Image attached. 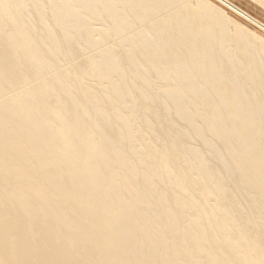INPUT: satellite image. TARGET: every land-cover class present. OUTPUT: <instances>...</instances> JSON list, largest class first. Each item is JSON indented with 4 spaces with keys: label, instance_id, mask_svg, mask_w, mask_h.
Here are the masks:
<instances>
[{
    "label": "bare ground",
    "instance_id": "obj_1",
    "mask_svg": "<svg viewBox=\"0 0 264 264\" xmlns=\"http://www.w3.org/2000/svg\"><path fill=\"white\" fill-rule=\"evenodd\" d=\"M15 1V3L13 2V0H0V13L4 16H9V12L10 11H12L11 13L12 14H14L13 12H14V9L12 8V5H11V2L12 3H14L13 4V6H16V7H19V6H17V3H19L18 1H20V3H23V2H21V0H14ZM27 3H28V5H29V2L27 1V0H25ZM42 1V0H41ZM48 1V0H47ZM50 1V0H49ZM60 1V0H59ZM70 1V3H71V0H69ZM73 2L72 3H80V2H74L75 0H72ZM83 1H85V0H83ZM89 1V0H88ZM88 1H86V2H88ZM93 1V0H92ZM102 3L104 2V3H106V4H102L101 3V5H104V7L105 6H107V4H110V3H112L110 0V3H107V2H105V0L104 1H102V0H100ZM106 1H108V0H106ZM123 1V0H122ZM151 1V0H150ZM153 1V0H152ZM160 1V0H159ZM169 2H171L172 0H168ZM175 1V3H177L178 2V0H174ZM174 1L172 2V4L174 3ZM180 1V0H179ZM193 1H195V0H193ZM197 1V0H196ZM195 1V2H196ZM202 1V2H201ZM199 0V2H201V3H203V1H205V0ZM232 2H233V0H231ZM237 1H239V0H237ZM247 0H245V2H246ZM252 2L253 1H255L256 3H258L259 5H261L262 6V8L264 9V1L263 0H251ZM37 2V1H36ZM51 2H52V0H51ZM58 2V1H57ZM118 2V1H117ZM116 2V3H117ZM124 2V1H123ZM130 2V1H129ZM129 2H124V4H130ZM137 2H139V3H141V4H146V6H148L149 5V8H151L152 6H153V3L151 4V7H150V3H149V0H137ZM149 4H148V3ZM154 2L156 3V1L154 0ZM163 2H165V1H163ZM162 2V3H163ZM181 2H184V0L183 1H180L179 3H181ZM187 2H189V0H187ZM214 1H212V3H213ZM221 2V1H220ZM230 3L229 2V0L228 1H226V3ZM231 2V7H233L234 8V10H236V11H234L236 14H237V16L239 15V16H243L242 18H244L245 20L244 21H249L248 23L251 25V23H253V24H255L256 25V27L257 26H260V29H261V26H263L264 25V16L262 17V19L261 18H259V19H261V20H259V19H257L258 17H260V16H258L257 15V18H256V16L254 17L253 15H252V13L251 12H248V11H251V10H249V9H251V8H249L250 7V4H248V3H251V2H246L247 4V6H248V10H247V8H246V5H244L243 3H241V1H239V4H243L244 6L242 7V8H246V9H242L241 7H239L238 5H236V4H238V2H236V4L234 3H232ZM244 2V1H243ZM255 2H254V4H255ZM25 3V2H24ZM23 3V4H24ZM38 3V2H37ZM45 3V2H44ZM44 3H43V5H44ZM50 3V2H49ZM85 3V2H84ZM93 4L95 3V1L94 2H92ZM120 3H121V1H120ZM134 3H136V2H134ZM133 3V4H134ZM160 3V2H159ZM159 3H157L159 6H162V4H159ZM178 3V4H179ZM207 3H209V1L207 2V0H206V2H205V4L204 5H208ZM211 3V4H212ZM217 3V2H216ZM215 3V4H216ZM33 4V3H32ZM32 4H31V6H32ZM40 4V3H39ZM48 4V3H47ZM58 4H59V2H58ZM62 4V3H61ZM60 4V5H61ZM65 4H67V3H65ZM86 4V3H85ZM84 4V5H85ZM90 4V3H89ZM89 4H87L88 6H89ZM93 4H91V5H93ZM97 4V3H96ZM98 4H99V1H98ZM97 4V7L99 6L100 7V5H98ZM112 4H114V2L112 3ZM112 4H110V5H112ZM117 4H119V3H117ZM123 4V3H122ZM128 4H127V7H126V5H125V7L126 8H128L129 6H128ZM140 4V5H141ZM156 4V7L158 6ZM167 5H169L168 3H166ZM184 4H186V3H184ZM183 4V5H184ZM188 4V3H187ZM197 4V6H198V3H196ZM252 4V3H251ZM258 4H256V5H254L253 7H254V9H253V11L255 10V6H257ZM37 5V4H36ZM49 5V4H48ZM73 5H76V4H73ZM81 5H82V3H81ZM165 5V4H164ZM191 5V4H190ZM204 5H203V7H204ZM216 5H219L218 3L216 4ZM225 5V4H224ZM228 5V4H227ZM11 6V7H10ZM26 6V5H25ZM31 6H28L29 8H31ZM38 6V5H37ZM44 6H46V3H45V5ZM57 6V5H56ZM62 6V5H61ZM94 6H96V5H94ZM118 6V5H117ZM116 6V7H117ZM131 6V5H130ZM143 5H141V7H142ZM158 6V7H159ZM175 6V5H174ZM173 5H171V7H173V8H177L178 6H175L174 7ZM179 6H180V4H179ZM202 5H200V7H201ZM211 5H210V3H209V7H210ZM212 6H214V7H216L215 9H212L211 10V8H210V13H212V12H214V10H217L218 8V6H215V5H212ZM211 6V7H212ZM229 6V7H230ZM27 7V6H26ZM28 7H27V9H28ZM40 7H41V4H40ZM39 7V8H40ZM51 7V6H50ZM59 7V6H58ZM64 7V6H63ZM62 7V8H63ZM66 7H67V5H66ZM65 7V8H66ZM69 7V6H68ZM67 7V8H68ZM74 7V9L76 8V9H78V7H75V6H73ZM73 7H71V8H73ZM92 7V6H91ZM101 7H103V6H101ZM100 7V8H101ZM104 7H103V11H107V10H111L112 11V9H111V7H113V6H111L109 9H108V7L109 6H107V7H105V8H107V10H104ZM115 7V6H114ZM116 7H115V9H116ZM121 7H123L122 5H121ZM125 7H123V8H125ZM139 7V6H138ZM137 7V8H138ZM145 7V6H144ZM157 7V8H158ZM165 7V6H164ZM169 7H170V5H169ZM202 7V8H203ZM208 6H205V8H206V10L208 11V9L207 8H209ZM214 7H212V8H214ZM220 7V6H219ZM222 7V6H221ZM224 7V6H223ZM45 8V7H44ZM46 8H47V6H46ZM45 8V9H46ZM60 8V7H59ZM64 8V9H65ZM66 8V9H67ZM70 7H69V10H72ZM87 8V7H86ZM131 8V7H130ZM130 8H129V12H130ZM134 8V7H133ZM148 8V7H147ZM146 8V9H147ZM149 8H148V10H149ZM161 8V7H160ZM180 8V7H179ZM189 8V7H188ZM199 8V7H198ZM197 8V9H198ZM205 8H203L204 9V11L205 12H207L206 10H205ZM225 8V7H224ZM232 8V9H233ZM258 8V7H257ZM260 8V7H259ZM19 9H20V7H19ZM45 9H43V10H41L40 9V11H43V13H45L44 11H46ZM51 9V8H50ZM49 9V10H50ZM64 9H62V10H64ZM73 9V10H74ZM75 9V10H76ZM81 9V8H80ZM89 8H87L86 10H88ZM115 9H114V12H115ZM119 9H121V8H119ZM142 9V8H141ZM151 9H153V12H150L151 11ZM150 9V14H152V13H155V14H157V16H158V12L160 13V12H162L163 10H160V11H158V12H155V8L153 7V8H151ZM162 9V8H161ZM167 9H169L168 7H167ZM172 9V8H171ZM182 9V8H181ZM180 9V10H181ZM187 9V8H186ZM190 9V8H189ZM202 9V10H203ZM226 10L228 9V7H226L225 8ZM21 10H22V6H21ZM29 10V9H28ZM61 9H59L57 12H59ZM79 10V9H78ZM77 10V11H78ZM83 10V9H82ZM82 10H81V12H79L80 13V15L82 14ZM92 10V9H91ZM97 10V9H96ZM95 10V11H96ZM101 10H102V8H101ZM100 10V11H101ZM110 10L108 11V12H106V14H109L110 13ZM118 9H116V11H117ZM132 10V12L134 11L133 9H131ZM137 10V9H136ZM157 10V9H156ZM175 10V9H174ZM179 9H177V11H178ZM192 10V9H191ZM198 10H201V9H198ZM219 10V9H218ZM247 10V11H246ZM260 10V9H259ZM258 10V11H259ZM68 10H66V12H67ZM76 11V12H77ZM90 10H88V12H89ZM102 11V12H103ZM120 11V10H119ZM121 11H122V9H121ZM143 11V10H142ZM164 11H166V9H164ZM163 11V12H164ZM168 11V10H167ZM193 11H195L194 9H193ZM204 11H202V12H199L198 11V13H197V11L195 12V13H193L192 11H189V12H192L193 13V15H195L194 17H193V19L191 20V23L193 24H191V23H189V25L191 24V26H193V28H191V30H192V32L193 31H195V30H197L198 31V29L199 30H201V31H199V32H201L199 35H198V37H202V38H204L203 36H206V34L208 33L207 32V30H206V32H205V34L203 35V31H205L204 29V27H205V23H206V25H209L208 27L210 28V26H211V24H212V26H213V28H215V30L217 31V30H220V29H216V26H215V24L217 25V28H219L218 26V24L217 23H219L220 22V20H222V18H224V17H220V16H218V15H221V13L223 14L225 11H222V10H219V11H222L221 13L219 12V14H217V13H214V14H212V16L211 15H209V13H205ZM212 11V12H211ZM229 11V10H228ZM252 11V12H253ZM255 11H257V9L255 10ZM262 11V10H261ZM260 11V12H261ZM29 12L31 13L32 12V10L30 11L29 10ZM28 12V13H29ZM35 12V11H34ZM37 12H39V11H36V13ZM51 12V11H50ZM65 12V11H64ZM63 13V14H66V15H64L67 19H65V20H69L70 19V17L72 18V15L74 16V14H70L69 12H67V13ZM74 12V11H73ZM98 12V11H97ZM113 12V13H114ZM118 12V11H117ZM127 12H128V10H127ZM140 12V11H139ZM144 12H146V10L144 11ZM170 12H172V11H170ZM176 11H174V13H175ZM180 12V15H181V13H183V11L181 10V11H179ZM178 12V13H179ZM217 12V11H216ZM231 12V11H230ZM233 12V11H232ZM263 12H264V10H263ZM23 13V12H22ZM25 13H27V12H25ZM27 13V14H28ZM35 13V14H36ZM42 13V12H41ZM41 13L39 14V15H41ZM60 13V12H59ZM59 13H58V15H59ZM62 13L60 14V15H62ZM83 13H84V11H83ZM91 13V12H90ZM99 13V12H98ZM104 14H105V12H103ZM102 13V14H103ZM112 13V12H111ZM116 13V12H115ZM114 13V14H115ZM119 13V12H118ZM122 13V12H121ZM123 13H124V10H123ZM136 13V12H135ZM141 13V12H140ZM177 13V14H178ZM188 13V12H187ZM226 13V12H225ZM251 13V14H250ZM257 13H259V12H257ZM12 14H10V15H12ZM34 14V15H35ZM38 14V13H37ZM68 14H70V15H68ZM78 14V13H77ZM92 14H93V12H92ZM100 14V13H99ZM99 14H98V16H99ZM117 14V13H116ZM116 14H115V16H116ZM125 14H128V13H126L125 12ZM129 14H131V13H129ZM128 14V15H129ZM170 14V13H169ZM184 15L186 14V13H183ZM197 14V15H196ZM216 14V15H215ZM230 14V13H229ZM232 14H234V13H232ZM262 15L264 14V13H261ZM261 14H259V15H261ZM15 15V14H14ZM16 15H18V13L16 14ZM15 15V16H16ZM20 15L22 16L23 14H21L20 13ZM30 15H31V17H32V15L33 14H29V17H30ZM45 15H48L47 14V12H46V14ZM51 15V14H50ZM85 15V14H84ZM101 15V14H100ZM111 15V14H110ZM134 15V14H133ZM133 15H131L132 17H133ZM138 15V14H137ZM139 15H141V14H139ZM148 15H149V13H148ZM160 15V14H159ZM165 15V14H164ZM164 15H162L161 14V16H164ZM168 15V14H167ZM174 15H176V14H174ZM174 15L173 14H171L170 16L171 17H174ZM180 15L178 16L179 18H181V20H180V22H182V20H183V22L184 21H186L187 22V20H188V22H190L189 20V17L190 18H192L191 16H192V14H191V16H188V19H187V17H185L184 15H181L182 17H180ZM225 15V18L227 17L226 16V14H224ZM224 15H222V16H224ZM254 15H256V13L254 14ZM261 15V16H262ZM3 16H1L2 18H5V20H6V17H3ZM15 16H12V17H14V20L16 19V20H19V23H21V24H23V26H21V24H19V23H17V22H15L13 19H11L12 17L11 16H9V20L12 22V29L13 30H11L9 27V25H8V27L7 28H5L6 30L7 29H9V30H11V31H13V33L15 34V36H17V40H14V39H16V38H11L12 37V35L11 34H13L11 31H10V34H9V30L7 31L8 33V36L10 37V38H8V36H6L5 34H4V36L7 38V40L5 41V39H3L4 41H1L2 39V37H1V35H3V33L1 32L2 30H0V264H218V262H223V264H264V231L261 229L260 231H258L257 229H256V227H255V225H252V224H245L244 222H245V219H243L244 221L242 222V219L241 220H239V221H236V220H238V219H240V218H238L237 217V215H236V217H237V219L235 218V220L234 221H236L234 224L235 225H237L235 228H225L224 226H223V224H222V221L221 220H218L217 222H221V224L220 225H218L217 223H216V225L214 224V220L216 221V219H207V218H205V220H199L198 219V217H199V215H198V210H197V205L199 206V203H198V200H200L199 198H197L199 195H207V197L209 198V196H210V194H211V197H213L214 199H218V193H219V196H220V198H222V197H225V192L224 191H221L220 189H222V186H221V183H220V180L218 181L220 184V189H215V192H214V190L212 189L213 187L215 188V186H214V184H212L213 185V187L211 188H209V183L207 182V184L205 183V184H203V183H194V181H195V179L193 180L192 178H188V176H187V178H186V176L185 175H188V174H185V172L183 173V171H185V170H183V169H181L182 167L184 168V166H182V165H180V166H182L181 168H179V167H177V165H175L176 167V170H175V172L173 171H171V168H172V166H174V163H176L175 161H173V159L174 158H176L175 157V155H176V153H177V155L179 154L180 155V153H181V151H182V147L180 146L179 148L177 147V146H175V148L174 149H171L172 147H170V149L171 150H167L166 149V152L168 151L169 153H165V148H164V146L163 147H161V149L162 150H164V153H162V151L155 145V144H152L151 143V145H149V146H147V144L145 145V146H147V147H145L144 146V149H143V151H142V153H143V155H142V157L144 156V157H147L146 159H145V161L147 160H149V162H145V165H148V166H145L144 165V163H143V165L145 166V167H147L146 169H144L143 167V169H144V172H143V170H141L142 168L140 167V165H138L137 166V163H135V161H137V159H139V157L138 156H141L140 154L141 153H139L138 154V156H135V155H137V153L135 152L134 153V155L133 154H131V153H133L132 151H129V152H125L124 153V151L121 149L122 148V146H121V144L119 143V139H123V138H120V132H122V133H124L125 132V135L127 134L126 133V131H128V130H125L124 128H123V124L125 123H123L122 124V121H124V119H122L123 118V115H122V117L120 118V116L119 115H117L116 113V117L117 118H119V119H121L119 122L117 121V120H119V119H117L116 120V122H118L117 124L118 125H120V126H118L117 124V127H116V125H114V122H115V119H113V117H114V115L113 114H108L107 113V110L105 111V109L107 108H105V106H104V102L103 103H101L100 101H102L101 99H100V95L98 94V92L96 91V93L94 92V90H91L90 91V93L89 94H91L92 92H93V101L95 100V103L93 104V108L91 107V106H89V108H92V109H90L89 111L88 110H86L85 108H84V102L82 103V101H75V99H74V97H73V95H72V88L75 86V84L73 85V84H71V83H73L70 79L73 77V78H76V79H74V80H76V81H78V79H79V81H80V79H83L84 80V82H86L85 80H87V79H84L83 78V76L81 75L83 72L82 71H85L84 69H83V67H80V69H83V70H81L80 71V73H79V71L77 72V73H79V74H77V73H75L74 74V71L75 70H77V69H79L78 67H79V65H81L80 64V60L78 61L77 59H80L81 58V56L80 55H82V54H79V53H81V52H78V54H77V56L79 55V57L80 58H77V56H75L73 53V49H72V46L70 45V47H68L69 46V44H71L70 42H68V46H66L65 44V46L66 47H68V48H70L71 50L70 51H72L73 53L72 54H70L71 52H69V49H67L68 51V53L67 54H69L68 56H71V55H74V57H72L73 59L75 58H77L76 59V62L78 63V65H76V66H78L77 68H75V70L73 71L72 69H73V65L75 66V64H73V65H71L70 66V59H72L71 57H70V59L68 60L69 62H68V69H70V71L72 70V76H70V75H68L69 77V80H70V82H67V81H65L66 83H64L63 81H61L60 79H58V81H57V83H55V82H53V83H50V79H49V81L46 79V77L47 76H45V78H43V76H40L39 78L37 77V80H36V83L32 86V87H30L28 84H29V82H30V80H31V78L34 80V82H35V79L33 78L34 76H39V69H41V68H39L38 70L39 71H36L37 69V67L39 66V67H42V66H44V65H42L43 63H45V61L47 60L46 58L49 56V55H47L46 57H45V55H44V53L46 54V51H44L43 49H40L39 51H41L42 50V55H40L39 53H37V52H35L37 49H35V51H34V48H35V44H36V46H37V44H39V43H37V41H33L32 40V38H30L31 36L29 35V33L27 32V30H26V32H23L22 30H25V29H22V28H24V23L23 22H29L30 20H29V18H26L27 16H26V14L25 15H23V17H25L24 19H26V20H24L23 19V17H22V19L23 20H21V19H18L17 18V16H16V18H15ZM64 16H62L63 17V20L62 21H64ZM69 18H68V17ZM75 16H76V14H75ZM78 16H79V14H78ZM92 16V15H91ZM109 16V15H108ZM112 16V15H111ZM114 16V15H113ZM118 16H120V13H119V15ZM122 16H124V14L123 15H121V17ZM126 16V15H125ZM124 16V17H125ZM146 16H147V14H146ZM146 16H144V18L146 19L147 17ZM177 16H175V18L177 17ZM208 16H209V18H208ZM212 18H211V17ZM232 16V15H231ZM234 16V15H233ZM33 17H37L36 15L35 16H33ZM40 17H42V16H40ZM46 17H48V16H46ZM45 17V18H46ZM51 17V16H50ZM77 17V16H76ZM84 17V16H83ZM95 17V16H94ZM103 17H107V15L106 16H103ZM124 17H122V18H124ZM129 17H130V15H129ZM128 17V18H129ZM141 17V16H140ZM160 17V16H159ZM158 17V18H159ZM168 17V16H167ZM171 17H168V20H164L163 18V22H161L162 23V25L161 24H159V23H156L157 25H160L159 27L161 28V30L163 29V24L165 25V22H166V24L168 23L169 24V27H170V23H171V20L173 19H171ZM178 17H177V19H178ZM241 17H239V18H241ZM42 18H44V16L42 17ZM44 18V19H45ZM49 18V17H48ZM61 17H59V19H60ZM78 19H80V18H82V16H80V18L79 17H77ZM90 18V17H89ZM110 19L112 18V17H109ZM117 18V17H116ZM143 18V17H142ZM148 18H150V16L148 17ZM152 18V17H151ZM170 18V19H169ZM183 18V19H182ZM186 18V19H185ZM227 18H229L230 19V17H227ZM226 18V19H227ZM233 18H236V17H233ZM8 19H7V22H8ZM27 19H28V21H27ZM39 19V18H38ZM50 19V18H49ZM72 19H76V18H72ZM77 19V20H78ZM83 19V18H82ZM81 19V20H82ZM84 19H86V16L84 17ZM94 19V18H93ZM97 19V18H96ZM102 19V18H101ZM100 19V20H101ZM108 19V18H107ZM115 19V18H114ZM127 19V18H126ZM126 19L124 18V20L126 21ZM140 19V18H139ZM138 19V20H139ZM154 19V18H153ZM166 19V18H165ZM238 19V18H237ZM2 20V19H1ZM34 22L33 23H35L36 24V19L34 20V19H32ZM52 20V19H51ZM81 20H79V21H81ZM90 20H92V19H90ZM89 20V21H90ZM113 20V19H112ZM115 20H117V19H115ZM118 20H120V18H118ZM133 20H134V18H133ZM132 20V21H133ZM138 20H137V22H138ZM143 20V19H142ZM148 20H150V19H148ZM225 20V19H224ZM222 21L223 23L224 22H227V21ZM236 20V19H235ZM235 20H234V22H235ZM239 21H240V19H238ZM241 20H243V19H241ZM262 20H263V22H262ZM23 21V22H22ZM40 21H42V20H40ZM53 21V20H52ZM55 21V20H54ZM53 21V22H54ZM72 21H76V20H72ZM71 21V22H72ZM84 23H85V20H82ZM81 21V24H83V22ZM87 21V20H86ZM89 21H87L86 23L88 24L89 23ZM129 21V20H128ZM140 21V20H139ZM147 21V20H146ZM161 21V20H160ZM173 21H174V19H173ZM173 21H172V23H173ZM219 21V22H218ZM230 21V20H229ZM229 21H228V23H229ZM238 21V22H239ZM1 22H4L5 23V25L7 24V22L6 21H4V19H3V21H1ZM44 22V21H43ZM58 22H61L60 20L58 21ZM57 22V23H58ZM68 22V21H67ZM77 22V21H76ZM92 23H93V20L91 21ZM95 22V21H94ZM97 22V21H96ZM99 22V21H98ZM104 22H106V21H104ZM107 22H108V24H109V22L110 21H108L107 20ZM106 22V23H107ZM120 22V21H119ZM118 22V23H119ZM127 22V21H126ZM130 22V21H129ZM155 22V21H154ZM182 22V23H183ZM231 22H232V26H233V24H236V25H234L233 26V29L235 28H237L238 26H237V22H235V23H233V21H232V19H231ZM4 23H1L0 24V29L2 28H4L3 26H2V24H4ZM27 23H25V24H27ZM32 23V24H33ZM47 23H49V22H47ZM62 23V28H63V23H66V22H61ZM60 23V24H61ZM69 23V22H68ZM67 23V24H68ZM79 23V22H78ZM105 23V25H107ZM111 23H114V21H111ZM111 23L109 24L110 26H111ZM116 23V22H115ZM114 23V24H115ZM118 23H117V25H118ZM124 23V22H123ZM140 23V22H139ZM143 24H144V21L142 22ZM146 23H148V21L146 22ZM176 23V22H175ZM175 23H173V24H171L172 26L174 25L175 26ZM177 23H178V21H177ZM182 23H180V27H182ZM211 23V24H210ZM223 23H220V27H223ZM240 23V22H239ZM241 23H242V21H241ZM244 23V22H243ZM34 24V25H35ZM67 24H64L65 26L67 25ZM72 24H74V23H72ZM81 24H79V25H81ZM90 24V23H89ZM96 24V23H95ZM119 24H121V23H119ZM133 24H135V22L133 23ZM155 23H153V25H154ZM155 24V25H156ZM179 24V23H178ZM178 24H176V26L178 25ZM187 24V23H186ZM186 24H185V26H186ZM246 24V23H245ZM249 24H247V25H249ZM29 25H31L30 24V22H29ZM34 25L32 26V27H30V28H33L34 29V32H35V27H34ZM43 25V24H42ZM47 25H49V24H47ZM47 25H45V28L47 27ZM70 25V24H69ZM78 25V26H79ZM83 25H85V24H83ZM83 25H81L80 26V28L81 27H84ZM113 25V24H112ZM122 25V24H121ZM121 25H119V26H121ZM124 25H126V24H124ZM140 25V24H139ZM138 24H137V26H139ZM142 25V24H141ZM157 25L155 26L156 27V31L159 29L158 27H157ZM222 25V26H221ZM228 25V24H227ZM239 25V24H238ZM254 25V26H255ZM74 26H77V24L75 23V25ZM85 26H87V28H89V26H91V25H85ZM128 26V25H127ZM137 26L136 27H131V28H136L137 29ZM144 26V25H143ZM150 26V25H149ZM148 26V27H149ZM173 26V27H174ZM175 26V27H176ZM178 26V27H179ZM204 26V27H203ZM212 26H211V28H212ZM215 26V27H214ZM226 24L224 23V28L226 29ZM237 26V27H236ZM240 27H242V28H245V27H243V25L241 26V25H239ZM253 26V25H252ZM29 27V26H28ZM67 27V26H66ZM69 27L70 26H68V28H65V29H67V30H69ZM92 27V26H91ZM124 27H126V26H124ZM147 27V26H146ZM145 27V28H146ZM148 27H147V29H148ZM204 28V29H201V28ZM207 27V26H206ZM228 27V26H227ZM229 27H231L230 25H229ZM250 27V26H249ZM255 27V28H256ZM264 27V26H263ZM29 28V30H31ZM40 28V27H39ZM38 27H37V32H40L38 29H39ZM45 28H44V30H45ZM54 28V27H53ZM52 28V29H53ZM77 28V27H76ZM76 28H74V29H76ZM85 29V28H83V29H85V31L87 30L88 32H90L89 30H90V28H89V30L88 29ZM102 28V27H101ZM113 28V27H112ZM120 28V27H119ZM121 28H123V25H122V27ZM129 28V27H128ZM224 28H221V29H224ZM252 28V27H251ZM258 28V27H257ZM256 28V29H257ZM32 29V30H33ZM59 29V28H58ZM64 29V28H63ZM64 29V30H65ZM70 29L72 30V26L70 27ZM72 30V31H75V33H76V30ZM82 29V28H81ZM93 28H91V30H92ZM117 29H118V27H117ZM117 29H115V31H117ZM126 29H127V27H126ZM138 29H139V27H138ZM142 29H143V27H142ZM141 29V30H142ZM154 29V28H153ZM173 30H171V32L172 31H174V30H177V29H174V28H172ZM184 29H185V27H184ZM187 29H189L188 27H187ZM195 29V30H194ZM207 29V28H206ZM43 30V32H44V34L43 33H41V34H43L44 35V37L45 38H48L49 36H50V34H52V32L50 33V31L49 30H51L50 29V25H49V30H48V32H49V36L47 35V36H45L46 35V33H45V31ZM77 30H79L78 32H80V29H77ZM97 30V29H96ZM99 30H102V29H99ZM98 30V31H99ZM105 30V29H104ZM108 30V29H107ZM112 30H114V29H112ZM125 30V29H124ZM130 30V29H129ZM128 30V31H129ZM141 30H139V32L141 31ZM145 30V29H144ZM155 30V29H154ZM165 30H166V27H165ZM186 30V29H185ZM190 30V31H191ZM209 30V29H208ZM214 30V31H215ZM227 31L229 30V29H226ZM226 30H224L225 32H226ZM231 30V29H230ZM243 30H246V32H248L249 31V29H243ZM241 28H237L236 30H235V32H234V34L236 33V35L237 36H241V38L242 39H240V38H238L236 35H234L235 37L233 38L232 37V41H230V39L228 40V42L230 41V42H235L237 39H239V41L237 42H235L236 44L235 45H239L240 46V44H241V46H246L249 42H252V40H250L248 37H246V35H243L244 33V31H243ZM248 30V31H247ZM259 30V29H258ZM257 30V31H258ZM3 31H5V30H3ZM52 31V30H51ZM56 31H58V30H56ZM56 31H54V34L52 35L53 37H55L54 35H56ZM66 31V30H65ZM70 31V30H69ZM83 31V30H82ZM84 31V34L85 33H87V32H85ZM95 31V30H94ZM103 31V30H102ZM133 31H135V29L133 30ZM179 31V30H178ZM212 30L210 29L209 30V33L211 34H213V31L211 32ZM216 31H215V33H216ZM222 31V33L224 34V32H223V30H220V32ZM254 31H256L255 29H254ZM29 32H31V31H29ZM33 32V33H34ZM71 32V31H70ZM119 32V31H118ZM120 32H121V30H120ZM119 32V33H120ZM125 32V31H124ZM142 32V31H141ZM149 32V31H148ZM153 33L155 32V31H152ZM158 32V31H157ZM157 32H155V34H157ZM162 32V31H161ZM167 32V31H166ZM177 32V31H176ZM181 32H182V30H181ZM199 32H196V33H199ZM220 32H218L217 31V35L219 34V36H220ZM259 32V31H258ZM257 32V33H258ZM264 32V31H263ZM262 32V33H263ZM36 33V32H35ZM59 33V32H58ZM57 33V34H58ZM65 33V32H64ZM69 33V32H68ZM68 33L66 34V35H68ZM74 33V32H73ZM83 32H81V34H82ZM91 34H92V32H90ZM96 33V32H95ZM94 33V34H95ZM100 33V32H99ZM104 33H107V31L106 32H104ZM114 33H116V32H114ZM131 33H133V32H131ZM135 33V32H134ZM137 33V32H136ZM144 33H146V31H144ZM143 33V34H144ZM152 33V34H153ZM163 33V32H162ZM168 33V32H167ZM170 33V32H169ZM179 33H180V31H179ZM179 33H178V35H179ZM208 33V34H209ZM222 33H221V37H222ZM228 33H230V31H228ZM232 33V32H231ZM231 33H230V35H231ZM17 34V35H16ZM30 34H32V32L30 33ZM39 34V33H38ZM60 34V33H59ZM59 34H58V36H59ZM70 34H72V32L70 33ZM79 34V33H78ZM90 34V35H91ZM103 34V33H102ZM107 34H109V33H107ZM113 34V33H112ZM111 34V32H110V34L109 35H111V40H112V38H113V35ZM125 34H126V32H125ZM124 34V35H125ZM154 34V35H155ZM159 34H160V31H159ZM173 34H175V33H173ZM173 34L171 33V34H167V37H166V40L164 39H162L161 41H167L166 43L167 44H169L168 46H170V45H173L174 43L172 42V41H174V38H173ZM193 35L195 34L194 32L192 33ZM208 34H207V39L206 40H208V38H210L209 40L210 41H212V36L214 35H211V37H209L208 36ZM227 34V33H226ZM225 34V35H226ZM233 34V33H232ZM246 34V33H245ZM253 34V33H252ZM264 34V33H263ZM263 34H259L260 35V37H263ZM32 35H34V34H32ZM36 35H37V33H36ZM86 35V34H85ZM89 35V34H88ZM96 35V34H95ZM105 35V34H104ZM103 35V37H102V39L104 40V36ZM122 35H123V31H122ZM135 35H142V33L141 34H135ZM134 35V36H135ZM146 35V34H145ZM145 35L142 37V40L144 39V37H145ZM149 35V34H148ZM147 35V36H148ZM161 35V34H160ZM159 35V36H160ZM182 35V33L180 34V36ZM190 35H191V33H190ZM202 35V36H201ZM247 35H248V33H247ZM255 35V34H254ZM14 36V35H13ZM14 36V37H15ZM37 36H39V35H37ZM63 36H64V34H63ZM72 37L74 36V34H72L71 35ZM80 36V35H79ZM114 36H116V35H114ZM129 36H131V35H129ZM146 36V37H147ZM162 37H163V35H161ZM160 36V37H161ZM184 36V35H183ZM216 35H214L213 36V39H214V37H215ZM224 36V35H223ZM229 36V35H228ZM233 36V35H232ZM257 38L259 37V36H257V35H255ZM33 37H35V35L33 36ZM53 37H51V38H53ZM57 37V36H56ZM55 37V38H56ZM66 37V36H65ZM69 37H70V35H69ZM77 37V36H76ZM90 37H92L93 38V34H92V36H89L88 38L89 39H91V40H89L90 42L91 41H93L92 40V38H90ZM97 37V36H96ZM96 37H94L93 39H95ZM108 37V39H110L109 38V36H107ZM106 37V38H107ZM133 37V36H132ZM140 38H141V36H139ZM137 38L138 40L140 39V38ZM145 37V38H146ZM149 38H150V36H148ZM154 37V36H153ZM182 37V36H181ZM180 37V38H181ZM187 37L189 38V33H187ZM191 37V36H190ZM194 37L196 38V40L198 41L197 43H195V39H194ZM192 39H194L195 41H194V45L195 44H197L198 46L200 45H202V43L204 42V41H202V40H205V38L204 39H202L201 41H199L198 39L199 38H197V35L196 36H194ZM237 37V39L235 40V41H233V39H235ZM259 37V38H260ZM4 38V37H3ZM36 38V37H35ZM39 38V37H38ZM41 38H42V35H41ZM40 38V39H41ZM44 38V39H45ZM50 38V37H49ZM48 38V39H49ZM59 38H61L60 36H59ZM68 38V36L66 37V40H68L69 41V38ZM71 38V37H70ZM81 38V37H80ZM79 38V39H80ZM106 38H105V40H106ZM119 38V37H118ZM128 38V37H127ZM126 37H124V39H127ZM130 38V37H129ZM148 38V39H149ZM163 38H165V36L163 37ZM176 38H178L177 36H176ZM187 38V39H188ZM224 38H226V36L225 37H223V39H222V41H220L219 42V45H220V43L221 42H223V40H225ZM231 38V37H230ZM257 38H255V39H257ZM40 39H39V41L38 42H40ZM43 39V38H42ZM47 39V41L49 42V41H51V42H53L54 44H56L58 47L57 48H61V47H59V46H61L62 45V41H60L61 39H59V41L61 42H58V41H55V40H52V39H50V40H48ZM101 39V38H100ZM120 40H121V38H119ZM201 39V38H200ZM218 39V38H217ZM12 40H14V41H12ZM36 40H38V39H36ZM56 40H58V38H56ZM65 40V39H64ZM71 40H72V38H71ZM70 40V41H71ZM74 40V39H73ZM76 40V39H75ZM96 40H98V39H96ZM95 40V41H96ZM104 40V41H105ZM131 40H132V38H131ZM134 40V39H133ZM156 40V39H155ZM182 40V39H181ZM205 40V41H206ZM240 40H241V42H240ZM259 40V39H258ZM261 40V42H264L263 41V39L261 38L260 39ZM259 40V41H260ZM44 41H46V39L44 40ZM80 41V40H79ZM95 41H93L94 42V44L96 43ZM103 41V42H104ZM109 41V40H108ZM113 41V40H112ZM119 41V40H118ZM126 41V40H125ZM128 41V40H127ZM140 41V40H139ZM153 41V40H152ZM158 41V40H157ZM225 41H227V40H225ZM256 41V40H255ZM258 41V42H259ZM65 42H67V41H65ZM72 42V41H71ZM74 42V41H73ZM75 42H77V44L75 43ZM74 43L77 45V46H79L80 47V44L78 43V41H75ZM99 42V41H98ZM129 43H130V40L128 41ZM148 42V41H147ZM154 43H155V41H153ZM159 42V41H158ZM169 42V43H168ZM192 40H191V44H192ZM213 42V41H212ZM228 42L226 43L227 44V47L226 48H228ZM46 43V42H45ZM100 43H102L101 42V40H100ZM100 43L97 45V48L100 46ZM110 43V42H109ZM117 43V42H116ZM121 43V42H120ZM127 43V42H126ZM128 43V44H129ZM141 43V42H140ZM146 43V42H145ZM160 43V42H159ZM166 43L164 44V45H166ZM177 43H178V45H181L180 43H182V41H179V39L177 40ZM177 43L175 44L176 46H178L177 45ZM187 43V42H186ZM189 43V42H188ZM187 43V44H188ZM189 43V44H190ZM215 43V42H214ZM224 43V44H225ZM240 43V44H239ZM47 44H49V45H46V46H48L47 47V49L49 50V46H51L50 44H52V43H47ZM58 44H60V45H58ZM89 44H91V45H94L92 42L91 43H89ZM103 44V43H102ZM132 44V43H131ZM133 44H135V42L133 43ZM141 44H144V43H141ZM163 44H161V46L163 45ZM204 44V43H203ZM208 44V43H207ZM210 44H211V42H210ZM210 44H208V46L210 45ZM256 45H257V43H255ZM261 44V43H260ZM263 44V43H262ZM261 44V47H260V45H259V47L261 48V50H263L262 49V45ZM40 45H41V42H40ZM63 45V46H64ZM118 45H119V42H118ZM130 45V44H129ZM129 45L127 46V47H129ZM147 44H144L143 46L141 45V48H143V47H146V49H147V46L149 45H147ZM154 45V44H153ZM156 45L158 46V44L156 43ZM155 45V46H156ZM193 45V44H192ZM193 45V46H194ZM197 45H195V47L197 46ZM218 45V44H217ZM216 45V46H217ZM223 45V44H222ZM222 45H220V47L222 46ZM238 45H237V48H240V50H241V48H243V47H238ZM255 45V46H256ZM257 45V46H258ZM39 46V45H38ZM37 46V48H40V47H38ZM43 46H45V44H44V42H43ZM46 46H45V48H46ZM62 47L63 48V50H65L66 49V47ZM77 46H76V48H77ZM95 46H96V44H95ZM95 46H94V48H95ZM107 46H110L109 44L107 45ZM121 45H119L118 46V48L120 47ZM133 47H136V46H134V45H132ZM204 46H205V44L202 46V47H198L200 50H198L197 48H195V47H192L193 49L195 48L196 50H197V53L198 54H195V52L193 51V50H190L189 48H188V50H190V51H188V53L190 52L191 53V56H192V58L193 59H190V57H189V59H190V61L192 60V62H194L193 60L195 59V58H197V60H199V61H201V63H202V61H203V59H209V57H210V59H212L215 55H211L209 52V55H207V51H208V49H206V46H205V48H204ZM256 46V47H257ZM53 47V46H52ZM75 47V46H74ZM111 47V46H110ZM113 47V46H112ZM117 47V46H116ZM122 47V46H121ZM138 47V46H137ZM160 47V46H159ZM164 47V46H163ZM220 47H218L219 49H220ZM223 47V46H222ZM221 47V48H222ZM236 47V46H235ZM247 47H248V45L246 46V50L244 49V51H246V53H249L250 51H249V49L247 50ZM254 47V46H253ZM44 48V47H43ZM65 48V49H64ZM88 48V47H87ZM105 49H106V47H104ZM125 48H126V46H125ZM140 48V50H142ZM150 48V47H149ZM165 48V47H164ZM172 48V47H171ZM191 48V47H190ZM231 49H233L232 47H230ZM250 48H252V47H250ZM25 49H27V50H30L29 51V53H31L32 52V54L30 55V61H31V63H32V66L34 67V65H33V63L34 64H36V62H37V67H34V68H32V67H30L29 66V62L27 63L26 61H23L24 59V55L26 56V54H24V55H21V52H23ZM56 49V48H55ZM79 49V48H78ZM77 49V50H78ZM92 49H93V47H92ZM98 49H100V48H98ZM121 48H119V50H120ZM131 49V48H130ZM166 49V48H165ZM165 49H164V51H165ZM170 49V48H169ZM178 49H179V46H178ZM180 49H182V48H180ZM223 49V48H222ZM236 49V48H235ZM255 49H258V48H255ZM26 50V52H23V53H27L28 51ZM58 50V49H57ZM62 50V49H61ZM77 50H75L74 49V51H76V53H77ZM90 50V49H89ZM101 50V49H100ZM99 50V51H100ZM103 50V49H102ZM117 50V49H116ZM127 50V49H126ZM128 50H129V48H128ZM139 50V51H140ZM162 50V49H161ZM167 50V49H166ZM195 50V51H196ZM224 50H226V49H224ZM234 50V49H233ZM233 50H232V52H233ZM239 50V49H238ZM252 50V49H251ZM259 50L260 49H258L257 51L259 52ZM50 51V50H49ZM92 51V50H91ZM94 51V53L96 52L95 50H93ZM93 51H92V53H93ZM98 51V50H97ZM98 51V52H99ZM113 51H115V49L113 50ZM118 51V50H117ZM123 51V50H122ZM131 51V50H130ZM133 51V50H132ZM138 51V52H139ZM145 50L143 49V51H141V52H144ZM149 50H147V53H150V52H148ZM157 51H159L158 49L156 50V52ZM168 51V50H167ZM166 51V52H167ZM178 51V50H177ZM198 51H200V52H198ZM210 51V50H209ZM220 51H222V50H220ZM220 51H219V53H220ZM247 51H249V52H247ZM253 51V50H252ZM251 51V52H252ZM51 52H53V51H51ZM54 52H55V50H54ZM58 53H59V51H57ZM57 52H55V53H57ZM90 52V51H89ZM110 51L108 50V52H107V55L109 54L110 56H108V60H107V58H106V56L107 55H104L106 52H104L103 53V55H101V56H104V58H106V60H107V62L110 60V58H111V60H112V58H113V61H118L119 62V59H121L120 57H118V59H114V57L116 58V56H118L119 54H121V53H124V52H121L120 51V53L118 54V55H116L115 53H114V55H116V56H113L112 57V55H113V53L111 52V53H109ZM127 52V51H126ZM126 52H125V54H126ZM134 52V51H133ZM133 52H131L132 54H133ZM152 52H153V50H152ZM154 52H155V50H154ZM156 52L155 53H153V54H156ZM160 52V51H159ZM162 52H163V50H162ZM181 52H182V50H181ZM192 52H193V54H192ZM223 52H225V51H223ZM229 52V51H228ZM238 52V51H237ZM240 52V51H239ZM250 52V57L249 56H247L249 59H253V58H255L257 61H255V62H259V54H260V52H259V54L257 53V57L258 58H256L255 56H252V53ZM262 52V51H261ZM22 53V54H23ZM49 54H50V52H48ZM62 55H61V54ZM60 53L59 54H54V55H60V57L62 56H64V53H66V51H64V53H62L61 51H60ZM75 53V54H76ZM145 53V52H144ZM144 53H141L142 55H146V54H144ZM164 53V52H163ZM162 53V54H163ZM167 53H169V52H167ZM166 53V54H167ZM174 53V52H173ZM183 53V52H182ZM218 53V54H219ZM240 53H242V52H240ZM255 53H256V50H255ZM264 51L262 52V55H263V60H264ZM53 54V53H52ZM67 54H65V56H66V59L68 58L67 57ZM96 54V53H95ZM100 54V53H99ZM101 54H102V51H101ZM128 54H130V53H128ZM128 54H126L127 55V57H128ZM131 54V55H132ZM138 54V53H137ZM152 54V53H151ZM158 55H160L159 53H157ZM170 54V53H169ZM180 54V53H179ZM187 54V53H186ZM218 54H216V56L218 55ZM221 54H223V53H221ZM237 54V53H236ZM27 55H28V53H27ZM43 55H44V58L46 59H44L43 58ZM97 55V54H96ZM122 55H124V54H122ZM121 55V56H122ZM131 55H130V57H128V59H129V61H130V58H131ZM136 55V54H135ZM140 55V54H139ZM158 55H157V58H156V55L155 56H153V57H155V58H153L152 60H156V62L158 63V62H161V61H159V60H161V58H159L158 57ZM168 55V54H167ZM190 55V54H189ZM195 55H198V57L197 56H195ZM227 54H225V56H226ZM233 55V54H232ZM244 55H246L245 54V52H244ZM248 55V54H247ZM262 55H260L261 56V58H262ZM93 56H94V54H93ZM101 56L99 55V58H100V60L99 61H101L102 60V58H101ZM134 56V55H133ZM147 56V55H146ZM183 56V55H182ZM195 58H194V57ZM207 56H209L208 58H207ZM211 56H212V58H211ZM221 56V55H220ZM229 56V57H228ZM227 56V58H230V55H228ZM238 56V55H237ZM29 57V55L27 56V58ZM51 57V56H50ZM49 57V61H50V58ZM59 57V58H60ZM91 57V62H94L92 59H93V57L92 56H90ZM97 57V56H96ZM110 57V58H109ZM125 57V56H124ZM138 57V56H137ZM151 56L149 55V58H150ZM165 57V56H164ZM246 57V58H247ZM251 57H253V58H251ZM52 58H55V57H53L52 56ZM86 58V57H85ZM94 58H95V56H94ZM141 59H142V56L140 57ZM148 58V57H147ZM159 58V60H157ZM181 58V57H180ZM215 58H217V57H215ZM260 58V59H261ZM45 61H44V60ZM74 59V60H75ZM98 59V58H97ZM96 59V60H97ZM125 59V58H124ZM123 58H122V60H120L121 62L124 60ZM131 59H133V58H131ZM151 59V58H150ZM150 59H145V62H148ZM171 59H173V58H171ZM174 59H175V57H174ZM209 59V62H211L212 63V61H214L213 59H212V61ZM226 59V58H225ZM239 59H240V55H239ZM47 60V61H48ZM55 61H59L58 59L56 60V58L54 59ZM81 60H83L82 58H81ZM104 60V59H103ZM102 60V61H103ZM106 60L105 61H103L104 63V66H105V64H108L107 62H106ZM137 60V59H136ZM136 60H135V62H136ZM155 60H154V62H155ZM176 60V59H175ZM182 60V59H181ZM185 60H187L188 61V59H186L185 58ZM197 60H195V61H197ZM220 60H222V62H223V60H224V56L223 57H221L220 58ZM220 60H219V62H220ZM230 60V59H229ZM228 60V61H229ZM244 60V59H243ZM242 60V58H241V60H239V61H243ZM248 60V59H247ZM262 60V61H263ZM28 61H29V58H28ZM42 61H44V62H42ZM55 61H53V63L55 62ZM61 61H62V59H61ZM65 61V60H64ZM67 61V60H66ZM73 61V60H72ZM98 60H97V64H98V62H99ZM125 61L127 62V60L125 59ZM124 61V62H125ZM134 60H132V62H133ZM143 61H144V59H143ZM167 61V60H166ZM172 61V60H171ZM186 61V62H187ZM199 61H197V62H199ZM215 61H216V59H215ZM225 61V60H224ZM227 61V62H228ZM231 61V60H230ZM238 61V60H237ZM252 61V60H251ZM261 61V60H260ZM38 62H42V64L40 63V64H38ZM51 62V61H50ZM74 62V61H73ZM81 62H83V64L85 65L86 63H84V61H81ZM86 62V61H85ZM96 62V61H95ZM95 62L93 63V64H89V62L87 63V64H89L90 66L88 67V66H86V68L88 67V69L86 70L87 72H86V74H88V71H92L91 69H94V67L96 68V66H94L93 67V65L95 64ZM111 62V61H110ZM112 63V64H114V66L115 67H118L119 65H121V63L119 64V63ZM126 62H125V65H127V67L128 66H130V65H128V63L126 64ZM153 62V61H152ZM169 62V61H168ZM173 62V61H172ZM176 62V61H175ZM191 62V63H192ZM204 62H205V60H204ZM217 63H215V65L217 64V69L219 70L220 69V67H219V65H222V64H219L218 63V61H216ZM232 62V61H231ZM248 62V61H247ZM246 62V63H247ZM249 62H250V60H249ZM248 62V63H249ZM254 62V60H253V63H255ZM24 63H26L28 66L26 67V65L24 64ZM30 63V64H31ZM47 63H49V62H47ZM46 63V64H47ZM70 63V64H69ZM75 63V62H74ZM100 63H102V62H99V64ZM149 63V62H148ZM161 63H163V62H161ZM174 63V62H173ZM173 63H171V64H173ZM200 63V62H199ZM206 63V62H205ZM210 63V64H211ZM221 63V62H220ZM225 63V62H224ZM223 63V64H224ZM229 63V62H228ZM237 63V62H236ZM244 63V62H243ZM242 63V64H243ZM262 64H259L261 67L262 66H264V61L263 62H261ZM45 64V65H46ZM57 64V66H59V64H58V62H56L54 65H56ZM67 64V63H66ZM112 64H108V65H111V67H110V69L112 68L113 69V67H112ZM118 64V65H117ZM134 64V63H133ZM132 64V65H133ZM145 64V63H144ZM152 64H154L155 65V63H152ZM159 65H160V63H158ZM193 64V63H192ZM192 64H188V67L190 66V65H192ZM197 64V63H196ZM195 64V65H196ZM208 63H206V64H204V65H207ZM219 64V65H218ZM239 64V63H238ZM250 64V66L252 65V63H249ZM249 64H247V65H249ZM255 64H257V63H255ZM40 65H42V66H40ZM47 65H51V64H47ZM92 65V66H91ZM117 65V66H116ZM124 65V64H123ZM131 65V66H132ZM134 65H136V64H134ZM134 65H133V67H134ZM149 65H151L150 63H149ZM153 65V66H154ZM159 65H157L158 67L157 68H161V67H159ZM174 65V64H173ZM182 65V64H181ZM186 65V64H185ZM185 65L183 64L182 66L183 67H185ZM201 65V64H200ZM232 65L234 66V64L232 63ZM231 65V66H232ZM236 65V64H235ZM244 65V64H243ZM25 66V67H24ZM36 66V65H35ZM57 66H54V67H52V66H49V67H51V71H52V68H56ZM82 66V65H81ZM107 66V65H106ZM122 66V65H121ZM152 66V65H151ZM150 66V67H151ZM152 66V67H153ZM164 66H165V64H164ZM163 66V67H164ZM169 66H170V64H169ZM182 66L181 67H178L179 69H182ZM187 66V65H186ZM211 67L212 66H214L213 64H211L210 65ZM230 66V65H229ZM239 66V65H238ZM241 66V65H240ZM252 66H254V64L252 65ZM258 66V65H257ZM24 67V71H22V68ZM46 67H48V66H46ZM48 67V68H49ZM70 67H72V68H70ZM93 67V68H92ZM98 67V66H97ZM114 67V68H115ZM120 67V66H119ZM119 67L118 68H116L117 70H115V72H113V70L112 71H110V69H109V73H111V72H113L116 76L119 74V73H121L120 71H119ZM123 67V66H122ZM121 67V68H122ZM143 69H145L143 66H141ZM150 67H148V68H146L145 70H146V72H147V69H150ZM167 67H168V65H167ZM171 67V66H170ZM193 67V65L191 66V68ZM199 67V66H198ZM219 67V68H218ZM249 66H247V68H248ZM59 68V67H58ZM99 68H101V65H100V67ZM104 68V67H103ZM103 68H102V70H103ZM125 68V70L126 69H128V68H126V67H124ZM132 68V67H131ZM169 68V67H168ZM187 68V67H186ZM208 69L207 70H204V71H208L209 70V67H207ZM212 68H214V67H212ZM221 68H223V67H221ZM227 67H226V65H224V69L225 70H227L226 69ZM243 68V67H242ZM245 68H246V66H245ZM251 67H249L248 68V70L250 69ZM254 68H255V66H254ZM254 68H251V69H254ZM257 68V70L255 69V71H259V73H260V70H258V68H260V67H256ZM47 69V68H46ZM45 68H44V72H45V70H46ZM50 69V68H49ZM67 69V68H66ZM104 69H106V68H104ZM108 69V68H107ZM136 69V68H135ZM134 69V70H135ZM155 69V70H154ZM164 69V68H163ZM179 69H177V70H179ZM197 69V68H196ZM196 69H193V72H191V73H196L197 71H196ZM211 69V68H210ZM216 68H214L213 70H215ZM264 67H262V72L260 73L261 75L263 74V76H264ZM56 70V69H55ZM64 70V68L61 70V73H62V71ZM101 70V69H100ZM101 70V71H102ZM130 70V69H129ZM134 70H133V72H134ZM162 70V69H161ZM176 70V71H177ZM182 70H184V69H182ZM190 70H192V69H190ZM202 70V69H201ZM221 70V69H220ZM225 70H221V71H223L224 73H225V75H227L226 73L230 70H228V71H226L225 72ZM231 70H232V68H231ZM237 70V69H236ZM42 71H43V69H42ZM42 71H40V72H42ZM51 71H46V72H48V74L47 75H49V73L51 72ZM69 71V70H68ZM95 70H93V72H94ZM97 71L99 72V73H101L98 69H97ZM122 71V70H121ZM128 71V70H127ZM131 71V70H130ZM129 71V72H130ZM143 71V70H142ZM153 71H156V66H154V68H153V70H152V72ZM169 71H170V69H169ZM180 71V70H179ZM189 71V70H188ZM187 71V72H188ZM196 71V72H195ZM210 71H212V70H209V73H208V77H206L207 78V83H210L211 84V82H208V79H209V81L211 80L212 82H213V77L214 76H216V75H214L213 77L211 76L212 74H216V73H214V71H212V74H211V72ZM232 71H234V70H232ZM231 71V72H232ZM245 71V70H244ZM251 71V70H250ZM64 72V71H63ZM67 72V71H66ZM76 72V71H75ZM96 72V71H95ZM95 72H94V74H95ZM103 72L104 73H106V71H104L103 70ZM138 72V71H137ZM144 72V71H143ZM148 72H149V70H148ZM171 72V71H170ZM178 72V71H177ZM186 72V73H187ZM215 72H216V70H215ZM217 72H219V74H221V72L220 71H217ZM230 72V73H231ZM235 73H236V71H234ZM234 72H232V73H234ZM240 72V71H239ZM238 72V73H239ZM252 72V71H251ZM52 73H53V71H52ZM58 73H60V71L59 72H57V74L55 75V74H53L54 75V77H53V79L55 78L56 79V77L55 76H57V78L59 77V74ZM60 73V74H61ZM70 73V72H69ZM108 73V74H109ZM117 73V74H116ZM123 73V72H122ZM121 73V74H122ZM134 73H136V72H134ZM162 73V76H163V74H165V73H163V72H161ZM179 73V72H178ZM184 73V72H183ZM200 73V72H199ZM202 73H203V71H202ZM229 73V72H228ZM42 74V73H41ZM40 74V75H41ZM63 74V73H62ZM84 74V73H83ZM103 74V73H102ZM107 74V75H108ZM120 74V75H121ZM148 74V76L150 75V74H152V75H154L155 77H157V75H156V72H155V74H153V73H151V69H150V73H147ZM157 74H159V72L157 73ZM175 74H176V72H175ZM190 74V73H189ZM204 74H205V72H204ZM203 74V75H204ZM207 74V73H206ZM209 74H211L210 76L211 77H209ZM218 74V73H217ZM245 74V73H244ZM256 74V76H257V73H255ZM43 75H45L44 73H43ZM63 75H65V74H63ZM67 75V74H66ZM97 75V74H96ZM95 75V76H96ZM99 75V74H98ZM106 74H104V75H101V76H103V78H104V76H105ZM113 75V74H112ZM123 75H124V73H123ZM123 75H121V76H123ZM128 75V74H127ZM130 75H131V73H130ZM130 75H129V79H130ZM135 75V74H134ZM141 75H143V74H141ZM141 75H136V76H140L141 77ZM170 75H172L173 76V74H170ZM186 75V74H185ZM187 75H188V73H187ZM197 75V74H196ZM234 75V74H233ZM232 75V76H233ZM246 75V74H245ZM248 75V74H247ZM250 75H252V77H253V81H252V78H251V76H250V79H249V81L251 80L252 82H251V85H254V84H252V83H254V81H255V78H254V74H250ZM89 76V75H88ZM88 76L86 75L85 76V78L87 77L88 78ZM92 76V75H91ZM95 76H93L94 77V79H93V81L94 80H96V78L97 77H95ZM101 76H98V78H100ZM114 76V75H113ZM120 76V77H121ZM125 76V75H124ZM136 76H134L135 78H138V77H136ZM151 76V75H150ZM149 76V77H150ZM165 76H167V78L169 77L168 75H165ZM176 76L177 75H175V82H177V78H176ZM189 76L190 75H188V78H189ZM223 77H225L224 75H222ZM227 76H231V74L229 75H227ZM235 76V75H234ZM243 77L241 74L239 75V77ZM63 77V76H62ZM62 77H60V78H62ZM66 77V76H65ZM92 77V78H93ZM106 77V76H105ZM108 77H111V76H108ZM115 77V76H114ZM113 77V78H114ZM119 76H117V78H118ZM120 77H119V80H120ZM125 77H127V76H125ZM132 77V76H131ZM139 77V78H140ZM144 77H146V76H142V78L141 79H143ZM178 77V76H177ZM195 76L194 75H191V79L192 78H194ZM198 77V76H197ZM200 77V76H199ZM219 77H220V75H219ZM238 77V78H239ZM240 77V78H241ZM247 77V76H246ZM260 77H262V76H260ZM36 78V77H35ZM91 78V77H90ZM102 78V77H101ZM100 78V79H101ZM102 78V79H103ZM112 78V77H111ZM111 78H109V79H111ZM116 78V77H115ZM122 78V77H121ZM135 78L133 79V80H135ZM158 78V77H157ZM166 78V77H165ZM165 78H159L160 80L162 79V80H166ZM189 78V79H190ZM202 78V77H201ZM204 78V77H203ZM215 78V77H214ZM231 78V77H230ZM236 78V77H235ZM249 78V77H248ZM54 79V80H55ZM108 79V80H109ZM124 79V78H123ZM132 79V78H131ZM146 78H144V80H145ZM150 79H151V77H150ZM154 79V78H153ZM156 79V78H155ZM191 79L188 81V84H187V82H186V84H187V87H188V85H190V83L189 82H191ZM225 79V81H227L228 82V80H226V79H228V78H224ZM257 79L258 78H256V81H255V83L256 82H258L257 81ZM53 80V81H54ZM60 80V81H59ZM63 80V79H62ZM68 80V81H69ZM73 80V81H74ZM83 80H81V81H83ZM90 80V79H89ZM105 81L107 80V78L106 79H104ZM113 80H115V79H113ZM118 80V79H117ZM140 79H138V81H139ZM144 80H143V83L145 84V82H144ZM159 80V81H160ZM168 80V79H167ZM174 80V79H173ZM172 80V81H173ZM179 80V79H178ZM198 80V79H197ZM201 80H203V79H201ZM216 80H218V77L216 78V79H214V82L213 83H215V81ZM235 80V79H234ZM238 80V79H237ZM241 80H242V78H241ZM78 81V82H79ZM92 81V82H93ZM97 81V80H96ZM101 81V80H100ZM121 81H123L122 79H121ZM121 81H119V82H121ZM132 81V80H131ZM187 81V80H186ZM205 81V80H204ZM221 81V80H220ZM230 81V80H229ZM243 81H245L246 82V80H245V78H244V80ZM248 81V80H247ZM78 82H77V84H78ZM99 82V81H98ZM116 82V81H115ZM118 82V83H119ZM124 82H127V80L126 81H124ZM137 82V81H136ZM135 81H134V83H136ZM152 83L154 82V81H151ZM150 82V83H151ZM174 82V83H175ZM206 82V81H205ZM203 83V84H205V85H208L207 83ZM223 82H224V80H223ZM231 82V81H230ZM229 82V83H230ZM237 82H240V81H237ZM237 82H235L236 84H237ZM260 82V81H259ZM81 83H83V82H81ZM87 83V82H86ZM101 83V82H100ZM104 83H106V82H104ZM118 83H116V84H118ZM133 83V82H132ZM141 83H142V80H141ZM151 83V84H152ZM158 83V82H157ZM167 83V82H166ZM222 83V82H221ZM244 83V82H243ZM247 83H250V82H247ZM85 84V83H84ZM84 84H82V85H84ZM123 84V83H122ZM129 84V83H128ZM143 84V85H144ZM154 84H156L155 82H154ZM164 84H165V82H164ZM163 84V82H162V85H164ZM180 84V83H179ZM186 84H184L185 86H186ZM196 84H198V85H200L199 84V82L198 83H196V81H195V85ZM209 84V86H211ZM227 84V83H226ZM261 84V83H260ZM28 85V87H26L24 90L22 89V87H24V86H27ZM31 85V84H30ZM72 85H73V87H72ZM79 85V84H78ZM101 85V84H100ZM109 85V84H108ZM126 85H127V83H126ZM142 85V84H141ZM140 85V89H141V87H142V89H143V86H141ZM157 85V84H156ZM168 84H166V86H167ZM175 85H176V83H175ZM197 85V86H198ZM218 85H219V83H218ZM224 86H225V84H223ZM229 84H227V86H228ZM238 85V84H237ZM247 85V84H246ZM54 86H56V87H59V89H61L62 90V92H63V94H64V96H61L60 95V97L59 96H57L56 94V99H54V100H52V101H49L48 100V96L49 95H51L52 96V94L54 93H52V94H50L52 91H53V89L55 90V88H54ZM85 86V85H84ZM83 86V87H84ZM87 86H89V85H87ZM110 86V85H109ZM114 86V84H112L111 85V87L112 88H114L113 87ZM118 86L119 85H117V86H115L116 87V89L118 88ZM128 86V85H127ZM146 86V85H145ZM144 86V87H145ZM168 86H170V85H168ZM168 86H167V88H168ZM174 86V85H173ZM172 86V87H173ZM177 86V85H176ZM180 86H181V84H180ZM180 86H179V88H180ZM209 86H207L208 88H209ZM215 86H216V84H215ZM236 85H234V87H235ZM254 86H256V84L254 85ZM259 86H263V89H264V85H259ZM258 86V87H259ZM76 87H77V85H76ZM76 87H74V88H76ZM80 87V85L77 87V89H75L76 90V92L77 93H81L82 92V88L80 89L79 88ZM97 87H98V85H97ZM101 87H103V86H101ZM150 87L151 88H148V89H152V85H150ZM154 87H155V85H154ZM162 87V86H161ZM216 87H218V86H216ZM222 87V86H221ZM221 87H219V88H221ZM230 87H232V86H229V87H227L226 89L225 88H223L224 90H226V91H228L229 89H233V88H230ZM241 87V86H240ZM257 87V86H256ZM257 87V88H258ZM22 89L21 91V93H18L20 90L19 89ZM95 88V87H94ZM100 88V87H99ZM107 88V87H106ZM106 88H105V91H106ZM119 88H121V87H119ZM130 88H131V86H130ZM136 88V87H135ZM156 88V87H155ZM158 88V87H157ZM160 88V87H159ZM158 88V89H159ZM171 88V87H170ZM176 88V87H175ZM190 88V87H189ZM205 88V87H204ZM203 88V89H204ZM236 88V87H235ZM234 88V89H235ZM242 88H244V89H246L245 88V86L244 87H241V89ZM250 88V87H249ZM261 88V87H260ZM58 89V88H57ZM57 89H56V91H57ZM78 89H80L81 90V92H78L79 90ZM84 89V88H83ZM93 89V88H92ZM97 89V88H96ZM108 89V88H107ZM145 89V88H144ZM173 89H174V87H173ZM181 89V88H180ZM187 89V88H186ZM199 89V88H198ZM197 89V90H198ZM207 88H205L204 90H206ZM213 89V88H212ZM211 89V90H212ZM215 89V88H214ZM223 89H221V91H223ZM238 89V88H237ZM240 88L238 89V90H236L235 91V93H238L240 90H241ZM243 89V90H244ZM262 89V90H263ZM14 90H19V91H14ZM74 90V89H73ZM110 90V89H109ZM117 90H119V89H117ZM116 90V91H117ZM124 90H125V88L122 90L123 92H124ZM131 90V89H130ZM161 90H162V88H161ZM161 90H159V91H161ZM172 90V89H171ZM175 91H176V89H174ZM202 90V89H201ZM242 90V91H243ZM247 91H250V89H246ZM255 90V89H254ZM84 91V90H83ZM105 91H102V93L103 92H105ZM127 91H128V89H127ZM143 91V90H142ZM151 91H154V92H156L157 90H151ZM150 91V92H151ZM165 91H167V90H165L164 89V91H163V93H165ZM170 91V90H169ZM173 91V90H172ZM171 91V92H172ZM196 91V90H195ZM208 91H209V89H208ZM213 91V90H212ZM211 91V93H213ZM217 91H219L218 89H217ZM225 91V92H226ZM238 91V92H237ZM242 91L240 92V94L242 93ZM247 91H245L244 93H246L247 94ZM251 91H252V89H251ZM257 91V90H256ZM261 91V90H260ZM60 94H62L61 92H60V90L58 91ZM75 92V91H74ZM85 92V91H84ZM107 92H110V91H106L105 93L107 94ZM123 92L121 93L122 94V96L124 95L123 94ZM131 92V91H130ZM145 92H147V91H145ZM154 92H153V94H154ZM168 92V91H167ZM166 92V93H167ZM182 92V91H181ZM187 92V91H186ZM190 92H191V90H190ZM224 92V91H223ZM223 92H221V93H223ZM228 92H230L229 94L230 95H232L231 93L233 92V90L231 91H228ZM258 92V91H257ZM262 92V91H261ZM99 93H100V91H99ZM112 93V92H111ZM161 93H162V91H161ZM188 93V92H187ZM191 93H193V92H191ZM202 93V92H201ZM206 93H207V91H206ZM234 93V92H233ZM244 93H242L241 95V97H242V99L245 97V95H243ZM253 93V92H252ZM254 93H255V91H254ZM253 93V94H254ZM258 93H260V92H258ZM101 94V93H100ZM113 94V93H112ZM112 94H110V95H112ZM130 94V93H129ZM134 94V93H133ZM138 94H140L139 92H138ZM147 94H150L149 92L147 93ZM156 94V93H155ZM154 94V95H155ZM170 94V93H169ZM177 94L179 95L180 93H179V91L177 92ZM202 94H204L205 95V93H202ZM210 94V93H209ZM218 94V93H217ZM228 94V95H229ZM239 94V95H240ZM249 94L250 95H252L251 94V92H249ZM54 95V94H53ZM77 95V94H76ZM79 95H84L85 96V93L83 94H79ZM92 95V94H91ZM115 94H113V96H114ZM131 95V94H130ZM135 95V94H134ZM133 95V96H134ZM137 95V94H136ZM175 97H176V93H174L173 94ZM185 95H186V93H185ZM191 95V94H190ZM199 95H201V94H199ZM206 95H208V94H206ZM205 95V96H206ZM213 95H215V94H213ZM219 95V94H218ZM223 95V94H222ZM227 96V93H226V95H224V96H226V97H233L234 95H236V94H233V96ZM238 95V94H237ZM249 95V96H250ZM258 95V94H257ZM256 95V96H257ZM262 95V96H261ZM260 96V98H262V99H260L259 98V100H263V102H264V92L261 94ZM50 96V97H51ZM147 96H149V95H147ZM172 96V95H171ZM174 96H172L173 98H174ZM193 96H194V94H193ZM224 96H222V97H224ZM244 96V97H243ZM249 96H248V94H247V96H246V98H244V100H247L248 101V99L250 100H252V99H254L255 97H253V98H249ZM255 96V95H254ZM87 97V99L90 97V96H86ZM119 97L121 98V96L119 95ZM135 97V96H134ZM150 97V96H149ZM154 97V96H153ZM163 97V96H162ZM191 97V96H190ZM189 97V98H190ZM197 97V96H196ZM202 97H203V95H202ZM207 97V96H206ZM205 97V98H206ZM212 96H210V98H211ZM215 97V96H214ZM218 97V96H217ZM222 97H221V99H222ZM252 97V96H251ZM259 97V96H258ZM53 98H55V97H52V99ZM84 97H82V99H83ZM95 98V99H94ZM102 98V97H101ZM124 98V97H123ZM123 98H121V99H123ZM140 98V97H139ZM138 98V99H139ZM145 98V97H144ZM144 98L142 99V98H140V100L139 101H141V99L142 100H144ZM148 98V97H147ZM155 98V97H154ZM165 98V97H164ZM176 98H178V96L176 97ZM186 98H188V95H187V97ZM210 98H209V100H207V102L208 101H210ZM219 98V97H218ZM227 98V99H228ZM238 98V97H237ZM248 98V99H247ZM80 99H81V97H80ZM97 99H100V100H97ZM125 99V98H124ZM130 99H132L133 100V98H130ZM149 99V102H150V100L152 101L153 100V104H154V99H152V96H151V99L150 98H148ZM192 99V98H191ZM203 100H204V98H202ZM212 99H213V97H212ZM220 99V100H221ZM232 100L234 99V97L233 98H231ZM257 99V98H256ZM109 100V99H108ZM113 99H111V101H112ZM117 100H119V98H117ZM185 100H187V99H185ZM213 100H216V98H214ZM219 100V99H218ZM219 100V101H220ZM223 100V99H222ZM240 100V99H239ZM250 100V101H251ZM115 101V100H114ZM124 100H122V101H120V102H122V103H124L123 102ZM138 101V100H137ZM136 100H135V104H136V102H137ZM146 101H148L147 99H146ZM161 101V100H160ZM162 101H164L163 99H162ZM165 101H167V99L165 98ZM183 100H181V102H182ZM205 101V100H204ZM212 101V100H211ZM210 101V102H211ZM226 101V100H225ZM228 101V100H227ZM230 101L231 100H229L228 102L230 103ZM250 101H248V102H250ZM257 101V100H256ZM67 102H69L68 104H69V108H66V107H64L63 105H64V103H67ZM88 102H89V100H88ZM107 102V101H106ZM116 102V101H115ZM115 102H112V103H115ZM133 102V101H132ZM148 102V103H149ZM191 102V101H190ZM214 102V101H213ZM213 102H212V105H214L213 104ZM218 102V101H217ZM233 102V101H232ZM231 102V103H232ZM243 101H241V103H242ZM253 102L254 101H252V102H250V104H248V105H250L251 106V103L253 104ZM262 102V101H261ZM90 103V102H89ZM88 103V104H89ZM111 103V104H112ZM118 103V102H117ZM139 102H137V104H138ZM141 103H144V101L142 102L141 101ZM151 103V104H152ZM157 102H156V100H155V105H160V104H156ZM165 103H167L168 104V102H165ZM189 103V102H188ZM192 104L194 103L193 101L191 102ZM196 103H198V102H196ZM209 103V102H208ZM223 103V102H222ZM228 103V104H229ZM239 103V102H238ZM238 103H236V104H238ZM246 102H244V104H245ZM259 103H260V101H259ZM67 104V105H68ZM70 104H72L73 105V109L72 110H70L71 108H70ZM87 104V105H88ZM103 105V106H100V105ZM119 104V103H118ZM118 104H116V105H118ZM145 104V103H144ZM192 104H188L189 106H191ZM195 104V103H194ZM216 104V103H215ZM233 104V103H232ZM231 104V105H232ZM236 104H233V107H234V105H236ZM110 105V104H109ZM123 105H125L126 106V104H123ZM123 105H122V107L120 106V105H118L120 108H123ZM164 105V104H163ZM171 105V104H170ZM224 105H225V103H224ZM242 105V104H241ZM241 105H239V106H241ZM257 105H258V103H257ZM262 105H264V103H262ZM113 106V105H112ZM117 106V107H118ZM133 106H134V104H133ZM142 106H144V105H142ZM147 106V105H146ZM174 106V105H173ZM176 106V105H175ZM182 106V105H181ZM209 106V105H208ZM211 106V105H210ZM238 106V105H237ZM238 106V107H239ZM249 106V107H250ZM253 106V105H252ZM261 105L259 104V107H260ZM160 107H161V105H160ZM159 107V108H160ZM166 107V106H165ZM164 107V108H165ZM169 109H170V107L172 108V106H167ZM195 107H199L198 105H196ZM203 107V106H202ZM201 107V108H202ZM227 107V106H226ZM225 107V108H226ZM232 106L230 107V109L231 110H233L234 108H238V107H234L233 108ZM243 107V106H242ZM242 107H240V108H242ZM245 107V109H248V107H247V105H245L244 106ZM247 107V108H246ZM258 107V106H257ZM256 107V108H257ZM64 108H66V109H69L70 111H68V110H66V109H64ZM135 108V107H134ZM143 108V107H142ZM144 108H146V107H144ZM154 108V107H153ZM163 108V107H162ZM163 108V109H164ZM174 108V107H173ZM190 108H193V106L192 107H190ZM206 108H207V106H206ZM216 108H217V106H216ZM219 108V107H218ZM223 108V107H222ZM263 108V109H262ZM112 109V108H111ZM119 109V108H118ZM126 109V108H125ZM138 109H139V107H138ZM150 108H147V110H149ZM152 109V108H151ZM150 109V110H151ZM154 109H156V108H154ZM176 108H174L173 110H175ZM182 109H183V106H182ZM227 110H228V115H229V108H226ZM245 109H241V111L244 113V112H246V113H244V114H242L241 113V116L242 115H245L244 117L245 118H247V119H249V118H251V121H254L252 118V116H249V111L248 110H246L245 111ZM252 109V108H251ZM263 110L264 111V106H262L261 108H258V110L260 111V110ZM120 110H122V109H120ZM126 110H128V109H126ZM140 110V109H139ZM144 110V109H143ZM143 110H141V112L143 111ZM176 110H178V109H176ZM191 110V109H190ZM194 110V109H193ZM196 110V109H195ZM201 110H204V108L203 109H201ZM201 110H200V112H201ZM206 110V109H205ZM208 110H209V107H208ZM231 110H230V112H231ZM244 110V111H243ZM253 110V109H252ZM257 110V111H258ZM261 110V111H262ZM115 111V110H114ZM136 111H138V110H136ZM146 111V110H145ZM153 111V110H152ZM170 111V110H169ZM179 111V110H178ZM177 111V112H178ZM210 111H212V108L210 109ZM210 111H208V112H210ZM221 111V110H220ZM225 111V110H224ZM235 111H236V109H235ZM238 111V110H237ZM240 111V112H241ZM257 112V114H255L256 112H255V110L254 111H252V112H255V113H252V114H255V115H258L259 116V114L258 113H260V112ZM91 112H93V114H95V113H97L99 116H101L100 114H102V115H104V118H103V123L105 124H103V123H101L102 124V126H101V124H99L101 121V119L100 120H98L97 118H95V119H97V121H99V122H96L95 124L93 123V119H94V116H92V113ZM95 112V113H94ZM121 112V111H120ZM155 112V111H154ZM180 112V111H179ZM186 112V111H185ZM197 112H198V109H197ZM205 112V111H204ZM203 112V114H201V113H197L198 115H204V114H206V115H204V116H207V113L208 112H206V113H204ZM218 112V111H217ZM232 112H234V111H232ZM251 112V111H250ZM100 113V114H99ZM104 113V114H103ZM123 113H124V111H123ZM126 113V112H125ZM129 113V112H128ZM131 113V112H130ZM146 114L147 113H149V112H145ZM152 114V116H153V112H151ZM182 113V112H181ZM184 113V112H183ZM182 113V114H183ZM189 113V112H188ZM195 113H196V111H195ZM210 113H212V112H210ZM210 113H209V115H208V117L210 116ZM222 113H223V110H222ZM225 113V112H224ZM235 113V112H234ZM247 113H248V115H247ZM262 113H264V112H261V115H260V117L261 116H264ZM121 114V113H120ZM127 114V113H126ZM132 114H134V113H132ZM136 114V113H135ZM175 114H176V112H175ZM178 114H180V113H178ZM177 114V115H178ZM185 114V113H184ZM183 114V116L182 117H186V114L184 115ZM213 114V113H212ZM217 114V113H216ZM215 114V115H216ZM220 114V113H219ZM141 115H142V113H141ZM158 116H160L159 114H157ZM162 115V114H161ZM189 115V114H188ZM231 116L232 115H234V114H230ZM229 115V116H230ZM239 115V117H240V114H238ZM98 116V117H99ZM119 116V117H118ZM130 116V115H129ZM132 116H133V118H132ZM131 116V118L132 119H136L135 117H134V115H132ZM144 116H146L145 114H143V117ZM157 116V117H158ZM164 116V115H163ZM167 116V115H166ZM171 116V115H170ZM203 116V117H204ZM211 116H213L212 118H214V115H211ZM211 116L209 117L210 118V121H212L213 119H211ZM219 116V115H218ZM217 116V117H218ZM235 116H237L236 114H235ZM234 116V117H235ZM248 116H249V118H248ZM254 116V115H253ZM92 117H93V119H92ZM95 117H97V115L95 116ZM126 117V116H125ZM124 117V118H125ZM147 117H150V116H147ZM174 117V116H173ZM176 117V116H175ZM180 116H178L177 118H179ZM182 117H180V118H182ZM200 118L199 119H201V117L202 116H199ZM202 117V118H203ZM208 117H207V120H208ZM221 117V116H220ZM220 117H219V119H220ZM256 117V116H255ZM259 117V118H260ZM99 118H101V117H99ZM130 117H128L127 119H131ZM141 118H142V116H141ZM140 118V119H141ZM145 118V117H144ZM156 118V117H155ZM163 118V117H162ZM165 119H166V117H164ZM168 118H169V116H168ZM172 118V117H171ZM171 118H169V119H171ZM176 118V119H177ZM245 118H243L242 117V119H245ZM259 118L257 117V118H254L256 121H257V119H258V121H259ZM264 117H262L261 119L262 120H264L263 119ZM114 120V121H111V120ZM126 119V120H127ZM137 119H139V118H137ZM149 119V118H148ZM153 119H154V117H153ZM157 119V118H156ZM164 119V120H165ZM168 119V120H169ZM186 119V118H185ZM190 119V118H189ZM188 119V121H190ZM204 119V118H203ZM206 119V118H205ZM223 119V118H222ZM231 119H233V118H231ZM236 119H237V117H235V122H239V118L237 119V121H236ZM242 119H240V121H242L243 122V120ZM260 119V120H261ZM90 120H92L91 122L93 123V125H90L91 123H90ZM159 120V119H158ZM175 120V119H174ZM181 120V119H180ZM184 120V119H183ZM187 120V119H186ZM198 120V119H197ZM202 120V119H201ZM216 120V119H215ZM221 120V119H220ZM223 120H225V119H223ZM223 120L221 121V122H223ZM129 121V120H128ZM141 121V120H140ZM148 121V120H147ZM146 121V122H147ZM154 121H156V120H154ZM167 121V120H166ZM171 121V120H170ZM195 120H193V122H194ZM203 121H205V120H203ZM202 121V122H203ZM230 121H232V120H230ZM245 122H247V120L245 119L244 120ZM251 121H249L248 120V124L246 123V133H247V135H245V136H248V134H251V129H253L254 130V126L255 125H249L250 123L249 122H251ZM94 122H95V120H94ZM109 122V123H108ZM111 122V123H110ZM115 122V123H116ZM121 122V123H120ZM130 122V121H129ZM132 122V121H131ZM131 122H130V124H131ZM145 122V123H146ZM160 122H161V119H160ZM176 122V121H175ZM178 122V121H177ZM182 122L183 123H186V122H184V121H182L181 120V122H179V124H182ZM191 122V121H190ZM192 122V123H193ZM201 121H199L198 123H200ZM234 121H233V123H235ZM237 122V123H238ZM255 122V121H254ZM253 122V123H254ZM260 122V121H259ZM258 122V123H259ZM90 123V124H89ZM99 125H98V124ZM120 123V124H119ZM141 123V122H140ZM162 123V122H161ZM164 123H165V121H164ZM172 123V122H171ZM197 123V122H196ZM204 123V122H203ZM207 123V122H206ZM206 123H204V124H206ZM224 123V122H223ZM232 123V124H233ZM252 123V122H251ZM263 123L264 122H262V123H260V126L262 127V125H263ZM89 124V125H88ZM106 124L107 125H109L110 126V130L109 129H107L109 126H106ZM137 124H138V122H137ZM163 124V123H162ZM168 122H167V127H168ZM172 124H175V123H172ZM188 123H186V125H187ZM210 124V123H209ZM211 124H215L214 123V121H213V123H211ZM239 124H241V126L243 127L244 126V122H243V124L242 123H239ZM254 124H256V123H254ZM262 124V125H261ZM122 125V126H121ZM128 125V124H127ZM132 125H133V123H132ZM135 125H136V123H135ZM170 125V124H169ZM199 125H201V124H199ZM199 125H198V128H200L199 127ZM218 125H221L220 123L218 124ZM217 124L215 125V126H218ZM104 126H106L107 128L105 129V130H108V132H107V134H105L103 131L104 130H102L103 129V127ZM137 126V125H136ZM143 126V125H142ZM153 126V125H152ZM152 126L150 125V126H148L147 127V131L145 130V132H143V135L141 136V135H139V139L140 138H142V139H144V138H147V137H150L149 135L151 134V133H153V132H160L159 134H160V136H161V134H163V133H161V130L160 131H158L160 128L158 127V129H157V127H155L154 126V130H153V128H152ZM163 126V125H162ZM165 126V125H164ZM163 126V127H164ZM182 126V125H181ZM185 126V125H184ZM188 126H189V124H188ZM193 126H194V123H193ZM192 126V127H193ZM215 126H213V127H215ZM232 126H234V124L232 125ZM102 127V129H101V132L100 133H104V135H97V137L95 136L96 135V133L98 134V132L100 131V128ZM119 127V128H118ZM121 127V128H120ZM134 127V126H133ZM138 127H139V125H138ZM141 127V126H140ZM171 127H172V125H171ZM203 127V126H202ZM221 127V126H220ZM226 127V126H225ZM236 127V126H235ZM245 127V126H244ZM243 127V128H244ZM260 127V128H261ZM263 127H264V125H263ZM262 127V128H263ZM123 128V129H122ZM137 128V127H136ZM148 128H150V129H148ZM151 128H152V130H151ZM157 130H156V129ZM169 128V127H168ZM175 128H176V125H175ZM180 128V127H179ZM186 128H188V127H186ZM208 128V127H207ZM256 128V127H255ZM122 129V130H121ZM138 129H140V128H138ZM138 129H135V131H134V129H132L131 131H130V134H129V132H128V134H127V136L129 135H134V134H136L137 133V131H138ZM165 129V128H164ZM173 129V128H172ZM177 129H178V127H177ZM182 129V128H181ZM184 129V128H183ZM190 129V128H189ZM210 129V128H209ZM222 129V128H221ZM233 129V128H232ZM237 129V128H236ZM235 129V130H236ZM257 130H258V127L256 128ZM255 129V130H256ZM99 130V131H98ZM121 130V131H120ZM156 130V131H155ZM201 130H203V129H201ZM201 130H199V131H201ZM213 130H214V128H213ZM223 130V129H222ZM234 130V129H233ZM254 130V131H255ZM141 131H142V129H141ZM177 130L175 129L174 130V132H176ZM185 131H187L186 129H185ZM194 130H192V132H193ZM196 131V130H195ZM207 131H208V129H207ZM218 131V130H217ZM225 131V130H224ZM244 131V132H245ZM253 131V132H254ZM260 131H261V129H260ZM262 131H264V130H262ZM167 132V131H166ZM179 132H183V130L181 131H179ZM179 132H178V134H179ZM190 132H191V129H190ZM197 132V131H196ZM215 132V131H214ZM221 132V131H220ZM234 132H236V131H234ZM122 133H121V136H122ZM168 133V132H167ZM166 133V134H167ZM188 133H189V130H188ZM203 133V132H202ZM201 133V134H202ZM210 133V132H209ZM216 133V132H215ZM225 133V132H224ZM238 133V134H237ZM263 133V132H262ZM182 134V133H181ZM185 133H183L182 135H184ZM186 134H187V132H186ZM203 134H205V133H203ZM210 134H212V133H210ZM217 134V133H216ZM226 135H228L227 133H225ZM241 135L242 133H239L238 132V130H237V132H236V136L237 135ZM256 134H259L258 133V131L256 132ZM264 134V133H263ZM262 134V135H263ZM124 135V134H123ZM137 135V134H136ZM153 135V134H152ZM154 135H156L155 133H154ZM192 135V134H191ZM206 135H208V134H205V136ZM232 135V134H231ZM235 135V134H234ZM239 135V136H240ZM243 135V136H244ZM141 136V137H140ZM156 136H158V138L160 137L159 135H156ZM196 136V135H195ZM204 136V135H203ZM205 136H204V138H205ZM223 137H224V135H222ZM250 136V135H249ZM255 136H258V135H255V132H254V136H251V137H255ZM261 136V135H260ZM132 137H134V136H132ZM170 137V138H169ZM175 137V136H174ZM173 137V135L171 134L170 136L169 135H163L162 137H160V138H162V139H160V140H162V142L163 141H165L166 142V140L167 139H171V138H174ZM178 137H180V135L178 136ZM191 137V136H190ZM222 137V138H223ZM238 137V136H237ZM263 137H264V135H263ZM119 138V139H118ZM135 138H136V136L134 137V139H133V141H132V144H133V142H135L136 140H138V139H136L135 140ZM198 138V137H197ZM227 138V140H229L228 139V136L226 137ZM225 138V139H226ZM244 139H243V144H244V140H246L245 139V137H243ZM248 138L249 137H247V144H248ZM256 138V137H255ZM262 137H260V139H261ZM148 139V138H147ZM152 139H154V137L152 136ZM156 139V138H155ZM182 139H184V138H182ZM187 139H188V136H187ZM200 139H201V137H200ZM238 139H239V137H238ZM250 139V138H249ZM263 139V138H262ZM262 139H261V143H262ZM131 140V139H130ZM145 140V139H144ZM172 140V139H171ZM174 140V139H173ZM172 140V141H173ZM188 140H190V139H188ZM224 140V139H223ZM257 140H259V137L257 138ZM111 142L110 144H112V141H113V143L115 142L116 143V145L117 146H113V147H116L115 149H112L111 148V145H110V151H112L113 150V152H108L106 149H105V144H103L104 142L106 143V142ZM126 141V140H125ZM124 141V142H125ZM149 141V140H148ZM179 141V140H178ZM186 142H187V140H185ZM185 141H183L182 140V142L184 143ZM192 141V140H191ZM204 141V140H203ZM206 141V140H205ZM212 141H213V139H212ZM226 140H224L223 141V143L225 142ZM236 141V140H235ZM246 141H245V143H246ZM251 141H252V139H251ZM123 142V143H124ZM128 142H129V140H128ZM156 142V141H155ZM170 142V141H169ZM185 142V143H186ZM189 142V141H188ZM200 142V141H199ZM202 142V141H201ZM211 142V141H210ZM210 142H208V144L210 143ZM218 141H216V144H218L217 143ZM230 142V141H229ZM253 142V141H252ZM251 142V143H252ZM77 143L80 145L81 144V146L80 147H78V150H76V151H72V149H73V147L75 146V145H77ZM114 143V144H115ZM127 143V142H126ZM136 143V142H135ZM138 143V142H137ZM149 144H150V142H148ZM166 143H168V142H166ZM173 143V142H172ZM183 143H181V144H183ZM184 143V144H185ZM192 143V142H191ZM206 143V142H205ZM221 143V142H220ZM254 143H255V141H254ZM253 143V144H254ZM258 143V144H257ZM257 143H255V147L258 145L259 146V141L257 142ZM109 144V143H108ZM142 144H143V141H142ZM145 144V143H144ZM143 144V145H144ZM163 144V143H162ZM174 144H175V140H174ZM186 144H188V143H186ZM201 144H203V143H201ZM200 144V145H201ZM232 144V143H231ZM238 144V146H239V142L237 143ZM236 144V145H237ZM263 144V143H262ZM84 146V148H83V146ZM138 145H141L140 143L138 144ZM163 145H165V144H163ZM180 145V144H179ZM178 145V146H179ZM210 145H213V144H209V146ZM225 145V144H224ZM229 145V144H228ZM227 145V146H228ZM235 145V144H234ZM264 145V144H263ZM78 146V145H77ZM137 146V145H136ZM166 146H168V144L166 145ZM165 146V147H166ZM172 146V145H171ZM186 146V145H185ZM202 146V145H201ZM231 146V145H230ZM237 146V147H238ZM243 146H246L245 148H244V150H246L247 149V147H249V145H243ZM250 146L252 147V145L250 144ZM254 146V145H253ZM256 147V148H258V149H260L261 147L259 146V147ZM106 147H107V145H106ZM128 147V146H127ZM132 147H134V146H132ZM139 147V146H138ZM142 147V146H141ZM140 147V148H141ZM191 147V146H190ZM203 147V146H202ZM211 147V146H210ZM213 147H215L214 145H213ZM109 148V147H108ZM143 148V147H142ZM157 148H158V150H157ZM186 148V147H185ZM191 148H193V147H191ZM226 148V147H225ZM228 148V147H227ZM229 148H233V145H232V147H229ZM228 148V149H229ZM235 148V147H234ZM233 148V149H234ZM255 148V150H257ZM262 148H264V146H262ZM261 148V149H262ZM180 149H181V151H180ZM189 149V148H188ZM198 149V148H197ZM222 149V148H221ZM236 149V148H235ZM254 149V148H253ZM260 149V150H261ZM159 150H160V152L162 153H160L161 154V156H163L162 157V159L160 158L161 156H160V154H159ZM185 149L183 148V151H184ZM192 150V149H191ZM223 150V149H222ZM250 150H252V149H247L246 151H250ZM263 150V149H262ZM262 150L260 151V152H262ZM126 151V150H125ZM178 151V152H177ZM187 151V150H186ZM185 151V152H186ZM189 151V150H188ZM187 151V152H188ZM194 151V150H193ZM192 151V152H193ZM224 151V150H223ZM259 151V150H258ZM264 151V150H263ZM190 152V151H189ZM197 152V151H196ZM206 152V151H205ZM209 152V151H208ZM234 152V151H233ZM232 152V153H233ZM243 152H245V151H243ZM230 153V152H229ZM232 153H230V154H232ZM234 153H239L238 151H236V152H234ZM248 154L250 153V152H247ZM253 153V152H252ZM252 153H250L249 154V156L252 154ZM166 154H167V156H166ZM183 154H185V153H183ZM194 155H195V153H193ZM243 154H246V153H243ZM258 154V153H257ZM261 154V153H260ZM259 154V155H260ZM135 156V158L133 157H130V156ZM147 155V156H146ZM182 155V154H181ZM191 155V154H190ZM261 155H263V153L261 154ZM260 155V156H261ZM189 156V155H188ZM192 156V155H191ZM198 156H199V153H198V155H196V160H198ZM208 156V155H207ZM216 156V155H215ZM224 156V155H223ZM223 156H222V158H223ZM231 156V155H230ZM246 156H248V155H246ZM246 156H245V158H246ZM247 157V158H251V156L250 157ZM138 157V158H137ZM178 157V156H177ZM190 157V156H189ZM243 157V156H242ZM97 159L94 163H92L91 164V160H92V162L94 161V159ZM130 158H131V161H130ZM137 158V159H136ZM151 160H150V159ZM167 159L168 158V160L171 162H166L167 160H165V159ZM183 158V157H182ZM192 158V157H191ZM211 158H212V156H211ZM224 158H225V156H224ZM223 158V159H224ZM238 158V157H237ZM252 158H254V156L252 157ZM251 158V159H252ZM264 158V157H263ZM262 158V159H263ZM133 159H136V160H133ZM141 159V158H140ZM143 159V160H144ZM181 159V158H180ZM186 159V158H185ZM194 159V160H195ZM209 159V158H208ZM217 159V156H216V158H215V160ZM230 159H232V158H230ZM242 159V158H241ZM257 159V158H256ZM256 159H254V160H256ZM132 160L134 161V162H132ZM143 160H140L141 162L143 161ZM165 160V161H164ZM174 160H176V159H174ZM186 160H188L189 161V159H186ZM185 160V162H187L188 163V161H186ZM193 159H192V161H194ZM200 160V159H199ZM203 160V159H202ZM214 160V159H213ZM219 160V159H218ZM225 160V159H224ZM238 160H239V158H238ZM254 160H250V161H252V164H256V163H254ZM258 160V159H257ZM257 160L255 161V162H257ZM260 160V159H259ZM258 160V162L260 163V164H257V165H260V166H258L261 170L264 168V163L262 162V165H261V162ZM151 161V162H150ZM181 161V160H180ZM179 161V162H180ZM183 161V160H182ZM244 160H242V162H243ZM261 161H263V160H261ZM57 162H60L59 164H57ZM138 162V161H137ZM179 162H177V163H179ZM184 162V161H183ZM195 162V161H194ZM197 162V161H196ZM204 162V161H203ZM238 162V161H237ZM242 162H240V163H242ZM57 165H56V164ZM146 163H148V164H146ZM181 163V162H180ZM199 163V162H198ZM197 163V164H198ZM234 163V162H233ZM233 163L231 162V163H229V164H231V165H233ZM239 163V162H238ZM249 163H251V162H248V164ZM141 164V163H140ZM182 164V163H181ZM188 164H192V162L191 163H188ZM196 164V163H195ZM196 164V167L198 166ZM216 164V163H215ZM236 164V163H235ZM142 165V164H141ZM194 165V164H193ZM228 165V164H227ZM230 165V166H231ZM242 165L243 164H241V167H242ZM244 165H245V163H244ZM204 167H205V163H204V165H203ZM214 167H215V165H213ZM216 166H218V164L216 165ZM223 166V165H222ZM225 166V165H224ZM250 166V165H249ZM254 166V165H253ZM263 166V167H262ZM138 167H140L139 168V171L141 172L142 171V173L140 174V172L138 171ZM255 167V166H254ZM257 167V169H255V170H258L259 168ZM181 169V170H179V169ZM221 168V167H220ZM229 168H231V167H229ZM237 168H240V166H238V164H237ZM247 168V167H246ZM253 168V167H252ZM251 168V169H252ZM170 169V170H169ZM172 169H174V168H172ZM189 169V168H188ZM199 169L200 168H198V171H199ZM215 169H217V168H215ZM223 169V168H222ZM244 169V171L246 170L245 168H243ZM191 170V169H190ZM202 170V169H201ZM205 170H206V168H205ZM211 170V169H210ZM239 170V169H238ZM253 170V169H252ZM261 170H259L258 172H261ZM171 172V174H170V172ZM197 171V172H198ZM208 171V170H207ZM212 171H214V170H212ZM223 170H221V173H223L222 172ZM240 171H242V173L243 174H241V175H243L244 176V174L246 175V171L245 172H243V170H240ZM247 171H248V169H247ZM264 171V170H263ZM189 172H191V171H189ZM195 173H196V171H194ZM206 172V171H205ZM205 172H203V173H205ZM218 172V171H217ZM250 172V171H249ZM253 172V171H252ZM163 173L166 175H164L163 176ZM173 173V174H172ZM188 173V172H187ZM192 173V172H191ZM202 172H200V174H201ZM202 173V174H203ZM208 173L211 175L212 173H210V171H208ZM208 173H206V174H208ZM233 173V172H232ZM238 173V172H237ZM237 173H234L235 175L237 174ZM262 174L264 173V172H261ZM261 173L257 176V177H259V176H263V175H261ZM199 174V173H198ZM198 174H196V175H198ZM216 174V173H215ZM219 174V173H218ZM239 174H240V172H239ZM247 174H248V172H247ZM254 175H255V173H253ZM207 176V175H205V177L207 176V177H211V176ZM219 175H221V174H219ZM249 175V174H248ZM251 175V174H250ZM256 175H257V173H256ZM193 176V175H192ZM214 177L216 176V175H213ZM212 176V180H214V179H218V178H214ZM237 176H239V175H237ZM190 177V176H189ZM198 177H199V175H198ZM204 177V176H203ZM206 177V178H207ZM236 177V176H235ZM240 177V178H239ZM239 177H237L236 179H240L241 181H242V179H241V176H239ZM245 177V176H244ZM246 177H247V175H246ZM251 176H248V180H251V178H250ZM255 177V176H254ZM257 177H255L256 179H257ZM243 178V177H242ZM262 178V177H261ZM263 178H264V176H263ZM186 179L187 180H189L190 181V179H192L193 180V186H190V189L188 190V188L186 189V185H184V184H187L188 182H186ZM205 179V178H204ZM219 179H221V178H219ZM236 179H234V180H236ZM245 179V178H244ZM246 179V180H247ZM260 179V178H259ZM50 182H49V181ZM164 180V181H163ZM200 180V179H199ZM207 180H208V178H207ZM222 180V179H221ZM240 180H237V181H239L240 182ZM245 180V181H246ZM247 180V181H248ZM254 180V178H252V181ZM262 179H260L259 181H261ZM47 181L49 182L48 184H47ZM251 181V182H252ZM255 181H257V180H255ZM172 183L173 185H167L168 183ZM186 182V183H185ZM205 182H206V179H205ZM215 182H216V180H215ZM217 182V183H218ZM222 182V181H221ZM225 182V181H224ZM262 182V181H261ZM261 182H260V184H261ZM190 183V182H189ZM191 183H192V181H191ZM243 183H245L246 184V182H243ZM258 183V181L255 183V185ZM263 183V182H262ZM167 186H169V187H172L173 189H172V191H169V190H171V189H169L168 190V192L170 193H166V195L167 196H164V197H162V198H160V200H161V202L160 203H158V204H156V205H154L153 204V201H152V199H153V196H155V195H158V194H160V192L162 191V188L163 187H165V189H168L167 187H166V185ZM224 184V183H223ZM238 184H240L241 185V183H238ZM248 184V183H247ZM251 184V183H250ZM252 184H253V182H252ZM259 184V183H258ZM165 185V186H164ZM186 186L185 188H184V186ZM189 185V184H188ZM244 185V184H243ZM243 185H242V187H243ZM245 186V185H244ZM246 186H249V185H246ZM252 186V185H251ZM262 186H263V184H262ZM224 187V186H223ZM241 187V188H242ZM253 188L255 187H257V185L256 186H252ZM251 187V188H252ZM261 187V186H260ZM244 188V187H243ZM249 188H250V186H249ZM258 188V187H257ZM211 189H212V191H211ZM264 189V188H263ZM164 190V189H163ZM210 190V191H209ZM216 190H217V192H216ZM251 190V189H250ZM253 190V189H252ZM255 190V189H254ZM259 190H260V188H259ZM165 191V190H164ZM180 191V192H179ZM218 191H221V193L220 192H218ZM248 191V190H247ZM112 192H114L113 194H111ZM177 192H179L178 194H180L181 192H182V194H180V195H177ZM264 192V191H263ZM162 193V192H161ZM164 193V192H163ZM237 193H239V192H237ZM253 193V192H252ZM261 193H262V191H261ZM109 194V195H108ZM224 194V195H223ZM233 194V193H232ZM242 194V193H241ZM250 194H251V192H250ZM256 194V196H257V194H259V193H255ZM262 194H264V193H262ZM162 196H163V194H161ZM228 195V194H227ZM235 195V194H234ZM233 195V196H234ZM244 196V195H243ZM251 196V195H250ZM255 195H253V197H254ZM261 196V195H260ZM158 197V196H157ZM207 197H206V199H207ZM262 197V196H261ZM212 198V201L214 200ZM228 198H229V196H228ZM258 198V197H257ZM159 199V198H158ZM197 199V200H196ZM252 199V198H251ZM250 199V200H251ZM256 199V198H255ZM260 199V198H259ZM246 200V199H245ZM257 200V199H256ZM209 201V200H208ZM216 201H218V200H216ZM231 201V200H230ZM229 201V202H230ZM234 201V200H233ZM258 201V200H257ZM262 201V200H261ZM260 201V202H261ZM207 202V201H206ZM210 202V201H209ZM235 202V201H234ZM260 202H258V203H260ZM198 203V204H197ZM217 203V202H216ZM225 203V202H224ZM230 203H233V202H230ZM230 203H228V204H230ZM244 204V203H243ZM250 204V203H249ZM264 204V203H263ZM207 205H208V203H207ZM214 205V204H213ZM212 205V206H213ZM231 205H233V204H231ZM230 205V206H231ZM235 205V204H234ZM237 205V204H236ZM256 205V204H255ZM205 206V205H204ZM247 206V205H246ZM258 206V205H257ZM202 207V206H201ZM208 207V206H207ZM220 206H218V208H219ZM228 207V206H227ZM232 207V206H231ZM260 207V206H259ZM263 207H264V205H263ZM206 208V207H205ZM204 208V209H205ZM210 208H211V204H210ZM216 208V207H215ZM215 208H213L212 207V210L213 209H215ZM230 208V207H229ZM228 208V209H229ZM248 208V207H247ZM203 210V207L202 208H200V211H202ZM220 209V208H219ZM237 208L235 207V210H236ZM260 209V208H259ZM264 209V208H263ZM262 209V210H263ZM206 210V209H205ZM210 210V209H209ZM234 210V209H233ZM233 210H231V212L233 211ZM237 210H239L238 212H237V214H238V216L239 217H241L242 215H240L241 213H242V210H240V208L239 209H237ZM189 211H191L190 213H189ZM218 211V210H217ZM250 211V210H249ZM248 211V212H249ZM221 213H222V211H220ZM230 212V211H229ZM228 210L227 209H225L224 210V212H223V214H220V215H222V217L219 215V217H221V218H223V217H226L227 215H229L228 213ZM230 212V213H231ZM234 213L236 212V211H233ZM239 212H241V213H239ZM244 212V211H243ZM261 212V211H260ZM245 213V212H244ZM259 213V212H258ZM263 213H264V211H263ZM188 214H192V217H190L191 215H189L188 216ZM200 214V213H199ZM207 214H210V212L209 213H207ZM207 214L206 215H204V216H207ZM219 214V213H218ZM243 214V213H242ZM255 214V213H254ZM214 215V214H213ZM213 215H211V217L213 216ZM230 215H233V214H230ZM229 215V216H230ZM216 216V215H215ZM218 216V215H217ZM235 216V215H234ZM257 216V215H256ZM263 216V215H262ZM261 216V217H262ZM202 217V216H201ZM200 217V219H203V218H201ZM214 217V216H213ZM233 217V216H232ZM232 217H231V219H232ZM247 217V216H246ZM221 218H219V219H221ZM245 218V217H244ZM263 218H264V216H263ZM224 219V218H223ZM230 219V218H229ZM253 219V218H252ZM261 219V218H260ZM233 220V219H232ZM199 221H202V226L206 229V231L211 227V225L214 227H216V226H218V227H223V229H224V236H225V238H226V236H227V241H226V239H225V241H226V243L228 244V248L229 247H231L232 249H230V250H232V251H230L231 253L228 255V256H224V255H222V252H220V255H219V257H218V255L216 254L217 253V249H215V248H212V247H210V245H213V243H214V245H215V243L216 242H219L218 241V238H219V235H218V238H217V234H216V238H215V236H213V232H214V230H216L215 229V227H214V230H213V232L211 231V233H212V237H211V234L209 233L210 231H208V236H210V238L208 237V239H206L207 238V234L205 233V237L206 238H204V239H202L204 236L200 233V229H201V225H200V223L199 224H197ZM233 221V222H234ZM247 221V220H246ZM250 221H251V219H250ZM213 222V223H212ZM259 223V222H258ZM214 224V225H213ZM232 225V224H231ZM260 225V224H259ZM264 225V224H263ZM209 227V228H208ZM212 227V228H213ZM218 227H216V228H218ZM208 228V229H207ZM259 228H262V227H259ZM218 230H219V228H218ZM205 231V230H204ZM204 231H203V233H204ZM221 231V232H222ZM261 231H263V232H261ZM202 232V231H201ZM221 232H219V233H221ZM261 232V233H260ZM215 233H217L216 231H215ZM210 234V235H209ZM200 235H201V237H200ZM221 235H223V234H221ZM224 236H223V238H224ZM214 237V238H213ZM220 238H222V237H220ZM224 240V239H223ZM222 241V240H221ZM224 241V242H225ZM211 243V244H210ZM222 243H223V241H222ZM221 243V244H222ZM224 244V243H223ZM218 246H219V244H217ZM217 245H215V246H217ZM221 247H223L222 245H220ZM219 246V247H220ZM227 246V245H226ZM216 248H218V247H216ZM221 249V248H220ZM225 249V248H224ZM222 251V250H221ZM228 252V251H227ZM209 258L210 260H208L209 262L208 263H206V261L205 262H203L202 263V261H203V259L204 258ZM207 258V259H208Z\"/></svg>",
    "mask_w": 264,
    "mask_h": 264
},
{
    "label": "rangeland",
    "instance_id": "obj_2",
    "mask_svg": "<svg viewBox=\"0 0 264 264\" xmlns=\"http://www.w3.org/2000/svg\"><path fill=\"white\" fill-rule=\"evenodd\" d=\"M23 1H24L25 3H24ZM27 1L29 2V5H28V3H27L25 0H21V2H23L24 4H23V3H20V1H18L19 3H17V6L20 7V9H19V7L13 6V4L15 3V1L13 0L14 3L11 2L12 8L14 9V12H13V13H14L15 15L18 13V15H16V16H17V18L20 16L18 19H21V20H23V19L25 18V17H23V15H25V14H26V16L28 15L26 18H29V20L31 19L29 22H30V24H31L32 26L35 24V23H33L34 21H33L32 19H34V20L36 19V21H35L36 24L34 25V27H35V29H36L35 32H36L37 35H39V36L36 35V33L34 32V29H33V28H30V27H32V26L29 25V22L27 23V22H23V21H22V22L24 23V28H22V29H25V30H22V31H23V32H26V30H27V32H28L29 35L31 36L30 38H32V40L34 39L33 41H37V43H39V44H37V46L39 45L38 47L41 46L40 48H37V46H36V44H35L34 51H35V49H37L35 52L38 51L37 53H39L40 55H42V50H41V51H39V50H40V49H43L44 51L47 50V51H46V54L44 53L45 57H46L47 55H49V56L46 58L47 60H48L49 57L51 56V57H50V58H51V59H50L51 62H50L49 60L47 61V60L44 58V55H43V58L46 60V61H45V60L43 59V60L45 61V63L42 64V62H44V61H42V62H38V64L41 63L42 65H44V66L40 65V66H42V67H39V66L37 65V62H36V64L33 63L34 67H37V66H38V67L36 68V69H37L36 71H39V70L42 71V69H43V71H42V72L39 71V76H34V77H33V78L35 79V82H34V80L31 78V80H30V82H29V84H28L30 87H32V86L36 83L37 77L39 78L40 76H43V78H45V76H47L46 79L48 78V79H47L48 81H49V79H50V83H53V82L57 83L58 79H60V80L63 81L64 83H66L65 81L70 82V80H71L73 83H71V82H70V83L73 84V85L75 84L74 87H76V85H77V87L80 85L79 88H80V89L82 88V92H81L80 89H78V90H79L78 92H81V93H77L76 90H75V89H77V87L74 88L73 85H72V87H73V88H72V95H73L75 101H82V103L84 102V103H85V104H84V108H85L86 110H88V111H89L90 109L93 108V104L95 103V100L93 101V97H92V96H93V92L91 93L92 95L89 94V93H90L91 90H94L95 93H96V91H97L98 94L100 95V99H101V100L103 99V100L100 101V102H101V103L104 102L103 104H104L105 108L107 107V108L105 109V111L107 110V113H108V114H110V113L112 112L111 114L114 115L113 119H115V122H116L117 119H119V118L116 117L117 115H119L120 118H121L122 115H123V118H122V119H124V121H122L121 119H119V120H117V121L119 122V121L121 120V121H122V124L125 122V123L123 124V128L125 127L124 129H125V130H128V131H126L127 134H128V132H129V134H130V131H131L132 129H134V131H135V129L140 128V129H138V131H137V133H136L137 135L134 134V135H130V136L128 135V136H127V134L125 135V132H124V133L120 132V135H119V136H120V138H123V139H119V138H118V139H119V143H120L121 146H122L121 149L124 151V153H125V152H129V151H132V150H133L134 152L132 151L133 153H131V154L134 155L135 152L137 153V155H135V156H138V154L141 153V154H140L141 156H138L139 159H137L138 157L136 158L138 162L135 161V163H137V166L140 165V167H141V168L143 167L144 169L147 168V167H145V166H148V165H145V162H149V160H148V161H147V160L145 161V159H146L147 157H144V156H143L145 159L142 157V155H143L142 151H143L144 146H145L146 144H147V146L151 145V143H152V144H155V145H156V146L162 151V153H164V150L161 149V147H163V146H164V148H165V153H169L168 151L171 150V149H174L175 146H177L178 148L181 146V147H182V151H181V149H180V151H181L180 155H179V154L177 155V153H176V155H175L176 158H174V159H176V160L173 159V161H175L176 163H174V166H172V168H174V169L171 168V171H172V172H173V171L175 172V170H176V168H175L176 166H175V165H177V167H179V168H181L182 166H184V168H183V167L181 168V169L185 170V171H183V173L185 172V174H188V175H185L186 178H187V176H188V178H192V177H193V178L195 179L194 183L197 182V183H203V184L206 183V184H207V182L209 181V182H210V183L208 182V183H209V185H208L209 188H210V187H211V188L213 187L212 184H214V186H215V188H214V187L212 188V189L214 190V192H215V189H216V188H217V189H220V187L222 186V189H220V190L225 192V197L220 198L219 193H218V199H214L213 197H211V194H210L209 198L207 197L206 194H205L204 196H203V195H199V196L197 197V198L200 199V200H198L199 206L197 205V210H198V215H199L198 219H199V220H202V221H203V220H205V218H207V219L209 218V219H211V220H212V219H213V220L216 219V221H215V220H214V221L212 220V221L214 222L215 225H216V223H217L218 225H220L221 222H217V221H218V220H221V221H222V224H223V226H224L225 228L227 227V228H230V229H231V228H235V227L237 226V225H235V224L237 223L236 221H239V220L242 219V222H243V221H244L243 219H245V222H244L245 224H252V225H255V227H256V229H257L258 231H260L261 229L264 231V225H263V224H264V218H263V216H264V213H263V211H264V209H263V208H264V207H263V205H264V204H263V203H264V194H262V193H264V192H263V191H264V189H263V188H264V178H263L264 173H263V174L261 173V172H264V171H263L264 168L261 170V169L258 167V166H260V165H257V164H260V163L258 162L259 159H260L259 161L261 162V165H262V162L264 163V158H263V157H264V151H263L264 148H262V146H264V145H263V144H264V137H263V135H264V134H263L264 131H262V130H264V127H263L264 123H263V125L261 124L263 128L260 126V123L264 122V120L261 119V118L264 117V116H261V117H260L261 112H264V111L262 110L263 108L261 109L262 111H261V110H260V111L258 110V108H261L262 106H264V105H262V103H264L263 100H259V98L262 96L261 94L264 92L263 86H259V85H264V76H263V74H262V75L260 74V73L262 72V71H261V70H262V67H264V66L261 67V66L259 65V64H262L261 62L264 61V60H263V55H262V52L264 51V49H263V48H264V42H261V40H260V39L262 38L263 41H264V34H263V33H264V32H263V31H264V27H263V26H264V25L261 26V29H260V26H257V27H258V28H257L255 24L251 23V25H250V24H249V23H250L249 21H247V22L244 21L245 19L242 18L243 16H242V17L239 16V15L237 16V14L234 12V11H236V10H234V8L230 6V5H231V2H232L231 0H229L230 3H228V2L226 3V1H228V0H207V2L209 1V3H210L211 6H212V5L218 6L217 8H218L219 10H222V11H225V12H226V13L224 12L223 14L221 13L222 11H219L218 9H217V10H214V12H212V11H213L212 9H215L216 7H214V6H212V7H214V8H212L211 6L209 7V3H207L208 5H204L205 2H206V0L203 1V3H201V2H202L201 0H200L201 2H199V0H197V1L195 0L196 2L193 1V0H189V2H187V0H184V2H181V3H179V2H180V1H183V0H180V1L178 0L177 3H175L174 0H172L171 2H169L168 0H160V1H159V0H155L156 3L154 2V0H153V1H152V0L150 1V0H149V3L151 2V3H150V7H151V4L153 3V6H152L151 8L154 7V8H155V9H154L155 12H158V11H160V10H163V11H164V9H166V11H164V12H163V11L160 12V13L158 12V16H157V14H155V13L150 14V12H153V9L149 8V5L146 6L145 3H144V4H141V3L137 2V0H123L125 3L130 1V2H129L130 4L127 3L128 6H129L128 8H126V7H127V4H124V2H123L122 0H112V1L110 0L112 3L114 2V4L110 3L109 0H108V1L105 0V2L112 4V5L107 4V6H109L108 9H109L111 6H113V7H111L112 11L109 9V10H110V13H109V14H106V12L109 11V10H107V8H105V7H107V6L104 7V5H101L102 2H101L100 0H93V1H92V0H89V1H88V0H85V1H83V0H75L74 2H76V1H77V2H80V3H78V4H77V3H72V2H73L72 0H71V3H70L69 0H60V1H59V0H52V2H51V0H50V1H49V0H48V1H47V0H42V1H41V0H27ZM36 1H37L38 3H37ZM57 1L59 2V4H58ZM86 1H88V2H86ZM94 1H95V3L93 4L92 2H94ZM98 1H99V4H98ZM102 1H104V0H102ZM117 1H118V2H117ZM120 1H121V3H120ZM163 1H165V2H163ZM173 1H174V3L172 4ZM212 1H214V2L212 3ZM220 1H221V2H220ZM235 1L238 2V4H236ZM239 1H241V3H243L244 5L247 4V3H246L247 1H248V2H251L252 4H251V3H248V4H250V7H249V8H251V9H249V10H251V11H248V12H251L252 15H253L254 17L256 16V18H257V15L260 16V17H258L257 19H259V18L262 19V17L264 16V14L262 15L261 13H264V12H263L264 9L262 8L261 5H259V4L256 3L255 1L252 2L251 0H247L246 2H245V0H239ZM239 1H237V0H233V2H234L236 5H238V6L240 5L239 7H241V6L243 7L244 5H243V4H239ZM243 1H244V2H243ZM263 1H264V0H263ZM44 2L46 3L47 8H46V6H44V5H45ZM49 2H50V3H49ZM84 2H85L86 4H85ZM116 2L119 3V4H117ZM134 2H136V3H134ZM159 2H160V3H159ZM162 2H163V3H162ZM216 2H217L219 5H216V4H217ZM233 2H232V3H233ZM254 2H255V4H254ZM32 3H33V4H32ZM39 3L41 4V7H40V4H39ZM43 3H44V5H43ZM47 3H48L49 5H48ZM61 3H62V4H61ZM65 3H67V4H65ZM81 3H82V5H81ZM89 3H90V4H89ZM96 3H97L98 5H100V7L103 6V7H104V10H107V11H103V7H101V8H102V10H101V8H100L99 6L97 7V4H96ZM122 3H123V4H122ZM133 3H134V4H133ZM147 3H148V2H147ZM149 3H148V4H149ZM157 3L162 4V6H159ZM166 3H168V4L170 3V4H169L170 7H169V5H167ZM178 3L180 4V6H179ZM184 3H186V4H184ZM187 3H188V4H187ZM196 3H198V6H197ZM211 3H212V4H211ZM215 3H216V4H215ZM234 3H233V4H234ZM15 4H16V3H15ZM31 4H32V6H31ZM36 4H37L38 6H37ZM60 4H61L62 6H61ZM73 4H76V5H73ZM84 4H85V5H84ZM87 4H89V6H88ZM91 4H93V5H91ZM102 4H106V3L103 2ZM140 4L143 5V6L141 7ZM156 4L159 6V7L157 6L158 8L156 7ZM164 4H165V5H164ZM183 4H184V5H183ZM190 4H191V5H190ZM224 4H225V5H224ZM227 4H228V5H227ZM248 4H247V5H248ZM256 4H258L257 6H255V10L257 9V11H255V10L253 11V9H254L253 6L256 5ZM25 5H26L27 7H28V6H31V8L28 7V9H29L30 11L32 10L31 13L29 12V10L27 9V7H26ZM56 5H57V6H56ZM66 5H67V7L69 6L70 8L73 7V6L78 7L79 10L76 9V8H75V9H76V10H75L74 7L71 8L72 10H69V7L67 8ZM94 5H96V6H94ZM117 5H118V6H117ZM121 5H122L123 7H125V5H126V7L123 8V7H121ZM130 5H131V6H130ZM171 5H173V6L175 5V6H178V7L176 8V7L174 6L175 8H173V7H171ZM200 5H202V6L200 7ZM203 5H204V7H203ZM247 5H246V8H247V10H248V6H247ZM21 6H22V10H21ZM50 6H51V7H50ZM58 6H59L60 8H59ZM63 6H64V7H63ZM91 6H92V7H91ZM114 6H115V7L117 6L116 9H118L117 11L120 13V16H118L119 13L116 11V9H115ZM138 6H139V7H138ZM144 6H145V7H144ZM164 6H165V7H164ZM205 6H208V7H209V8H207L208 11L206 10ZM219 6H220V7H219ZM221 6H222V7H221ZM223 6H224L225 8L228 7V9L226 10ZM229 6H230V7H229ZM10 7H11V6H10ZM39 7H40V8H39ZM44 7H45L46 9H45ZM62 7H63V8H62ZM65 7H66L67 9H66ZM86 7L89 8V9H88V10H90L89 12H88V10H86V9H87ZM130 7H131V8H130ZM133 7H134V8H133ZM137 7H138V8H137ZM147 7L149 8V10H148ZM160 7H161L162 9H161ZM167 7H168L169 9H167ZM179 7H180V8H179ZM188 7H189L190 9H189ZM198 7H199V8H198ZM202 7L205 8V10H206L207 12H205L204 9H203ZM242 7H241V8H242ZM257 7H258V8H257ZM259 7H260V8H259ZM50 8H51V9H50ZM64 8H65V9H64ZM80 8H81V9H80ZM119 8H121L122 11H121V9H119ZM129 8H130V12H129ZM141 8H142V9H141ZM146 8H147V9H146ZM171 8H172V9H171ZM181 8H182V9H181ZM186 8H187V9H186ZM197 8H198V9H201V10H198ZM210 8H211V10H212V11H211L212 13H210V11H209ZM232 8H233V9H232ZM246 8H242V9H246ZM252 8H253V9H252ZM40 9H41V10L45 9V10H46V11H44L45 13H43V11H40ZM49 9H50V10H49ZM59 9H61V10L59 11L60 13L57 12ZM62 9H64V10H62ZM73 9H74V10H73ZM82 9H83V10H82ZM91 9H92V10H91ZM96 9H97V10H96ZM114 9H115V12H116L117 14L114 12ZM131 9H133L134 11L132 12ZM136 9H137V10H136ZM150 9H151V11H150ZM156 9H157V10H156ZM159 9H160V10H159ZM174 9H175V10H174ZM177 9H179V10L177 11ZM180 9L183 11V13H186L185 15H184L183 13H181V15H184L185 17H187V19H188V16H191V14H192V16H191L192 18L189 17V19H190L189 21H190V22H188V20H187V22H186V21L183 22V20H182L183 23L180 22L181 18L178 17V16L180 15V12H179V11H181ZM191 9H192V10H191ZM193 9H194L195 11H193ZM202 9H203V10H202ZM259 9H260V10H259ZM66 10H68L67 12H69V13L72 11L70 14H71V15L74 14V16L72 15V18H76V19H72V18L70 17L71 15L68 14V15H70V16H69L70 19H69V20H65V19H67V18L64 16V15H66V14H63V13H65ZM77 10H78V11H77ZM81 10H82V14L80 15L79 12H81ZM95 10H96V11H95ZM100 10H101V11H100ZM119 10H120V11H119ZM123 10H124V13H123ZM127 10H128V12H127ZM142 10H143V11H142ZM145 10H146V12H144ZM167 10H168V11H167ZM228 10H229V11H228ZM247 10H246V11H247ZM258 10H259V11H258ZM261 10H262V11H261ZM34 11H35V12H34ZM36 11H39V12H37L38 14L36 13ZM50 11H51V12H50ZM64 11H65V12H64ZM73 11H74V12H73ZM76 11H77V12H76ZM83 11H84V13H83ZM97 11H98L101 15H100ZM102 11L105 12V14H104ZM139 11H140L141 13H140ZM149 11H150V12H149ZM170 11H172V12H170ZM174 11H176V12L174 13ZM189 11H192L193 13H195L196 11H197V13H198V11H199V12L204 11L205 13H209V15H211V16H212V14H214V13L219 14V12H220L221 15H218V16H220L221 18H222V17H224V18H222V20H220V22L218 21L219 23H217V24L219 25V26H218L219 28H217V25H216V24H215V26H216V29L223 30L224 34L222 33V31L220 32V30H217L218 32H220V36H219V34L217 35V31L215 30V28H213L212 24L210 23L211 26H212V28H211V26H210V28H209V27H208L209 25H206V23H205V27L203 26L205 29H204L203 27L201 28V29H204V30H205V31H203V35L205 34L206 30H207V32L209 33V30L211 29V30L213 31V34L216 35V36L214 37V39H213V36H214V35H213L212 33H211V34H210V33H209V34L207 33V34H208L209 37H211V35H213V36H212V41H213V42L210 41V40H211L210 38H208V40H206V39H207V38H206V37H207V34H206V36H203V37L205 38L206 41H205V40H202V39H204V38H202V37H198V35L201 33V32H199V31H201V30H199V29H198V31L194 29L195 31H193V32H194L195 34L193 35V34H192L193 32H192V30H191V28H193V26H191V24H192V23H191V20L193 19V17H194L195 15H193V13H192V12H189ZM216 11H217V12H216ZM230 11H231V12H230ZM232 11H233V12H232ZM252 11H253V12H252ZM260 11H261V12H260ZM11 12H12V11H10L9 13L12 14ZM22 12H23V13H22ZM25 12H27V13L29 12V13L27 14V13H25ZM41 12H42V13H41ZM46 12H47L48 15H45ZM62 12H63V13H62ZM67 12H66V13H67ZM90 12H91V13H90ZM92 12H93V14H92ZM111 12H112V13H111ZM113 12L116 14V16H115V14H114ZM121 12H122V13H121ZM125 12L128 13V14L131 13V14H129L130 17H129L128 14H125ZM135 12H136V13H135ZM178 12H179V13H178ZM187 12H188V13H187ZM257 12H259V13H257ZM20 13L23 14V15L21 16ZM35 13H36V14H35ZM40 13H41V15H39ZM58 13H59V15H58ZM61 13H62V15H60ZM77 13L79 14V16H78ZM102 13H103V14H102ZM148 13H149V15H148ZM169 13H170V14H169ZM177 13H178V14H177ZM229 13H230V14H229ZM232 13H234V14H232ZM251 13H250V14H251ZM255 13H256V15H254ZM10 14H9V16H11V17H12V16H15L14 14H12V15H10ZM29 14H33L32 17H31V15H30V17H29ZM34 14H35L37 17H33V16H35ZM50 14H51V15H50ZM75 14H76V16L79 17V18H80V16H82L83 19H82V18L78 19V18L75 16ZM84 14H85V15H84ZM98 14H99V16H98ZM110 14H111L112 16H111ZM123 14H124V16L126 15L125 17H124V16H122V17H124L125 19L127 18V19H126L127 22L124 20V18L121 17V15H123ZM133 14H134V15H133ZM137 14H138V15H137ZM139 14H141V15H139ZM146 14H147L148 17L150 16V18H148V17L146 16ZM159 14H160V15H159ZM161 14H162V15L165 14V15H164V16H161ZM167 14H168V15H167ZM171 14H173V15L176 14V15H174V17H171V16H170ZM224 14H226L227 17H230V19L227 18V17H226V18H227V19H226ZM259 14H261L262 16L259 15ZM91 15H92V16H91ZM106 15H107V17H103V16H106ZM108 15H109V16H108ZM113 15H114V16H113ZM131 15H133V17H132ZM177 15H178V16H177ZM181 15H180V17H182ZM196 15H197V14H196ZM215 15H216V14H215ZM222 15H224V16H222ZM231 15H232V16H231ZM233 15H234V16H233ZM1 16H3V15L0 13V24H1V23H4V22H1V21H3V19H4V21L7 22V19L9 18V16H7V17H6L5 15L3 16V17H6V20H5V18H2ZM16 16H15V18H16ZM40 16H42V17L44 16V18H45L46 16H48L50 19H49L48 17H46V18L44 19V18H42V17H40ZM50 16H51V17H50ZM62 16H64V21H62V20H63V17H62ZM83 16H84V17L86 16V19H84ZM94 16H95V17H94ZM140 16H141V17H140ZM144 16H146L147 18L145 19ZM159 16H160V17H159ZM167 16H168V17H171V19H172V18L174 19V21H173V19L171 20L170 27H169V24H168V23L166 24V22H167L166 20H168V17H167ZM175 16H177L178 19H177V17L175 18ZM211 16H210V17H211ZM22 17H23V19H22ZM59 17H61V18L59 19ZM67 17H68V16H67ZM69 17H68V18H69ZM89 17H90V18H89ZM109 17H112V18L110 19ZM116 17H117V18H116ZM128 17H129V18H128ZM142 17H143V18H142ZM151 17H152V18H151ZM158 17H159V18H158ZM163 17H164V18H163ZM233 17H236V18H233ZM239 17H241V18H239ZM38 18H39V19H38ZM93 18H94V19H93ZM96 18H97V19H96ZM101 18H102V19H101ZM107 18H108V19H107ZM114 18L117 19V20H115ZM118 18H120V20H118ZM133 18H134V20H133ZM139 18H140V19H139ZM153 18H154V19H153ZM162 18H163L166 22H165V25L163 24V26H162L163 29L161 30V28H160L161 26H160V25H157L156 23H159V24L162 25V23H161V22H163V19H162ZM165 18H166V19H165ZM208 18H209V16H208ZM211 18H212V17H211ZM237 18L240 19V21H239ZM1 19H2V20H1ZM11 19L14 20V17H12ZM51 19H52L53 21H54V20H55V21L53 22ZM77 19H78V20H77ZM81 19H82V20H85V23H84ZM90 19L93 20V23L91 22L92 20H90ZM100 19H101V20H100ZM112 19H113V20H112ZM138 19H139L140 21H139ZM142 19H143V20H142ZM148 19H150V20H148ZM169 19H170V18H169ZM182 19H183V18H182ZM185 19H186V18H185ZM224 19H225V20H224ZM231 19H232L233 23L237 22L239 25H241V26L243 25V27H245L246 29H249V31L247 30L248 32H246V30H243V29H245V28H242V27H240V26L237 24V26H238L239 28H241V29L244 31V32H243V33H244L243 35H246V37H248L250 40H252V42H249V43L247 44V45H248L247 50L249 49L250 52L253 50V51L251 52V53H252V56H255V55H256V56H255L256 58H258V57H257V53L259 54V52H260V54L258 55V56H259V59H258L259 62H255V61H257V60H256L255 58H253V57H251V58H253V59H249V58L247 57V56L250 57V55H251L249 51H247V52H249V53H246V51H244V49L246 48L247 45H246V46H241V44L239 43V44H240V46H239V45L237 44L238 47H243V48L245 47L244 49L241 48V50H240V48H237V45H235V44H236L235 42H236L237 40L239 41V39H237V37L240 38V39H242V38H241V36H240V37L237 36L236 33L234 34L235 30H236L238 27L236 26L237 28H236V29H235V28L233 29V26L236 25V24H233V26H232V25H231V24H232ZM235 19H236V20H235ZM241 19H243V20H241ZM261 19H259V20H261ZM15 20H16V19H15ZM15 20H14V21H15ZM24 20H26V19H24ZM40 20H42V21H40ZM59 20H60L61 22H66V23H63V28H64V29H65V28H68V26H70V27L72 26V30H73L74 28L77 27L76 29H74V30H76V33H75V31H72V30L70 29V27H69V30L72 32V34H74L73 37L71 36L72 34H70L71 32H70L69 30L65 29V30H66V31H65V30L62 28V23H61V22H58ZM72 20H76L77 22H76V21L74 22V21H72ZM79 20H81V21L83 22V24H85V25H91L92 27L89 26L90 30H89V28H87V26L81 24V21H79ZM86 20H87V21L90 20V21H89L90 24H89V23L87 24V23H86V22H87ZM107 20L110 21L109 24L111 23V21H114V23H115V22H116V23H115V24H114V23H111V26H110V25L108 24ZM128 20H129L130 22H129ZM132 20H133V21H132ZM137 20H138V22H137ZM146 20L148 21V23H146V22H147ZM160 20H161V21H160ZM223 20H224V21H227V20L229 21V20H230L229 23H228V21H227V22H224V23L226 24V26H225L226 29H229L228 31H230V33L232 32L233 34L231 33V35H230V33H228V31L224 28V23L222 22ZM234 20H235V22H234ZM27 21H28V19H27ZM43 21H44V22H43ZM67 21H68L69 23H68ZM71 21H72V22H71ZM94 21H95V22H94ZM96 21H97V22H96ZM98 21H99V22H98ZM104 21H106L107 23L104 22ZM119 21H120V22H119ZM143 21H144V24L142 23ZM154 21H155V22H154ZM168 21H169V20H168ZM172 21H173V23L176 22V23H175V26H176V24H178V23H179V24H178L176 27L173 25V26H174V27H173V26L171 25V24H173ZM177 21H178V23H177ZM238 21H239L240 23H239ZM241 21H242V23H241ZM15 22L19 23V20H16ZM47 22H49V23H47ZM57 22H58V23H57ZM78 22H79V23H78ZM118 22L121 23V24L123 25V28H121L122 25L119 24ZM123 22H124V23H123ZM134 22H135V24H133ZM139 22H140V23H139ZM243 22H244V23H243ZM248 22H249V23H248ZM262 22H263V20H262ZM25 23H27V24H25ZM32 23H33V24H32ZM60 23H61V24H60ZM67 23H68V24H67ZM72 23H74V24H72ZM75 23L77 24V26H74ZM95 23H96V24H95ZM105 23H106L107 25H105ZM117 23H118V25H117ZM153 23H155V24L157 25V27L159 28V29L157 30L158 32L156 31V27H155L156 25H155V24L153 25ZM180 23H182V27L179 26ZM186 23H187V24H186ZM189 23H191V24L189 25ZM220 23H223V27H220ZM245 23H246V24H245ZM19 24H21V23H19ZM42 24H43V25H42ZM47 24L50 25V29H51L52 31L49 30V25H47ZM64 24H67V25H66L67 27H66ZM69 24H70V25H69ZM79 24L83 25L84 27H81V28H82V29H81V28H80L81 25H79ZM112 24H113V25H112ZM124 24H126V25H124ZM137 24H138V25L140 24V25L137 26ZM141 24H142V25H141ZM185 24H186V26H185ZM227 24H228V25H227ZM247 24H249V25H247ZM3 25H4V26H3ZM8 25L10 26L9 28H10L11 30H13V29H12V22L8 19V22H7L6 25H5V23L2 24V26H3L4 28H3V29H2V28L0 29V30H2L1 32L3 33V35H1V37H2L1 39H2V40L0 39L1 41H4L3 39H5V41L7 40V38L4 36V34H5L6 36H8V34H7L8 32H7V31H8L9 29H7V30L5 29V28L8 27ZM45 25H47L46 28H45ZM78 25H79V26H78ZM119 25H121V26H119ZM127 25H128V26H127ZM143 25H144V26H143ZM149 25H150V26H149ZM192 25H193V24H192ZM229 25H230L231 27H229ZM252 25H253V26H252ZM254 25H255V26H254ZM21 26H23V24H21ZM28 26H29V27H28ZM124 26H126L127 29H126V27H124ZM133 26H134V27L137 26V29H136V28H131V27H133ZM146 26H147V27L149 26L148 29H147ZM159 26H160V27H159ZM178 26H179V27H178ZM206 26H207V27H206ZM215 26H214V27H215ZM221 26H222V25H221ZM227 26H228V27H227ZM249 26H250V27H249ZM37 27H38V28L40 27V28L38 29L39 31L41 30L40 32H37ZM53 27H54V28H53ZM101 27H102V28H101ZM112 27H113V28H112ZM117 27H118V29H117ZM119 27H120V28H119ZM128 27H129V28H128ZM138 27H139V29H138ZM142 27H143V29H142ZM145 27H146V28H145ZM165 27H166V30H165ZM184 27H185L186 30L184 29ZM187 27H188L189 29H187ZM234 27H235V26H234ZM251 27H252V28H251ZM255 27H256L257 29H256ZM29 28H30L31 30H29ZM44 28H45V30H44ZM52 28H53V29H52ZM58 28H59V29H58ZM83 28H85V29L87 28L90 32H92V34H93V38L97 36L95 39H93L92 37H90V38H92L93 41H95L96 39H98V40L95 41V42H96V43H95L96 46H95V44H94L93 41H91V42H92L94 45L89 44V43H91V42L89 41V40H91V39H89L88 37H89V36H92V34H91L90 32H88L87 30L85 31V29H83ZM91 28H93V29L91 30ZM153 28H154L155 30H154ZM172 28L177 29V30H174V31L171 32V30H173ZM206 28H207V29H206ZM221 28H224V29H221ZM32 29H33V30H32ZM77 29H80V32H78L79 30H77ZM96 29H97V30H96ZM99 29H102L103 31H102V30H99ZM104 29H105V30H104ZM107 29H108V30H107ZM112 29H114V30H112ZM115 29H117V31H115ZM124 29H125V30H124ZM129 29H130V30H129ZM134 29H135V31H133ZM141 29H142V30H141ZM144 29H145V30H144ZM170 29H171V30H170ZM208 29H209V30H208ZM230 29H231V30H230ZM254 29H255L256 31H254ZM258 29H259V30H258ZM3 30H5V31H3ZM11 30H9V34H10V31H11ZM43 30L45 31V33L47 32L45 36H47V35L49 36V32H48V30L50 31V33L52 32V34H50V36H49L50 38L48 37L49 39L44 37V35H43V34H44ZM56 30H58V31H56ZM82 30H83V31H82ZM94 30H95V31H94ZM98 30H99V31H98ZM120 30H121V32H120ZM128 30H129V31H128ZM139 30H141L142 32H141V31L139 32ZM178 30L180 31V33H179ZM181 30H182V32H181ZM190 30H191V31H190ZM214 30L216 31V33H215ZM224 30H226V32H225ZM257 30H258L259 32H258ZM29 31H31L32 34H34L36 38L33 37L34 35L30 34L31 32H29ZM54 31H56L57 33L59 32L60 34H59V33H58V34H59V36H60L61 38H59L58 34L56 33V35H54L55 37L57 36L56 38H58V40H56V38L52 36V35L54 34ZM84 31L87 32V33H85L86 35L84 34ZM106 31H107V33H109V34H110V32H111V34L113 33V34H112V35H113V38H112L113 41L111 40V35H109V34H107V33H104V32H106ZM118 31H119L120 33H119ZM122 31H123V35H122ZM124 31L126 32V34H125ZM144 31H146V33H144ZM148 31H149V32H148ZM152 31L157 32V34H155V32L153 33ZM159 31H160V34L163 35V37L165 36V38H163V37L159 34ZM161 31H162L163 33H162ZM166 31H167L168 33H167ZM176 31H177V32H176ZM212 31H211V32H212ZM11 32L13 33V31H11ZM33 32H34V33H33ZM64 32H65V33H64ZM68 32H69V33H68ZM73 32H74V33H73ZM81 32H83V33L81 34ZM95 32H96V33H95ZM99 32H100V33H99ZM114 32H116V33H114ZM131 32H133V33H131ZM134 32H135V33H134ZM136 32H137L138 34H141V33H142L143 36L146 34L145 37L149 34L148 36H150V38L147 36L146 38L144 37V39L142 40V37H143V36H142V35H135V34H137ZM169 32H170V33H169ZM196 32H199V33H196ZM257 32H258V33H257ZM262 32H263V33H262ZM38 33H39V34H38ZM41 33H43V34H41ZM67 33H68V35H66ZM78 33H79V34H78ZM94 33H95L96 35H95ZM102 33H103V34H102ZM143 33H144V34H143ZM152 33H153V34H152ZM171 33H172V34L175 33V34H173V38L175 37V38H174V41H172L174 44L168 46V45L170 44L169 42H168L169 44H167V43H166L167 41L165 42V41H161V40H162V39H163V40H164V39L166 40L167 34H171ZM178 33H179V35H178ZM181 33H182V35H181L182 37L180 36ZM187 33H189V38L187 37ZM190 33H191V35H190ZM221 33H222V37H221ZM226 33H227V34H226ZM245 33H246V34H245ZM247 33H248V35H247ZM252 33H253V34H252ZM63 34H64V36H63ZM88 34H89V35H88ZM90 34H91V35H90ZM104 34H105V35H104ZM124 34H125V35H124ZM154 34H155V35H154ZM225 34H226V35H225ZM254 34L257 35V36H259V37H260L259 34H263V37H260V38L258 37V38H257ZM11 35H12V37L10 36L11 38H13V39L16 38V39H14V40H17V36H18L17 34H16L17 36H15L14 33L11 34ZM13 35H14L15 37H14ZM41 35H42V38H43V39L41 38ZM69 35H70V37L72 38V40H71V38L69 37ZM79 35H80V36H79ZM103 35L105 36V37H104V40H105V38H106L107 36H109L110 39H108V37H107L106 40L104 41V40L102 39ZM114 35H116V36H114ZM129 35H131V36H129ZM134 35H135V36H134ZM159 35H160L161 37H160ZM183 35H184V36H183ZM196 35H197V38H199V39H198L199 41H201V40L204 41L203 43L205 44L206 49H208V51H207V55H209V53H210L212 56L215 55L213 58H212V56H211V58H212L214 61H212V59H210V57H209L210 55L207 56V58L209 57V59L212 61V63L209 62V59H203V61H202V63H201V61L197 60V58H195L194 56H193V57L195 58V59L193 60L194 62H192V60L190 61V59H193L192 56H191V53H190L191 51H190V50H193V51L195 52V54H198V53H197V50H196L195 48H197L198 50H200L198 47H202V46L204 45L203 43H202L201 46H200V45H199V46L197 45V44H198V43H197L198 41H197L196 38L194 37V36H196ZM223 35H224V36H223ZM228 35H229V36H228ZM232 35H233V36H232ZM234 35H236L237 37H236L235 39H233V41H235L236 39H237V40H236L235 42L232 43V42H230V41H232V37H233V38L235 37ZM65 36H66V37L68 36L69 41L66 40V37H65ZM76 36H77V37H76ZM101 36H102V37H101ZM132 36H133V37H132ZM139 36H141V38H140ZM153 36H154V37H153ZM176 36H177L178 38H176ZM190 36H191V37H190ZM201 36H202V35H201ZM225 36H226V38H224V39L227 40V41L223 40V42L220 43V45L223 44V45H222L223 47L221 46V47L223 48V49H222V48L220 47V45H219V42L222 41L223 37H225ZM3 37H4V38H3ZM10 37L8 36V38H10ZM38 37H39V38H38ZM51 37H53V38H51ZM80 37H81V38H80ZM118 37L121 38V40H120ZM124 37H126V38L128 37V38H127V39H124ZM129 37H130V38H129ZM138 37L140 38V39H139L140 41L137 39ZM180 37H181V38H180ZM193 37H194V39H195L196 41H195L194 39H192ZM230 37H231V38H230ZM40 38H41V39H40ZM44 38L46 39V41H44V40H45ZM68 38H67V39H68ZM79 38H80V39H79ZM100 38H101V39H100ZM131 38H132V40H131ZM148 38H149V39H148ZM187 38H188V39H187ZM200 38H201V39H200ZM217 38H218V39H217ZM255 38H257V39H255ZM36 39H38V40H36ZM39 39H40L41 45H40V42H38ZM47 39H48V40L52 39V40H55V41H58V42L62 41V45L59 46V47H61V48H60V49L57 48L58 46H57L56 44H54V43L51 42V41L48 42ZM59 39H61V40L59 41ZM64 39H65V40H64ZM73 39H74V40H73ZM75 39H76V40H75ZM133 39H134V40H133ZM155 39H156V40H155ZM178 39H179V41H182V43H180L181 45H178V43H177V40H178ZM181 39H182V40H181ZM209 39H210V40H209ZM229 39H230V41L228 42ZM258 39H259L260 41H259ZM14 40H12V41H14ZM70 40H71L72 42H71ZM79 40H80V41H79ZM100 40H101V42H102L103 44L100 43ZM108 40H109V41H108ZM118 40H119V41H118ZM125 40H126V41H125ZM127 40H128V41L130 40V43H129ZM152 40L155 41V43H154ZM157 40H158L160 43H159ZM191 40L193 41V42H192L193 45H194V41H195V43H197V44H195V45H197L196 47H195V45L193 46V45L190 43ZM255 40H256V41H255ZM65 41H67V42H65ZM73 41H74V42H75V41H78V43L80 44V47L76 45L77 42H75V43H76V44H75ZM98 41H99V42H98ZM103 41H104V42H103ZM147 41H148V42H147ZM202 41H201V42H202ZM238 41H237V42H238ZM258 41H259V42H258ZM43 42H44L45 46H46V45H49V44H47V43H52V44H50L51 46H49V47H50V48H49L50 51L47 49L48 46H46V48H45V46H43ZM45 42H46V43H45ZM68 42L71 43V44H69V46H68ZM109 42H110V43H109ZM116 42H117V43H116ZM118 42H119V45L122 46V47H121V46L119 47V48H121L120 50H119V48H118V46H119V45H118ZM120 42H121V43H120ZM126 42H127V43H126ZM134 42H135V44H133ZM140 42H141V43H144V44H147V45L149 44L148 46L146 45V46H147V49H146V47L141 48V45L143 46L144 44H141ZM145 42H146V43H145ZM186 42H187V43L189 42L190 44H189V43L187 44ZM210 42H211V44H210ZM214 42H215V43H214ZM225 42H226V43L228 42V48H226V47H227V44H226ZM240 42H241V40H240ZM60 43H61V42H60ZM99 43H100V46H99L98 48H100L101 50L97 48V45H98ZM128 43H129L130 45H129ZM131 43H132V44H131ZM156 43L158 44V46L156 45ZM163 43H164V44L166 43V45H164ZM176 43H177V45L179 46V49H178V46L175 45ZM207 43L210 44V45L208 46ZM224 43H225V44H224ZM255 43H257V45L259 44L260 47H261V44L263 43V44H262V45H263V46H262V49H263V50H261V48L259 47V45L257 46ZM260 43H261V44H260ZM64 44H65L66 46H68V47H70V45H71V46H72V49H73L72 51H73L74 53H73L72 51H70L71 49L68 48V47H66ZM108 44H109L111 47H110V46H107ZM153 44H154V45H153ZM161 44H163V45L161 46ZM217 44H218V45H217ZM58 45H60V44H58ZM63 45L66 47V49L64 48L65 50H63V48H62V47H64ZM128 45H129V47H127ZM132 45H134V46H136V47H133ZM155 45H156V46H155ZM216 45H217V46H216ZM255 45H256L257 47H256ZM52 46H53V47H52ZM74 46H75V47H74ZM76 46H77V48H76ZM94 46H95V48H94ZM112 46H113V47H112ZM116 46H117V47H116ZM125 46H126V48H125ZM137 46H138V47H137ZM159 46H160V47H159ZM163 46H164L168 51H167ZM205 46H204V48H205ZM225 46H226V47H225ZM235 46H236V47H235ZM253 46H254V47H253ZM43 47H44V48H43ZM87 47H88V48H87ZM92 47H93V49H92ZM104 47H106V49H105ZM149 47H150V48H149ZM171 47H172V48H171ZM190 47H191V48H190ZM192 47H195V48L193 49ZM218 47H220V49H219ZM230 47H232V48L234 47V48H233L234 50L231 49ZM250 47H252V48H250ZM55 48H56V49H55ZM78 48H79V49H78ZM128 48H129V50H128ZM130 48H131V49H130ZM140 48H141L142 50H140ZM169 48H170V49H169ZM180 48H182V49H180ZM188 48H189L190 50H188ZM235 48H236V49H235ZM255 48L260 49L259 52L257 51L258 49H255ZM45 49H46V50H45ZM57 49H58V50H57ZM61 49H62V50H61ZM67 49H69V52H71L70 54L73 53L75 56H77L78 52H81V53H79V54H82V55H80V56H81V58H82L83 60H81V58L79 57V55L77 56V58H80V59H77V58H76V59H77L78 61L80 60V64H81L82 66H81V65H79V67L76 66V65H78L79 62L77 63V62H76V59L74 58V59H75V60H74V59L72 58V57H74V55H71L72 57H71V56H68L69 54H67V53H68V52H67V51H68ZM74 49H75V50L78 49V50H77V53H76V51H74ZM89 49H90V50H89ZM102 49H103V50H102ZM114 49H115V51H113ZM116 49H117L118 51H117ZM126 49H127V50H126ZM143 49L145 50V51H144L145 53H144V52H141V51H143ZM157 49H158L160 52H159V51L156 52ZM161 49L163 50L164 53L162 52ZM164 49H165V51H164ZM224 49H226V50H224ZM238 49H239V50H238ZM251 49H252V50H251ZM26 50H27V49H25L23 52H26ZM54 50H55V52L59 51V53H60V51H61L62 53H64V51H66V53H64V56H63V57H62V56L60 57V55H54V54H59L58 52L55 53ZM91 50H92V51L95 50V51H96L95 53H96L97 55L94 53V51H93V53H92ZM97 50H98V51L100 50V51L98 52ZM108 50L110 51L109 53H111V52L113 53L112 57L118 55V54L120 53V51H121V52H124V53H121V54H119L118 56H116V58L114 57V59H118V57H120V58L122 57L123 59L125 58V59L127 60V62L125 61V59L121 62L120 60H122V58L119 59V62L121 63V65H122L123 67H122L121 65H119L120 67L118 66V67H119V71H120L121 73L123 72L124 75L127 76V77H125V76L123 75V73H122V74L119 73L117 76L120 77L121 75H123V76H121L122 78L120 77V80H119V77L117 78V76L113 73V72H115V70H117L116 68H118V67H115L114 64H112V63H114V62L117 63L118 61H117V62H116V61H113V58H112V60H111V58L109 57V58H110V60L108 61L109 63L107 62V60H108V56H110L109 54L107 55ZM122 50H123V51H122ZM130 50H131V51H130ZM132 50H133L134 52H133ZM139 50H140V51H139ZM147 50H149L148 52H150V53H147ZM152 50H153V52H152ZM154 50H155L156 54H153V53H155ZM177 50H178V51H177ZM181 50H182L183 53L181 52ZM195 50H196V51H195ZM209 50H210V51H209ZM220 50H222V51H220ZM232 50H233V52H232ZM245 50H246V49H245ZM255 50H256V53H255ZM27 51H28L27 53H28V55H29V57H28V58H29V61H28V58H27V56H28L27 53H23V52H21V55L26 54V56L24 55V58H23L24 60H23V61H26V60H27L26 62H27V63L29 62V66L32 67V68H34V67L32 66L31 61H30V55L32 54V52L29 53L30 50H27ZM51 51H53V52H51ZM89 51H90V52H89ZM101 51H102V54H101ZM126 51H127V52H126ZM138 51H139V52H138ZM166 51L169 52L170 54L167 53ZM188 51H190V52L188 53ZM219 51H220V53H219ZM223 51H225V52H223ZM228 51H229V52H228ZM237 51H238V52H237ZM239 51L242 52V53H240ZM261 51H262V52H261ZM48 52H50V54H49ZM104 52H106L104 55H107V56H106L107 60H106V58H104V56H101V55H103ZM125 52H126V54L130 53V54H128V57H130V55L132 54L131 52H133V54L131 55V58H133V59L130 58V61H129V59H128L127 55L125 54ZM173 52H174V53H173ZM198 52H200V51H198ZM208 52H209V53H208ZM244 52H245L246 55H244ZM22 53H23V54H22ZM52 53H53V54H52ZM75 53H76V54H75ZM99 53H100V54H99ZM114 53H115L116 55H114ZM137 53H138V54H137ZM141 53H144V54H146L147 56H146V55L144 56V55H142ZM151 53H152V54H151ZM157 53H159L161 56L158 55ZM162 53H163V54H162ZM166 53H167L168 55H167ZM179 53H180V54H179ZM186 53H187V54H186ZM218 53H219V54H218ZM221 53H223V54H221ZM236 53H237V54H236ZM60 54H61V53H60ZM65 54H67V57H68L67 59H66ZM93 54H94L95 58H94ZM122 54H124V55H122ZM135 54H136V55H135ZM139 54H140V55H139ZM189 54H190V55H189ZM192 54H193V52H192ZM216 54H218V55L216 56ZM225 54H227V55L225 56ZM232 54H233V55H232ZM247 54H248V55H247ZM254 54H255V55H254ZM263 54H264V53H263ZM61 55H62V54H61ZM99 55L101 56L102 60L104 59L103 61L106 60V62H107L108 64H112L113 69H112V68L110 69L111 65L105 64V66H104V64H103L104 62H103L102 60L99 61V60H100ZM121 55H122V56H121ZM133 55H134V56H133ZM149 55L151 56V57H150L151 59L149 58ZM152 55H153V56L156 55V58H157V55H158V57L160 56L159 58H161V60H159V58H158L157 60H159V61H161V62H163V63L158 62V63H160V65H159V64L156 62V60H155L156 58L153 57ZM182 55H183V56H182ZM193 55H194V54H193ZM220 55H221V56H220ZM228 55H230V58H227ZM237 55H238V56H237ZM239 55H240V59H239ZM260 55H262V58H261ZM52 56L55 57L56 60L58 59L59 61H55V60H54L55 58H52ZM90 56L93 57L92 60H93L94 62L96 61L95 64L93 65V67L96 66V68L94 67V69H91L92 71H88V74H86V72H87L86 70H87L88 67L90 66L89 64H90V63H91V64L94 63V62H91V61H90V60H91V57H90ZM96 56H97V57H96ZM124 56H125V57H124ZM137 56H138V57H137ZM141 56H142V59L140 58ZM164 56H165V57H164ZM190 56H191V57H190ZM195 56L198 57V55H195ZM223 56H224V60H225V61L223 60V62H222V60H220V58L223 57ZM59 57H60V58H59ZM70 57H71L72 59H70ZM85 57H86V58H85ZM147 57H148V58H147ZM174 57H175L176 60L174 59ZM180 57H181V58H180ZM189 57H190V59H189ZM215 57H217V58H215ZM228 57H229V56H228ZM246 57H247V58H246ZM97 58H98V59H97ZM153 58H155V59H154L155 62H154V60H152ZM171 58H173V59H171ZM185 58L188 59V61L185 60ZM225 58H226V59H225ZM241 58H242V60H243V59H244V60H243V61H239V60H241ZM260 58H261V59H260ZM61 59H62V61H61ZM69 59L71 60V61H70L71 64L69 63L70 66L73 65V64H75V66H74V65L72 66V67H73V69H72L73 71L75 70V68H77V67L79 68V69L75 70L76 72L74 71V74L77 73L78 71H79V73H80V71L83 70V69L85 68V69H84L85 71H82L84 74H83L82 72H81L82 74H81V73H80V74L83 76L84 79H87V80H85L87 83L84 82L83 79H80V81H79V79H78V81H79V82H78V81H76L77 79H76V78H73V77L69 80V78H68L69 76H68V75H70V74L72 73V70L70 71V69H68V62H69L68 60H69ZM89 59H90V60H89ZM96 59H97L99 62H102V63L99 64V62H98V64H97V60H96ZM136 59H137V60H136ZM143 59H144V61H143ZM145 59H150L148 62H149L152 66L154 65V64H152V63H155L154 66H156V71H153V72H152L154 66L152 67L151 65H149L148 62H145ZM181 59H182V60H181ZM215 59H216V61H218L219 64H222V65H219V64H218L221 70H225V69H224V65H226V67H227V68H226L227 70H225V72L228 71V70L230 69V70L228 71L229 73L227 72L226 74H227V75H228V74H229V75L231 74V76H227V75H225V73H224L223 71H221L220 69H219V70L217 69V64L215 65V63H217V62L215 61ZM229 59H230L232 62H231ZM247 59H248V60H247ZM64 60H65V61H64ZM66 60H67V61H66ZM72 60H73L75 63H74ZM132 60H134V61L132 62ZM135 60H136V62H135ZM166 60H167V61H166ZM171 60H172L174 63H173ZM195 60L199 61L200 63L197 62V61H195ZM204 60H205L206 63H208L207 65H204V64H206V63L204 62ZM219 60H220L221 63L219 62ZM228 60H229V61H228ZM237 60H238V61H237ZM249 60H250V62H249ZM251 60H252V61H251ZM253 60H254V62L257 63V64L253 63ZM260 60H261V61H260ZM262 60H263V61H262ZM53 61H55V62L53 63ZM81 61H84V63H86V64L84 65L83 62H81ZM85 61H86V62H85ZM110 61H111L112 63H111ZM124 61L126 62V64L128 63V65H130V64L132 65L133 63L136 64V65L133 64L134 67H133V65H132V66L130 65V66L127 67V65H125V62H124ZM152 61H153V62H152ZM168 61H169V62H168ZM175 61H176V62H175ZM186 61H187V62H186ZM227 61H228L229 63H228ZM247 61H248L249 63H252V65L254 64L255 68H254V66H252V65L250 66V64H249ZM47 62H49V63H47ZM56 62H58L59 66H57V64L54 65ZM88 62H89V64H87ZM119 62H118V63H119ZM191 62H192L193 64H192ZM224 62H225V63H224ZM236 62H237V63H236ZM243 62H244V63H243ZM246 62H247V63H246ZM30 63H31V64H30ZM46 63H47V64H51V65H47ZM66 63H67V64H66ZM120 63H119V64H120ZM144 63H145V64H144ZM171 63H173L174 65L171 64ZM196 63H197V64H196ZM210 63L214 65V66H212V67L216 68V69H215L216 72H215V70H213L214 68H212V67L210 66V65H211ZM223 63H224V64H223ZM232 63L234 64V66L232 65ZM238 63H239V64H238ZM242 63H243L244 65H243ZM258 63H259V64H258ZM24 64L26 65V67L28 66L26 63H24ZM45 64H46V65H45ZM123 64H124V65H123ZM164 64H165V66H164ZM169 64H170L171 67L169 66ZM181 64H182V65H183V64H184V65L186 64L187 66L185 65V67H183ZM188 64H192L193 67L191 68L192 65H190V66L188 67ZM195 64H196V65H195ZM200 64H201V65H200ZM235 64H236V65H235ZM247 64H249V65H247ZM35 65H36V66H35ZM100 65H101V68H99ZM106 65H107V66H106ZM117 65H118V64H117ZM117 65H116V66H117ZM157 65H159V67H161V68H157V67H158ZM167 65H168L169 68L167 67ZM229 65H230V66H229ZM231 65H232V66H231ZM238 65H239V66H238ZM240 65H241V66H240ZM257 65H258V66H257ZM262 65H263V64H262ZM46 66H48V67H49V66H52V67L57 66V67H56V68H52V71H53V73H52V71H51V67H49V68H50V69H49V68L46 67ZM86 66H88V67L86 68ZM91 66H92V65H91ZM97 66H98V67H97ZM109 66H110V67H109ZM141 66H143V67L145 66V67H144L145 69L151 66V67H150V69H151V73L155 74V72H156V75H157L158 78L155 77L154 75L150 74V75H151V76L149 75V76L151 77V79H150V77H149L148 74H147V73H150V69H147V72H146V70L143 69ZM163 66H164V67H163ZM181 66H182V69H184V70L178 68V67H181ZM198 66H199V67H198ZM245 66H246V68H245ZM247 66H249V67H251V68H254V69H251V68H250V69L248 70L249 67L247 68ZM24 67H25V66H24ZM24 67L22 68V71H24ZM58 67H59V68H58ZM72 67H70V68H72ZM80 67H83V69H80ZM93 67H92V68H93ZM103 67L106 68V69H104ZM114 67H115V68H114ZM121 67H122V68H121ZM124 67H126V68H128V69L125 70ZM131 67H132V68H131ZM186 67H187V68H186ZM207 67H209V70H212V71H214V73H216V74H212V71H210L212 75L209 74V77H211V76L213 77L214 75H216V76H214L215 78L213 77V82H214V79H216V78L218 77V80H216L215 83H213L211 80L209 81L210 78L208 79V82H211V84H210V83H207V78H206V77H208L209 70H208V71H204V70H207V69H208ZM219 67H218V68H219ZM221 67H223V68H221ZM242 67H243V68H242ZM256 67H260V68H258V70L261 69V70H260V73H259V71H255V69L257 70ZM39 68H41V69H39ZM44 68H45V69L47 68V69L45 70V72H44ZM63 68H64V70H63L64 72L62 71V73L65 74V75H63V74L61 73V70H62ZM66 68H67V69H66ZM102 68H103L104 71H106V73L103 72ZM107 68H108V69H107ZM135 68H136V69H135ZM163 68H164V69H163ZM196 68H197V69H196ZM210 68H211V69H210ZM231 68H232V70L236 71V73H235L234 71H232ZM38 69H39V70H38ZM55 69H56V70H55ZM97 69H98L101 73H99V72L97 71ZM100 69H101L102 71H101ZM109 69H110V71L113 70V72L109 73V72H110ZM114 69H115V70H114ZM129 69H130L131 71H130ZM134 69H135V70H134ZM161 69H162V70H161ZM169 69H170L171 72L169 71ZM177 69H179L180 71L177 70ZM190 69H192V70H190ZM193 69H196L197 72L195 71L196 73H191V72H193ZM201 69H202V70H201ZM236 69H237V70H236ZM68 70H69V71H68ZM93 70L96 71V72L94 71L95 74H94ZM121 70H122V71H121ZM127 70H128V71H127ZM133 70H134V72H136V73H134ZM142 70H143L144 72H143ZM148 70H149V72H148ZM154 70H155V69H154ZM176 70H177L179 73H178ZM188 70H189V71H188ZM244 70H245V71H244ZM250 70H251L252 72H251ZM263 70H264V69H263ZM46 71H48V72L51 71V72L49 73V75H47L48 72H46ZM59 71H60L61 74L58 73V74H59V77L57 78V76H55L56 79L54 78V79H55V80H54V79H53V77H54L53 74H55V73L57 74V72H59ZM66 71H67V72H66ZM129 71H130V72H129ZM137 71H138V72H137ZM187 71H188V72H187ZM202 71H203V73H202ZM217 71H220L221 74H219V72H217ZM231 71L234 72V73H232ZM239 71H240V72H239ZM69 72H70V73H69ZM158 72H159V74H157ZM161 72H163V73L166 72V73L163 74V76H162V73H161ZM175 72H176V74H175ZM183 72H184V73H183ZM186 72L188 73V75H190L189 78L191 77V75H194V76H195V77L192 78V79L190 78V79H191V82H189L190 85H188V87H187V84H188V81H189L190 79L188 78V75H187ZM199 72H200V73H199ZM204 72H205V74H204ZM230 72H231V73H230ZM238 72H239V73H238ZM41 73H42V74H41ZM43 73H44L45 75H43ZM79 73H77V74H79ZM102 73H103V74H102ZM108 73H109V74H108ZM130 73H131V75H130ZM189 73H190V74H189ZM206 73H207V74H206ZM217 73H218V74H217ZM244 73H245L246 75H245ZM255 73H257V76H256ZM40 74H41V75H40ZM56 74H55V75H56ZM66 74H67V75H66ZM96 74H97V75H96ZM98 74H99V75H98ZM104 74H106V75H105L106 77L104 76V78H103V76H101V75H104ZM107 74H108V75H107ZM112 74H113L116 78H115ZM116 74H117V73H116ZM120 74H121V75H120ZM127 74H128V75H127ZM134 74H135V75H134ZM141 74H143V75H141ZM170 74H173V76L170 75ZM185 74H186V75H185ZM196 74H197V75H196ZM203 74H204V75H203ZM233 74H234L235 76H234ZM240 74L243 76V77L240 76V77L242 78V80H241V78L239 77ZM247 74H248V75H247ZM250 74H254V78L256 77V78H258L257 81H258V80L260 81V82L258 81V82L255 83V81H256V78H255L254 83H252V84H254V85L256 84L257 87L259 86L258 88H257L256 86H254V85H251V82L253 81V77H252V75H250ZM86 75H87V76L89 75L88 78H87V77L85 78ZM91 75H92V76H91ZM95 75H96V76H95ZM129 75H130V79H129ZM136 75H141V77H140V76H136ZM165 75H168L169 77L167 78V76H165ZM175 75L178 76V77L176 76V78H177V82H175V81H176V80H175ZM210 75H211V76H210ZM219 75H220V77H219ZM222 75H224L225 77H223ZM232 75H233V76H232ZM62 76H63V77H62ZM65 76H66V77H65ZM70 76H72V74H71ZM93 76L97 77V78H96L97 81H96V80L93 81V79H94ZM98 76H101L103 79H102L101 77H100L101 79L98 78ZM108 76H111L112 78H111V77H108ZM131 76H132V77H131ZM134 76H136V77H138V78H135ZM142 76H146V77H144V78H146V79H145V80H144V78L141 79ZM197 76H198V77H197ZM199 76H200V77H199ZM246 76H247V77H246ZM250 76H251V78H252V81H251V80L249 81ZM260 76H262V77H260ZM35 77H36V78H35ZM60 77H62V78H60ZM90 77H91V78H90ZM92 77H93V78H92ZM113 77H114V78H113ZM139 77H140V78H139ZM162 77H163V78L166 77L168 80H167L166 78H165L166 80H162V79L160 80L159 78H162ZM201 77H202V78H201ZM203 77H204V78H203ZM230 77H231V78H230ZM235 77H236V78H235ZM238 77H239V78H238ZM248 77H249V78H248ZM106 78H107V80L105 81L104 79H106ZM109 78H111V79H109ZM123 78H124V79H123ZM131 78H132V79H131ZM134 78H135V80H133ZM153 78H154V79H153ZM155 78H156V79H155ZM224 78H228V79H226V80H228V82L225 81ZM244 78H245L246 82L243 81ZM62 79H63V80H62ZM74 79H76V80H74ZM89 79H90V80H89ZM108 79H109V80H108ZM113 79H115V80H113ZM117 79H118V80H117ZM121 79H122L123 81H121ZM138 79H140V80L138 81ZM173 79H174V80H173ZM178 79H179V80H178ZM197 79H198V80H197ZM201 79H203V80H201ZM234 79H235V80H234ZM237 79H238V80H237ZM53 80H54V81H53ZM60 80H59V81H60ZM64 80H65V81H64ZM68 80H69V81H68ZM73 80H74V81H73ZM81 80H83V81H81ZM100 80H101V81H100ZM126 80H127V82H124V81H126ZM131 80H132V81H131ZM141 80H142V83H141ZM143 80H144L145 84L143 83ZM159 80H160V81H159ZM172 80H173V81H172ZM186 80H187V81H186ZM204 80H205L206 82H205ZM220 80H221V81H220ZM223 80H224V82H223ZM229 80H230L231 82H230ZM247 80H248V81H247ZM92 81H93V82H92ZM98 81H99V82H98ZM115 81H116V82H115ZM119 81H121V82H119ZM134 81H135V82L137 81V82L134 83ZM151 81H154L157 85L154 84V82L152 83ZM195 81H196V83L199 82L200 85H198V84L195 85ZM237 81H240V82H237ZM77 82H78L79 85L77 84ZM81 82H83V83H81ZM100 82H101V83H100ZM104 82H106V83H104ZM118 82H119V83H118ZM132 82H133V83H132ZM150 82H151L152 84H151ZM157 82H158V83H157ZM162 82H163V84H164V82H165V84L162 85ZM166 82H167V83H166ZM174 82L176 83L177 86L175 85ZM186 82H187V84H186ZM204 82L207 83L208 85L203 84ZM221 82H222V83H221ZM229 82H230V83H229ZM235 82H237L238 85H237ZM243 82H244V83H243ZM247 82H250V83H247ZM84 83H85V84H84ZM116 83H118V84H116ZM122 83H123V84H122ZM126 83H127L128 86L126 85ZM128 83H129V84H128ZM179 83L181 84V86H180ZM218 83H219V85H218ZM226 83L229 84V85L227 86ZM260 83H261V84H260ZM30 84H31V85H30ZM32 84H33V85H32ZM82 84H84L85 86L82 85ZM100 84H101V85H100ZM108 84H109L110 86H109ZM112 84H114V86H113L114 88L111 87ZM141 84H142V85H141ZM143 84H144V85H143ZM166 84H168V85H170V86L167 85V86H168V88H167ZM184 84H186V86H185ZM209 84H210L211 86H209ZM215 84H216V86H218V87H216ZM223 84H225V86H224ZM246 84H247V85H246ZM28 85L22 87V89L24 90L26 87H28ZM87 85H89V86H87ZM97 85H98V87H97ZM117 85H119L118 88H117V89H119V90H117L116 87H115V86H117ZM140 85L143 86V89H142V87H141V89L139 88ZM145 85H146V86H145ZM150 85H152V89H153V90H157V91L154 92V91H151L152 89H151V90L148 89V88H151ZM154 85H155L156 88L154 87ZM173 85H174V86H173ZM197 85H198V86H197ZM234 85H236V86H235L236 88L234 87ZM83 86H84V87H83ZM101 86H103V87H101ZM130 86H131V88H130ZM144 86H145V87H144ZM161 86H162V87H161ZM172 86L174 87V89H176V91L173 89ZM179 86H180L181 89L179 88ZM207 86H209V88H208ZM221 86H222V87H221ZM229 86H232V87H230V88H233V89H229V90H228V91H230V90L232 91V90H233L234 93L232 92V93H231L232 95L229 94L230 92H228V91H226V90L223 89V88L226 89V88L229 87ZM240 86H241V87H244V86H245V88H246V89H250V91H247V90L244 89V88L241 89ZM94 87H95V88H94ZM99 87H100V88H99ZM106 87H107L108 89H107ZM119 87H121V88H119ZM135 87H136V88H135ZM157 87H158V88L160 87V88L158 89ZM170 87H171V88H170ZM175 87H176V88H175ZM189 87H190V88H189ZM204 87L207 88V89L204 90V89H205ZM219 87H221V88H219ZM249 87H250V88H249ZM260 87H261V88H260ZM54 88H55V90L53 89V91L50 93V94H52V93L54 92V93H53L54 95L52 94V96H51V95L48 96V100H49V101H52V100L56 99V98H57L56 95L59 96V97H60V95H61V96H64L62 90L59 89V87L54 86ZM57 88H58V89H57ZM83 88H84V89H83ZM92 88H93V89H92ZM96 88H97V89H96ZM105 88H106V91L108 90V91H110V92H107V94H106V93H105V92H106V91H105ZM124 88H125V90H124V92H123L122 90H123ZM144 88H145V89H144ZM161 88H162V90H161ZM186 88H187V89H186ZM198 88H199V89H198ZM203 88H204V89H203ZM212 88H213V89H212ZM214 88H215V89H214ZM234 88H235L236 90H238V89L240 88L241 90H240L239 92L237 91L238 93H235L236 90H235ZM237 88H238V89H237ZM22 89L20 88V89H19L20 91L17 90V91H19L18 93H21V92L23 91ZM56 89H57V91H56ZM73 89H74V90H73ZM109 89H110V90H109ZM127 89H128V91H127ZM130 89H131V90H130ZM164 89L167 90L168 92L165 91V93H163ZM171 89H172L173 91H172ZM197 89H198V90H197ZM201 89H202V90H201ZM208 89H209V91H208ZM211 89H212L213 91H212ZM217 89H218L219 91H217ZM221 89H223L224 92L221 91ZM243 89H244V90H243ZM251 89H252V91H251ZM254 89H255V90H254ZM262 89H263V90H262ZM21 90H22V91H21ZM59 90H60V92H61L62 94H60V93L58 92ZM83 90H84L85 92H84ZM116 90H117V91H116ZM142 90H143V91H142ZM159 90H161L162 93H161V91H159ZM169 90H170V91H169ZM190 90H191V92H193V93H191ZM195 90H196V91H195ZM242 90H243V91H242ZM256 90H257L258 92H260V93H258ZM260 90H261L262 92H261ZM14 91H16V90H14ZM17 91H16V92H17ZM74 91H75V92H74ZM99 91H100L101 94L99 93ZM102 91H105V92L102 93ZM130 91H131V92H130ZM145 91H147V92H145ZM150 91H151V92H150ZM171 91H172V92H171ZM178 91H179V93H180L179 95L177 94ZM181 91H182V92H181ZM186 91H187L188 93H187ZM206 91H207V93H206ZM211 91H212L213 93H211ZM225 91H226V92H225ZM241 91H242V93H244L245 91H247L248 96L250 95L249 92H251L252 95H250L249 98H253V97H255V98L252 99V100L250 99L251 101L247 98L248 101H250V102L254 101L253 104L251 103V106L248 105V104H250V102H248L247 100H244V98H246V96H247L246 93L243 94V95H245V94H246V95H245V97L243 96L244 98L242 99V97H241V96H242V95H241L242 93L240 94ZM254 91H255V93H254ZM55 92H56L57 94H56ZM111 92H112L113 94H115V95L113 96V94H112ZM122 92H123V94H124L123 96H122V94H121ZM138 92H139L140 94H138ZM148 92H149L150 94H147ZM153 92H154V94H155V93H156V94L154 95ZM166 92H167V93H166ZM201 92H202V93H205V95L208 94V95H206L207 97H206L204 94H202ZM221 92H223V93H221ZM252 92H253L254 94H253ZM82 93H83V94L85 93V96H84V95H79V94H82ZM129 93H130L131 95H130ZM133 93H134L135 95H134ZM169 93H170V94H169ZM174 93H176V97L178 96V98H176V97L173 95ZM185 93H186V95H185ZM209 93H210V94H209ZM217 93H218L219 95H218ZM226 93H227V96H229V95H230V96H233V94H236V95L233 96L234 99L232 100L231 98H233V97H231V98L229 97V98H228V97L224 96V95H226ZM55 94H56V95H55ZM76 94H77V95H76ZM110 94H112V95H110ZM136 94H137V95H136ZM190 94H191V95H190ZM193 94H194V96H193ZM199 94H201V95H199ZM213 94H215V95H213ZM222 94H223V95H222ZM228 94H229V95H228ZM237 94H238V95H237ZM239 94H240V95H239ZM257 94H258V95H257ZM119 95L121 96V98L124 97L125 99H124V98L121 99V98L119 97ZM133 95H134L135 97H134ZM147 95H149L150 97L147 96ZM171 95L174 96V98H173ZM187 95H188V98H186ZM202 95H203V97H202ZM254 95H255V96H254ZM256 95H257V96H256ZM260 95H261V96H260ZM50 96H51V97H50ZM86 96H90V97L87 99ZM151 96H152V99H154V104L152 103L153 100H152V101L150 100V102H149V99H148V98L151 99ZM153 96H154L155 98H154ZM162 96H163V97H162ZM190 96H191V97H190ZM196 96H197V97H196ZM210 96H212L213 99L216 98V100H213L212 97L210 98ZM214 96H215V97H214ZM217 96H218L219 98H218ZM222 96H224V97H222ZM251 96H252V97H251ZM258 96H259V97H258ZM52 97H55V98L52 99ZM80 97H81V99H80ZM82 97H84V98L82 99ZM101 97H102V98H101ZM139 97L142 98V99L145 97L144 100L141 99V101H142V102L144 101L145 104H144V103H141V101H139V100H140ZM147 97H148V98H147ZM164 97L167 99V101H165V98H164ZM189 97H190V98H189ZM205 97H206V98H205ZM221 97H222L223 100L221 99ZM237 97H238V98H237ZM117 98H119V100H117ZM130 98H133V100L130 99ZM138 98H139V99H138ZM191 98H192V99H191ZM202 98H204L205 101H204ZM209 98H210V101H211V100H212V101H211V102L208 101V102H209V103H208L207 100H209ZM227 98H228V99H227ZM256 98H257V99H256ZM94 99H95V98H94ZM100 99H97V100H100ZM108 99H109V100H108ZM111 99H113V100L111 101ZM146 99H147L148 101H146ZM162 99H163L164 101H162ZM185 99H187V100H185ZM218 99H219V100L221 99V100L219 101ZM239 99H240V100H239ZM260 99H262V98H260ZM88 100H89L90 103L88 102ZM114 100H115L116 102H115ZM122 100H124L125 102H124V101H123L124 103L120 102V101H122ZM135 100H136V101L138 100L137 102H139V103L137 104V102H136V104H135ZM155 100H156V102H157L156 104H160L161 107H160V105H159V106H158V105H155ZM160 100H161V101H160ZM181 100H183V101L181 102ZM225 100H226V101H225ZM227 100H228V101L231 100L230 103H229ZM256 100H257V101H256ZM106 101H107V102H106ZM132 101H133V102H132ZM190 101H191V102L193 101L195 104H194V103L192 104ZM213 101H214V102H213ZM217 101H218V102H217ZM232 101H233V102H232ZM241 101H243V102L241 103ZM259 101H260V103H259ZM261 101H262V102H261ZM112 102H115V103H112ZM117 102H118L119 104H118ZM148 102H149V103H148ZM165 102H168V104L165 103ZM188 102H189V103H188ZM196 102H198V103H196ZM212 102H213L214 105H212ZM222 102H223V103H222ZM231 102H232L233 104H236V103L239 102L238 104L234 105V107H238V106L241 105V104H242V105L239 106L238 108H234V107H233V104H232ZM244 102H246V103L244 104ZM68 103H69V102L64 103L63 106L66 107V108H69V104H68ZM88 103H89V104H88ZM111 103H112V104H111ZM151 103H152V104H151ZM215 103H216V104H215ZM224 103H225V105H224ZM228 103H229V104H228ZM257 103H258V105H257ZM67 104H68V105H67ZM87 104H88V105H87ZM109 104H110V105H109ZM116 104L120 105L121 107H122L123 104H126V106L123 105V108H120V107H119L118 105H116ZM133 104H134V106H133ZM163 104H164V105H163ZM170 104H171V105H170ZM188 104H192V105L189 106ZM231 104H232V105H231ZM259 104L261 105L260 107H259ZM112 105H113V106H112ZM142 105H144V106H142ZM146 105H147V106H146ZM173 105H174V106H173ZM175 105H176V106H175ZM181 105L183 106V109H182V106H181ZM196 105H198L199 107H195ZM208 105H209V106H208ZM210 105H211V106H210ZM237 105H238V106H237ZM245 105H247L248 109H245V107H244ZM252 105H253V106H252ZM89 106H91L92 108H89ZM100 106H103V105L101 104ZM104 106H103V107H104ZM117 106H118V107H117ZM165 106H166V107H165ZM167 106H169V107L172 106V108L170 107V109H169ZM192 106H193V108H190V107H192ZM202 106H203V107H202ZM206 106H207V108H206ZM216 106H217V108H216ZM226 106H227V107H226ZM231 106L234 108L233 110H231L232 108L230 109ZM242 106H243V107H242ZM249 106H250V107H249ZM257 106H258V107H257ZM72 107H73V105L70 104V108H71L70 110L73 109ZM134 107H135V108H134ZM138 107H139L140 110L138 109ZM142 107H143V108H142ZM144 107H146V108H144ZM153 107L156 108V109H154ZM159 107H160V108H159ZM162 107H163V108L165 107V108L163 109ZM173 107L176 108V109H178L180 112H179L178 110H176V109L173 110V109H174ZM201 107H202V108H201ZM208 107H209V110H208ZM218 107H219V108H218ZM222 107H223V108H222ZM225 107H226V108H229V115H230V114H234V115H232V116L230 115V116H229L228 113H227L228 110H227ZM240 107H242L243 109H245V111L248 110V111H249V112H248V113H249V116H252V117H253L252 119H253L255 122H254V121H251V118H249V116H248L249 119L245 118V117H244L245 115H242V116H241V113L244 114V113H246V112L243 113V112L241 111L242 108H240ZM247 107H246V108H247ZM256 107H257V108H256ZM66 108H64V109H66ZM111 108H112V109H111ZM118 108H119V109H118ZM125 108L128 109V110H126ZM147 108H150V109L152 108V109H151V110H150V109L147 110ZM203 108H204V110H201V109H203ZM211 108H212V111H210ZM251 108H252L253 110H252ZM120 109H122V110H120ZM143 109H144V110H143ZM190 109H191V110H190ZM193 109H194V110H193ZM195 109H196V110H195ZM197 109H198V112L201 113V114H203L204 111H205L204 113L210 111V112H212L213 114L210 113V112H208V113H207V116H204V115H206V114H204V115H201V114L198 115V114H197V113H198V112H197ZM205 109H206V110H205ZM235 109H236V111H235ZM66 110L70 111L69 109H66ZM114 110H115V111H114ZM136 110H138V111H136ZM141 110H143V111L141 112ZM145 110H146V111H145ZM152 110H153V111H152ZM169 110H170V111H169ZM200 110H201V112H200ZM220 110H221V111H220ZM222 110H223V113H222ZM224 110H225V111H224ZM230 110H231V112H230ZM237 110H238V111H237ZM254 110H255L256 113H255V112H252V111H254ZM257 110L260 112V113H258L259 116H258V115H255V114H257V112H258ZM120 111H121V112H120ZM123 111H124V113H123ZM154 111H155V112H154ZM177 111H178V112H177ZM185 111H186V112H185ZM195 111H196V113H195ZM217 111H218V112H217ZM232 111H234L235 113L232 112ZM240 111H241V112H240ZM243 111H244V110H243ZM250 111H251V112H250ZM89 112H90V111H89ZM125 112H126L127 114H126ZM128 112H129V113H128ZM130 112H131V113H130ZM145 112H149V113L146 114ZM151 112H153V116L151 115V114H152ZM175 112H176V114H175ZM181 112H182V113L184 112V113L186 114V117H185V116L182 117L184 113L182 114ZM188 112H189V113H188ZM224 112H225V113H224ZM91 113H92V116H94V115L96 116V115H97V117L94 116V119H93V117H92V119H93V123H94V124H95L96 122H99V121H97V119H98V120L101 119V120H100L101 122H100L99 124L103 123L104 115H102V114L99 113V114L101 115V116H99V115H98L97 113H95V112H94L95 114H93V112H91ZM115 113H116L117 115H116ZM120 113H121V114H120ZM132 113H134V114H132ZM135 113H136V114H135ZM141 113H142V115H141ZM178 113H180V114H178ZM209 113H210V116H211V115H214V118H212L213 116H211V119H213L212 121H210V118H209L210 116L208 117ZM216 113H217V114H216ZM219 113H220V114H219ZM248 113H247V115H248ZM252 113H255V114H252ZM103 114H104V113H103ZM111 114H110V115H111ZM143 114L146 115V116H144L145 118L143 117ZM157 114H159L160 116H158ZM161 114H162V115H161ZM177 114H178V115H177ZM185 114H184V115H185ZM188 114H189V115H188ZM215 114H216V115H215ZM235 114H236L237 116H235ZM238 114H240V117H239ZM262 114L264 115V113H262ZM129 115H130V116H129ZM132 115H134V117H135L136 119H132V118H133ZM163 115H164V116H163ZM166 115H167V116H166ZM170 115H171V116H170ZM218 115H219V116H218ZM253 115H254V116H253ZM98 116L101 117V118H99ZM111 116H112V115H111ZM119 116H118V117H119ZM125 116H126V117H125ZM131 116H132V118H131ZM141 116H142V118H141ZM147 116H150V117H147ZM157 116H158V117H157ZM168 116H169V118H171V117H172V118L169 119ZM173 116H174V117H173ZM175 116H176V117H175ZM178 116H180V117H182V118H180V117L177 118ZM199 116H202V117L204 116V117H203L204 119H203L202 117H201L202 120L199 119V118H200ZM217 116H218V117H217ZM220 116H221V117H220ZM234 116L237 117V119L239 118V119H238L239 122H238L237 119H236V121H237L238 123L235 122V120H234L235 117H234ZM255 116H256V117H255ZM124 117H125V118H124ZM128 117H130L131 119H127ZM153 117H154V119H153ZM155 117H156L157 119H156ZM162 117H163V118H162ZM164 117H166V119H165ZM207 117H208V120H207ZM219 117H220L221 120L219 119ZM242 117L245 118V119L247 120V122H245V121H244L245 119H242ZM257 117H258V118L260 117V118H259V121H260V122L258 121V119H257V121L254 119V118H257ZM95 118H97V119H95ZM116 118H117V119H116ZM137 118H139V119H137ZM140 118H141V119H140ZM148 118H149V119H148ZM176 118H177V119H176ZM185 118H186L187 120H186ZM189 118H190V119H189ZM205 118H206V119H205ZM222 118L225 119V120H223ZM231 118H233V119H231ZM113 119H112L111 121H114ZM126 119H127V120H126ZM158 119H159V120H158ZM160 119H161V122H162L163 124L160 122ZM164 119H165V120H164ZM168 119H169V120H168ZM174 119H175V120H174ZM180 119H181L182 121L188 123L189 126H188V124L186 125V123H183V122H182V124H179V122H181ZM183 119H184V120H183ZM188 119H189L191 122L188 121ZM197 119H198V120H197ZM215 119H216V120H215ZM240 119H242L243 122H244V126H245V127L243 126L244 128L241 126V124H239V123H242V124H243V122L240 121ZM260 119H261V120H260ZM263 119H264V118H263ZM94 120H95V122H94ZM128 120H129L130 122L132 121L131 124H130V122H129ZM140 120H141V121H140ZM147 120H148V121H147ZM154 120H156V121H154ZM166 120H167V121H166ZM170 120H171V121H170ZM193 120H195V121L193 122ZM203 120H205V121H203ZM222 120H223L224 123L221 122ZM230 120H232V121H230ZM248 120L252 122V123L249 122V123H250L249 125H255V126L253 127L254 130H255L257 127H258V130L256 129V130L254 131L253 129H251V130H252V131H251V134H248V136H245V135H247V133H246V131H247V130H246V123L248 124ZM91 121H92V120H90V123H91V124H90V123H89V124H90V125H93V123H92ZM146 121H147V122H146ZM164 121H165V123H164ZM175 121H176V122H175ZM177 121H178V122H177ZM199 121H201V122L198 123ZM202 121H203L204 123H206V122H207V123L204 124ZM213 121H214L215 124H211V123H213ZM233 121H234L235 123H233ZM115 122H114V125H116V124L118 123V122H116V123H115ZM137 122H138V124H137ZM140 122H141V123H140ZM145 122H146V123H145ZM167 122L170 124V125L168 124V127H169V128L167 127ZM171 122H172V123H175V124H172ZM192 122L194 123V126H193V123H192ZM196 122H197V123H196ZM253 122L256 123V124H254ZM258 122H259V123H258ZM108 123H109V122H108ZM110 123H111V122H110ZM120 123H121V122H120ZM120 123H119V124H120ZM132 123H133V125H132ZM135 123H136L137 126L135 125ZM209 123H210V124H209ZM219 123H220L221 125H218ZM232 123L234 124V126H232V125H233ZM89 124H88V125H89ZM97 124H98V123H97ZM99 124H98V125H99ZM103 124H104V123H103ZM127 124H128V125H127ZM199 124H201V125H199ZM216 124H217L218 126H215ZM104 125H105V124H104ZM117 125H118V124H117ZM117 125H116V127H117ZM138 125H139V127H138ZM142 125H143V126H142ZM150 125H151V126L153 125V126H152L153 130H154V126H155V127L158 126V127L160 128L158 131L161 130V133H163V134H161V136H160V134H159L160 132H153V133H151V134L149 135L150 137H147L148 139H147V138H144L145 140L142 139V138L139 139V138H138L139 135L142 136V135H143V132H145V130L147 131V127L150 126ZM162 125H163V126L165 125V126L163 127ZM171 125H172V127H171ZM175 125H176V128H175ZM181 125H182V126H181ZM184 125H185V126H184ZM198 125H199L200 128H198ZM101 126H102V124H101ZM106 126H109V125L106 124ZM106 126H104L103 129H102V127H101V128H100V131L98 130L99 132H98V134L96 133L95 136H96V137H97V135H99V136L101 135V136H102V135H104L105 132H106L105 134H107L108 130H105V129L107 128ZM118 126H120V125H118ZM121 126H122V125H121ZM133 126H134V127H133ZM140 126H141V127H140ZM192 126H193V127H192ZM202 126H203V127H202ZM213 126H215V127H213ZM220 126H221V127H220ZM225 126H226V127H225ZM235 126H236V127H235ZM136 127H137V128H136ZM158 127H157V129H158ZM177 127H178V129H177ZM179 127H180V128H179ZM186 127H188V128H186ZM207 127H208V128H207ZM255 127H256V128H255ZM260 127H261V128H260ZM118 128H119V127H118ZM120 128H121V127H120ZM123 128H122V129H123ZM152 128H151V130H152ZM164 128H165V129H164ZM172 128H173V129H172ZM181 128H182V129H181ZM183 128H184V129H183ZM189 128L191 129V132H190V129H189ZM209 128H210V129H209ZM213 128H214V130H213ZM221 128H222L223 130H222ZM232 128H233L234 130H233ZM236 128H237V129H236ZM101 129L104 130V131H103L104 133H100V132H101ZM107 129L110 130V126H109ZM122 129H121V130H122ZM141 129H142V131H141ZM148 129H150V128H148ZM155 129H156V128H155ZM157 129H156V130H157ZM175 129L177 130L176 132H174ZM185 129H186L187 131H185ZM201 129H203V130H201ZM207 129H208V131H207ZM235 129H236V130H235ZM260 129H261V131H260ZM121 130H120V131H121ZM156 130H155V131H156ZM180 130H181V131L183 130V132H179ZM188 130H189V133H188ZM192 130H194V131L192 132ZM195 130H196L197 132H196ZM199 130H201V131H199ZM217 130H218V131H217ZM224 130H225V131H224ZM237 130H238L239 133H242L241 135L239 134L240 136L237 135V136L239 137V139H238V137L236 136V132H237ZM245 130H246V131H245ZM132 131H133V130H132ZM166 131H167L168 133H167ZM214 131H215L217 134H216ZM220 131H221V132H220ZM234 131H236V132H234ZM244 131H245V132H244ZM253 131L255 132V135H258V136H255L256 138H255V137H251V136H254V132H253ZM257 131H258L259 134H256ZM178 132H179V134H178ZM186 132H187V134H186ZM202 132L205 133V134H208V135L205 136V134H203ZM209 132L212 133V134H210ZM224 132L227 133V134L229 133V134L226 135ZM262 132H263V133H262ZM121 133H122V136H121ZM154 133H155L156 135H159L160 137H162L163 135H169V136H170V135L172 134L173 137H174V136H175V137H174V138H171V139H172V140H173V139L175 140V144H174V140L172 141L171 139H167V140H166V142H168V143H166L165 141L162 142V140H160V139H162V138H160V137L158 138V136L154 135ZM166 133H167V134H166ZM181 133H182V134L185 133V134L182 135ZM201 133H202V134H201ZM123 134H124V135H123ZM152 134H153V135H152ZM191 134H192V135H191ZM231 134H232V135H231ZM234 134H235V135H234ZM237 134H238V133H237ZM244 134H245V135H244ZM262 134H263V135H262ZM179 135H180V137H178ZM195 135H196V136H195ZM203 135L205 136V138H204ZM222 135H224V137H223ZM243 135H244V136H243ZM249 135H250V136H249ZM260 135H261V136H260ZM99 136H98V137H99ZM132 136H134V137L136 136L135 140L138 139V140L135 141L136 143L133 142V144H132V141H133V139H134V137H132ZM137 136H138V137H137ZM141 136H140V137H141ZM152 136L154 137V139H152ZM187 136H188V139H190V140L187 139ZM190 136H191V137H190ZM227 136H228V139H229V140H227V138H226ZM98 137H97V138H98ZM197 137H198V138H197ZM200 137H201V139H200ZM222 137H223V138H222ZM243 137H245L246 140H247V137L250 138V139L248 138V140H249V141H248V144H247V141H246V140H244V144H243V139H244ZM258 137H259V140H257ZM260 137L263 138V139L261 138L263 144L260 142V141H261ZM155 138H156V139H155ZM169 138H170V137H169ZM182 138H184V139H182ZM225 138H226V139H225ZM130 139H131V140H130ZM212 139H213V141H212ZM223 139L226 140L224 143H223V141H224ZM251 139H252L253 142L251 141ZM125 140H126V141H125ZM128 140H129V142H128ZM148 140H149V141H148ZM178 140H179V141H178ZM182 140H183V141L187 140V142H186V141H185V142L188 143V144H186L185 142H184V143H185V144H184V143L182 142ZM191 140H192V141H191ZM203 140H204V141H203ZM205 140H206V141H205ZM235 140H236V141H235ZM124 141H125V142H124ZM142 141H143V144L145 143L144 145L142 144ZM155 141H156V142H155ZM169 141H170V142H169ZM188 141H189V142H188ZM199 141H200V142H199ZM201 141H202V142H201ZM210 141H211V142H210ZM216 141H218V142H217L218 144H216ZM229 141H230V142H229ZM245 141H246V143H245ZM254 141H255V143H257V142L259 141V143H260L259 146L263 149V150H262V149L260 148V149L262 150V152H260V151H261L260 149L256 148L258 145L255 147V143H254ZM123 142H124V143H123ZM126 142H127V143H126ZM137 142H138V143H137ZM148 142H150V144H149ZM172 142H173V143H172ZM191 142H192V143H191ZM205 142H206V143H205ZM208 142H210L209 144H213L215 147H213V145H210V146H211V147H210L209 144H208ZM220 142H221V143H220ZM238 142L240 143L239 146H238V144H237ZM251 142H252V143H251ZM108 143H109V144H108ZM110 143H111V142H108V141H107L106 143H105V142L103 143V144H105V145H104V146H105V149L107 148L106 150H107L108 152L110 151V149H111L113 146H117L115 142H114L115 144L113 143V141H112V144H110ZM139 143H140L141 145H138ZM162 143L165 144V145H163ZM181 143H183V144H181ZM201 143H203V144H201ZM231 143H232V144H231ZM253 143H254V144H253ZM167 144H168V146H166ZM179 144H180V145H179ZM200 144H201L203 147H202ZM224 144H225V145H224ZM228 144H229V145H228ZM234 144H235V145H234ZM236 144H237V145H236ZM245 144H246V145H249V147H247L248 150H249V149H252V150H250V151H246L247 149L244 150V148H245L246 146H243V145H245ZM250 144L252 145V147L250 146ZM257 144H258V143H257ZM77 145H78V146H77ZM77 145H75V146L73 147L72 151H76V150H78V147L81 146V144L79 145L78 143H77ZM106 145H107V147H106ZM110 145H111V148H110ZM136 145H137V146H136ZM171 145H172V146H171ZM178 145H179V146H178ZM185 145H186V146H185ZM227 145H228V146H227ZM230 145H231V146H230ZM232 145H233V148L235 147L236 149H235V148H234V149H233V148H229V147H232ZM253 145H254V146H253ZM82 146H83V145H82ZM127 146H128V147H127ZM132 146H134V147H132ZM138 146H139V147H138ZM141 146H142L143 148H142ZM147 146H145V147H147ZM160 146H161V147H160ZM165 146H166V147H165ZM190 146L193 147V148H191ZM237 146H238V147H237ZM259 146H258V147H259ZM108 147H109V148H108ZM140 147H141V148H140ZM170 147H172V148L170 149ZM185 147H186V148H185ZM225 147H226V148H225ZM227 147H228L229 149H228ZM83 148H84V146H83ZM115 148H116V147H113L112 149H115ZM158 148H157V150H158ZM183 148L185 149L184 151H183ZM188 148H189V149H188ZM197 148H198V149H197ZM221 148H222L224 151H223ZM253 148H254V149H253ZM255 148H256L257 150H255ZM84 149H85V148H84ZM166 149L168 150L167 152H166ZM175 149H176V148H175ZM191 149H192V150H191ZM125 150H126V151H125ZM160 150H159V154L161 153ZM186 150H187V151L189 150L190 152H189V151L187 152ZM193 150H194V151H193ZM258 150H259V151H258ZM185 151H186V152H185ZM192 151H193V152H192ZM196 151H197V152H196ZM205 151H206V152H205ZM208 151H209V152H208ZM233 151H234V152L238 151L239 153H234ZM243 151H245V152H243ZM110 152H113V150L110 151ZM138 152H139V153H138ZM177 152H178V151H177ZM229 152H230V153L233 152V153L230 154ZM247 152H250V153L253 152L250 156H251V158L254 156V158H252V159H251V158H247V157L249 156V154H250V153L248 154ZM162 153H161V154H162ZM183 153H185V154H183ZM193 153H195V155H194ZM198 153H199L198 160H196V159H197V158H196V155H198ZM243 153H246V154H243ZM257 153H258V154H257ZM260 153H261V154L263 153V155H261ZM161 154H160V156H161ZM181 154H182V155H181ZM190 154H191L192 156H191ZM259 154H260L261 156H260ZM133 155L130 156V157H132V158L134 157V158H135V156H133ZM188 155H189L190 157H189ZM207 155H208V156H207ZM215 155L217 156V159H216V160H215V158H216ZM223 155L225 156V158H224ZM230 155H231V156H230ZM246 155H248V156H246ZM146 156H147V155H146ZM163 156H164V155H163ZM163 156H161L160 158L162 159ZM166 156H167V154H166ZM177 156H178V157H177ZM211 156H212V158H211ZM222 156H223V158H224L225 160L222 158ZM242 156H243V157H242ZM245 156H246V158H245ZM250 156H249V157H250ZM182 157H183V158H182ZM191 157H192V158H191ZM194 157H195L196 159H195ZM237 157L239 158V160H238ZM140 158H141V159H140ZM180 158H181V159H180ZM185 158H186V159H189V161L186 160ZM208 158H209V159H208ZM230 158H232V159H230ZM241 158H242V159H241ZM256 158H257L258 160H257ZM262 158H263V159H262ZM136 159H133V160H136ZM143 159H144V160H143ZM149 159H150V158H149ZM164 159H165V158H164ZM192 159H193V160L195 159V160H194L195 162L192 161ZM199 159H200V160H199ZM202 159H203V160H202ZM213 159H214V160H213ZM218 159H219V160H218ZM254 159H256L257 162H255L256 160H254ZM96 160H97L96 158L94 159L93 162H92V160H91V164L94 163ZM133 160H132V162H134ZM140 160H143V161L141 162ZM150 160H151V159H150ZM165 160H167L166 162L169 161L168 158L165 159ZM165 160H164V161H165ZM180 160H181V161H180ZM182 160H183L184 162H183ZM185 160L188 161V163H191V162H192V164H188L187 162H185ZM242 160H244V161L242 162ZM250 160H254V163H256V164H252V161H250ZM261 160H263V161H261ZM130 161H131V158H130ZM179 161H180L182 164H181ZM196 161H197V162H196ZM203 161H204V162H203ZM237 161H238L239 163H238ZM150 162H151V161H150ZM169 162H170V161H169ZM177 162H179V163H177ZM198 162H199V163H198ZM231 162H232V163L234 162L233 165L229 164V163H231ZM240 162H242V163H240ZM248 162H251V163L248 164ZM59 163H60V162H57V164H59ZM140 163H141L142 165H141ZM143 163H144L145 166L143 165ZM170 163H171V162H170ZM195 163H196V164L198 163V164H197V165H198L197 167H196V164H195ZM204 163H205V167L203 166ZM215 163H216V164H215ZM235 163H236V164H235ZM244 163H245V165H244ZM55 164H56V163H55ZM57 164H56V165H57ZM146 164H148V163H146ZM193 164H194V165H193ZM217 164H218V166H216ZM227 164H228V165H227ZM237 164H238V166H240V168H237ZM241 164H243L242 167H241ZM180 165H182V166H180ZM213 165H215V167H214ZM222 165H223V166H222ZM224 165H225V166H224ZM230 165H231V166H230ZM249 165H250V166H249ZM253 165H254L255 167H254ZM263 166H264V165H263ZM263 166H262V167H263ZM140 167H138V171H139V168H140ZM220 167H221V168H220ZM229 167H231V168H229ZM246 167H247V168H246ZM252 167H253V168H252ZM257 167H258L259 169H258V170H255V169H257ZM260 167H261V166H260ZM143 168H142L141 170H143V172H144V169H143ZM179 168H178V169H179ZM188 168H189V169H188ZM198 168H200L199 171H198ZM205 168H206V170H205ZM215 168H217V169H215ZM222 168H223V169H222ZM243 168L246 169L245 171H246V175H247V177H246L245 174H244L245 177H244L243 175H241V174H243V173H242V171H240V170H243V172H245ZM251 168H252L253 170H252ZM181 169H179V170H181ZM190 169H191V170H190ZM201 169H202V170H201ZM210 169H211V170H210ZM238 169H239V170H238ZM247 169H248V171H247ZM169 170H170V169H169ZM207 170L210 171V173H212V174L210 175V174L208 173ZM212 170H214V171H212ZM221 170H223V171H222L223 173H221ZM259 170H261V172H258ZM189 171H191L192 173L189 172ZM194 171H196V173H195ZM197 171H198V172H197ZM205 171H206V172H205ZM217 171H218V172H217ZM249 171H250V172H249ZM252 171H253V172H252ZM139 172H140V171H139ZM169 172H170V171H169ZM187 172H188V173H187ZM200 172H202V173L205 172V173H203V174L201 173V174H200ZM232 172H233V173H232ZM237 172H238V173H237ZM239 172H240V174H239ZM247 172H248L249 175L247 174ZM141 173H142V171L140 172V174H141ZM198 173H199V174H198ZM206 173H208V174H206ZM215 173H216V174H215ZM218 173L221 174V175H219ZM234 173H237V174L235 175ZM253 173H255V175H254ZM256 173H257V175H256ZM260 173H261V175H263V176H259V177H257ZM165 174H166V173H165ZM165 174L163 173V176H164ZM170 174H171V172H170ZM172 174H173V173H172ZM196 174H198L199 177H198V175H196ZM250 174H251V175H250ZM192 175H193V176H192ZM205 175H207V176L210 175L211 177H207V176H206V177L208 178V180H207V178L205 177ZM213 175H216V176L214 177ZM237 175L241 176L242 181L239 179L240 177L237 176ZM165 176H166V175H165ZM189 176H190V177H189ZM203 176H204V177H203ZM212 176H213L214 178H218V177H219V178H221L222 180L219 179V178H218V179H214V180H212ZM217 176H218V177H217ZM235 176H236V177H235ZM248 176H251V177H250L251 180H248V179H247ZM254 176L257 177V179H256ZM237 177H239V178L236 179ZM242 177H243V178H242ZM261 177H262V178H261ZM188 178H187V179H188ZM193 178H192V179H193ZM204 178L206 179V182H205V179H204ZM244 178H245V179H244ZM252 178H254L253 181H252ZM259 178L262 179L261 181H262L263 183H262L261 181H259V180H260ZM187 179H186V182H188V183H187V184H184V185H186L187 187L184 186V185H183V186H184V188L186 187V189L188 188V190H189V189H190V186H193V180H194V179H193V180L190 179V181L187 180ZM199 179H200V180H199ZM234 179H236V180H234ZM246 179H247L248 181H247ZM215 180H216V182H215ZM219 180H220L221 186L219 185V184H220V183L218 182ZM237 180H240V182L237 181ZM245 180H246V181H245ZM255 180H257L258 183H259V184H258V183L256 184L258 188H257V187H256V188H255V187H254V188L252 187L253 185L256 186L255 183H256L257 181H255ZM48 181H49V180H48ZM48 181H47V184L50 182V181H49V182H48ZM163 181H164V180H163ZM191 181H192V183H191ZM221 181H222V182H221ZM224 181H225V182H224ZM251 181L253 182V184H252ZM186 182H185V183H186ZM189 182H190V183H189ZM217 182H218V183H217ZM243 182H246V184L243 183ZM260 182H261V184H260ZM167 183H168V182H167ZM197 183H196V184H197ZM223 183H224V184H223ZM238 183H241V185L238 184ZM247 183H248V184H247ZM250 183H251V184H250ZM170 184L173 185L172 183H168L167 185H170ZM188 184H189V185H188ZM243 184H244L245 186H244ZM262 184H263V186H262ZM165 185H166V184H165ZM165 185H164V186H165ZM167 185H166V187L168 188L169 186H167ZM242 185H243L244 188L242 187ZM246 185H249L250 188H249V186H246ZM251 185H252V186H251ZM223 186H224V187H223ZM260 186H261V187H260ZM241 187H242V188H241ZM251 187H252V188H251ZM259 188H260V190H259ZM163 189H164L165 191H164ZM169 189H171V190H169ZM172 189H173L172 187H169L168 189H165V187H163V188H162V191H161L162 193L160 192V194L153 196V199H152L153 204L156 205V204L160 203V202H161L160 198H162V197H164V196H167L168 194L166 195V193H169L168 190H169V191H172ZM212 189H211V191H212ZM250 189H251V190H250ZM252 189H253V190H252ZM254 189H255V190H254ZM247 190H248V191H247ZM209 191H210V190H209ZM221 191H218V192L221 193ZM261 191H262V193H261ZM163 192H164V193H163ZM179 192H180V191H179ZM179 192H177V195L182 194V192H181L180 194H178ZM216 192H217V190H216ZM237 192H239V193H237ZM250 192H251V194H250ZM252 192H253V193H252ZM113 193H114V192H112L111 194H113ZM232 193H233V194H232ZM241 193H242V194H241ZM255 193H259V194H257V196H256ZM161 194H163V196H162ZM169 194H170V193H169ZM227 194H228V195H227ZM234 194H235V195H234ZM108 195H109V194H108ZM223 195H224V194H223ZM233 195H234V196H233ZM243 195H244V196H243ZM250 195H251V196H250ZM253 195H255V196L253 197ZM260 195H261L262 197H261ZM157 196H158V197H157ZM228 196H229V198H228ZM206 197H207V199H206ZM257 197H258V198H257ZM158 198H159V199H158ZM212 198L214 199L213 201H212ZM251 198H252V199H251ZM255 198H256L258 201H257ZM259 198H260V199H259ZM245 199H246V200H245ZM250 199H251V200H250ZM196 200H197V199H196ZM208 200H209L210 202H209ZM216 200H218V201H216ZM230 200H231V201H230ZM233 200H234L235 202H234ZM261 200H262V201H261ZM206 201H207V202H206ZM229 201H230V202H233V203H230ZM260 201H261V202H260ZM216 202H217V203H216ZM224 202H225V203H224ZM258 202H260V203H258ZM198 203H197V204H198ZM207 203H208V205H207ZM228 203H230V204H228ZM243 203H244V204H243ZM249 203H250V204H249ZM210 204H211V208H210ZM213 204H214V205H213ZM231 204H233V205H231ZM234 204H235V205H234ZM236 204H237V205H236ZM255 204H256V205H255ZM204 205H205V206H204ZM212 205H213V206H212ZM230 205H231L232 207H231ZM246 205H247V206H246ZM257 205H258V206H257ZM201 206L203 207V210L201 209L202 211H200V208H202ZM207 206H208V207H207ZM218 206H220V207H219L220 209L218 208ZM227 206H228V207H227ZM259 206H260V207H259ZM205 207H206V208H205ZM212 207H213V208L216 207V208L212 210ZM229 207H230V208H229ZM235 207H236L237 209L240 208V210L243 209V210H242V213H243V214H242L241 212H239V213H241L240 215H242L241 217L238 216L237 212H238L239 210H237V209L235 210ZM247 207H248V208H247ZM204 208H205L206 210H205ZM228 208H229V209H228ZM259 208H260V209H259ZM209 209H210V210H209ZM225 209H227L228 212H229V211L231 212V210L234 209L233 211H236V212H235V213H234L233 211H232L231 213L229 212V213H228L229 215H230V214H233V215H230V216L227 215L226 217H223V218H224V219H223V218H221L222 215H220V214H223V212H224ZM262 209H263V210H262ZM217 210H218V211H217ZM249 210H250V211H249ZM220 211H222V213H221ZM243 211H244L245 213H244ZM248 211H249V212H248ZM260 211H261V212H260ZM190 212H191V211H189V213H190ZM209 212H210V214H207V213H209ZM258 212H259V213H258ZM199 213H200V214H199ZM218 213H219V214H218ZM254 213H255V214H254ZM206 214H207V216H204V215H206ZM213 214H214V215H213ZM189 215H191L190 217H192V214H188V216H189ZM211 215H213L214 217H213V216L211 217ZM215 215H216V216H215ZM217 215H218V216H217ZM219 215H220L221 217H219ZM234 215H235V216H234ZM236 215H237V217L240 218V219L234 221L235 218L237 219ZM256 215H257V216H256ZM262 215H263V216H262ZM201 216H202V217H201ZM232 216H233V217H232ZM246 216H247V217H246ZM261 216H262V217H261ZM200 217H201V218L204 217V218H203V219H200ZM231 217H232L233 220L231 219ZM244 217H245V218H244ZM219 218H221V219H219ZM229 218H230V219H229ZM252 218H253V219H252ZM260 218H261V219H260ZM250 219H251V221H250ZM246 220H247V221H246ZM202 221H199L197 224L200 223V225H201V224H202ZM233 221H234V222H233ZM213 222H212V223H213ZM235 222H236V223H235ZM258 222H259V223H258ZM234 223H235V224H234ZM214 224H213V225H214ZM222 224H221V225H222ZM231 224H232V225H231ZM259 224H260V225H259ZM201 226H202V225H201ZM212 227H213V226L211 225V227H210V228L208 227L209 229L207 228L208 230L206 231V229L202 226L201 229H200V233H201L203 236H204L205 233H206V234H207V238L205 237L206 235H205L204 237L202 236L203 238L201 237V235H200V237H201L202 239H204V238L208 239V237L210 238V236H208V231H210L209 233L211 234V237H212V233H211V231L213 232L215 226H214L213 228H212ZM216 227H218V226H216ZM216 227H215L216 230H214V232H213V236H215V238H216V234H217V238H218V235L220 234V235H219V238H218V241H219V240H220V241H219V242H216L215 245L219 244V246L222 245L223 247H221V246L219 247L218 245L215 246L214 243H213V245H210V247L213 246L212 248L217 249V253H216V254L218 255V257H219V255H220V252H222V255H224V256H228V255L231 253L230 251H232V250H230V249H232V248H231V247L228 248V244L226 243V241H227L228 238H227V236H226V238H227V239H226L225 236H224V232H223L224 229H223V227H218L219 230H218V228H216ZM259 227H262V228H259ZM204 230H205V231H204ZM222 230H223V231H222ZM201 231H202V232H201ZM203 231H204V233H203ZM215 231H216L217 233H215ZM221 231H222V232H221ZM263 231H261V232H263ZM219 232H221V233H219ZM261 232H260V233H261ZM263 233H264V232H263ZM210 234H209V235H210ZM221 234H223V235H221ZM223 236H224V238H223ZM220 237H222V238H220ZM213 238H214V237H213ZM223 239H224V240H223ZM225 239H226V241H225ZM221 240L223 241L224 244L222 243ZM224 241H225V242H224ZM221 243H222V244H221ZM210 244H211V243H210ZM226 245H227V246H226ZM216 247H218V248H216ZM220 248H221V249H220ZM224 248H225V249H224ZM221 250H222V251H221ZM227 251H228V252H227ZM207 258H208V257H207ZM207 258H204L203 261H202V263L205 262V261H206V263H208V262H209L208 260H210V259H209V258L207 259ZM218 264H223V262H218Z\"/></svg>",
    "mask_w": 264,
    "mask_h": 264
}]
</instances>
